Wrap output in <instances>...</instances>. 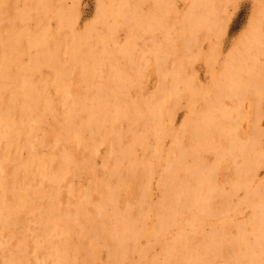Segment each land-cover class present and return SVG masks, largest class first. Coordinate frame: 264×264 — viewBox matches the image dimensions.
Returning <instances> with one entry per match:
<instances>
[{
    "label": "rangeland",
    "instance_id": "rangeland-1",
    "mask_svg": "<svg viewBox=\"0 0 264 264\" xmlns=\"http://www.w3.org/2000/svg\"><path fill=\"white\" fill-rule=\"evenodd\" d=\"M49 0H37V2H36V0H16V2H15V0H0V4L1 3H4V5H2V6H4L3 8H5V10H3V9H0V15H1V13H3V11L5 12L6 11V14L5 15H1L3 18H0V21L1 20H5V21H2V23L0 24V74L1 73H4L5 74V72L6 71H8V72H6V73H8V74H6L7 75V77L9 78H5V76L6 75H4V74H2V76H3V78L6 80L5 82H4V79H2L1 77L2 76H0V85H1V83H3V84H5V85H3L2 84V86H0V88H3V89H0V98L3 100L4 98V100H5V102H3V103H1L0 102V123L1 122H3L2 124H5V125H2V124H0V127L2 126L3 128H0V157H2V160H0V164H1V168L2 169H0V170H2L3 171V173H2V175H1V171H0V181H2V178H5L6 176V181H4L3 180V183L4 184H6L5 186L4 185H2L3 183L1 182V184H0V191H2L4 188H6V186L8 185L9 186V184H7V182L8 183H10L11 184V186L12 185H14V186H21L18 182H20V180L22 181V179L23 180H25V181H23V182H26V185H27V181H29V180H32L31 178H32V175H35L34 176V180H32V181H29L28 182V185L27 186H30L29 184H31L32 186L34 185L35 187H36V185L38 184V183H40V181H38V180H40V179H38L37 180V176L39 175L38 174V172H37V174L35 173V171L36 170H38V168L40 167V170H42V168L47 164V163H44L45 165H42L43 167L41 168V166H39L40 164H42L43 162H46L47 161V159H48V169H50V167H51V169L50 170H52L53 169V171H51L52 173H50V171H48V170H46V171H40V170H38L39 171V173H40V175H39V177L38 178H42V177H44L45 175H46V177L45 178H47V177H49V178H47V179H45V178H43L42 180H41V182L43 183V185H42V183L41 184H38L39 186H37V187H43L42 189H43V191H42V189L40 188V189H38V191H36V193L34 192V190H33V187H32V190H33V192L36 194V196L38 195L39 196V194H41V192H42V198H44V199H42V198H38V197H36L35 196V194H34V196L36 197V198H38V200L35 198V197H33V194H31L32 193V191H30L31 190V188H30V190H29V187H28V190H27V186H25V184L23 183V186H24V188L26 189V190H22V192L23 191H26V192H23L24 194L25 193H27L25 196L21 193L20 194V192H21V187L19 188H14V191H13V189H12V187H8L7 189H5V190H3L4 192L6 191V193H4L3 191H2V193H4L5 194V196H3V194H2V196L0 195V230H1V232H0V235H1V238H0V264H20L21 262L23 263V264H103L104 262H105V260H106V258H107V248L108 247H105V246H107V245H100V247H98V245L99 244H101V243H103V239H105V241H104V243L103 244H105V242H106V244H108V246H109V248H111L112 247V250L111 251H113V246H112V244L110 243V242H112V241H116V243H117V241H118V243L117 244H119V245H116V243L115 244H113V245H116V246H114V247H116V249H115V251H117V247L119 246H121L122 248H126V250L128 249H130L131 248V251L132 252H130V250L129 251H125V249H124V252L122 251H119V252H121V254L120 255H122L121 257H122V259H123V262H122V260L120 259V261L123 263V264H139L138 263V261L140 262V264H142L143 262H144V264H150V262L149 261H151V258L152 259H154V258H157L158 257V259L157 260H155L156 262H154V263H152V264H155V263H157V264H167V262L166 261H164L165 260V258H162L163 257V255L165 254V251H167V248L169 249V246H170V251H169V253L168 254H170V255H173V254H175L176 253V250L174 251L173 250V252H172V248L171 247H173L174 249H175V245L181 240L182 241V244H180L181 242H179L178 244H177V246L179 245V249H178V253L180 252H184V255L182 254L181 256H182V258L180 257V253H179V258L180 259H178L177 257H176V259H178V261H179V263H178V261H176L175 260V257L174 256H176L177 254H175V255H173V257L174 258H171V260H170V257L168 258L167 257V255L165 254L164 256H166V260H170L171 262L173 261L172 259H174V261H175V263H171V264H176V262H177V264H183V263H188V261L190 262V261H192V263L191 264H218V263H220V264H223V263H221V262H224L225 264H239L240 262H241V264H264V51H262L261 53H260V51H256L255 52V50H253V49H250V47H253V45H254V47H262L263 45L261 44V46L260 45H258V43L257 42H259V41H264V2H262V0H258V3H257V0H218V3H214V5H212L211 3H208V5L206 6L205 5V3H201V1L200 0H126V2L124 1V0H50V2H48ZM115 1V2H114ZM119 1V2H118ZM121 1V2H120ZM125 2L126 3V7L127 6H132V8H129V7H127L129 10L127 11V8L125 7V5H124V3H123V5L121 4L122 2ZM147 1H148V3H147ZM151 1H152V3H151ZM197 2L198 3V6H197V4L196 3H194L195 5L194 6H196V7H198V8H194L193 9V4H191V3H193V2ZM211 2L213 1V0H210ZM217 1V0H216ZM216 1H214V2H216ZM254 1V2H253ZM260 1V2H259ZM25 2H26V4L29 6H27V5H25ZM32 2V3H31ZM55 2V3H54ZM29 3V4H28ZM34 3V4H33ZM35 3H37V4H35ZM43 3V4H42ZM46 3H51L50 5H48V6H51V7H47L46 5V10L45 11H43L42 9H41V7H44L43 5L44 4H46ZM100 3H102L101 5H100ZM106 3V6L104 5ZM107 3H111L110 5L111 6H114L115 5V7H110L109 6V4H107ZM112 3L114 4V5H112ZM117 3H118V5L121 7L122 6V8H120L119 7V9H121V13H120V11H119V15H118V9H117ZM133 3H136L135 4V6L133 5ZM201 3V4H200ZM6 4H9V5H6ZM39 4H40V6H39ZM42 4V5H41ZM56 4H58V5H56ZM121 4V5H120ZM129 4H131V5H129ZM188 4H191L189 7L188 6H186V5H188ZM207 4V3H206ZM209 4H211L212 6H213V8H214V11H213V13H212V11L211 10H213V8H211V13L213 14V16H212V14L210 13V12H206L205 13V16H207L206 17V19L208 18V16H210L209 17V22L211 21V24H210V26L208 25L209 23H205L206 22V20H205V22H203L204 20H200L202 23L201 24H199V26H201L199 29L197 28V26H194V27H196L195 29H193L192 28V26H191V22H190V18L189 17H191L190 15H191V13L189 14V12L191 11H197V9H200V10H198L197 12H199V11H201L202 9H203V6H205L206 8L207 7H209L210 5ZM215 4H217V9L214 7L215 6ZM1 5H0V8H2L1 7ZM6 5V6H5ZM30 5H33L34 6V8L35 7H37V5H38V8H40V10H36L37 12H39V11H42V12H39L40 14L38 15V16H36V17H34L35 15H34V13H37V12H33L32 10L34 9L33 8V6H30ZM36 5V6H35ZM100 5V6H99ZM104 6L105 7H107L108 6V8L110 7L113 11H114V13H116V15L113 13V11L112 10H110L109 9V11L107 10L108 8H104ZM123 6L125 7V10L126 11H123ZM168 9V11H164L166 8ZM201 8H200V7ZM14 7V8H13ZM23 7V8H22ZM30 7H32V8H30ZM53 7V8H52ZM158 7H160V8H158ZM162 7H163V11L164 12H162ZM187 7V8H186ZM204 7V8H205ZM15 8H17V9H15ZM45 8H43V9H45ZM47 8H48V10H51V11H48L47 10ZM104 8V12L102 11V9ZM113 8H115V9H113ZM156 10H155V9ZM35 9H37V8H35ZM52 9H53V12L55 11V13H52ZM55 9V10H54ZM57 9H60V10H62V11H60V10H57ZM159 9V10H158ZM186 9H187V12H186ZM196 9V10H195ZM13 10H14V12H13ZM106 10H107V12H106ZM116 10H117V12H116ZM151 10V12H152V10H154L155 11V14H154V16H152V13H154V11L151 13V12H149ZM161 10V11H160ZM184 10V11H183ZM27 11V13H25ZM35 11V10H34ZM46 11H48L49 12V14H45L46 13ZM58 11V12H57ZM100 11V12H99ZM182 11V12H181ZM25 14V15H27V14H30L31 16H29V17H27V16H25L23 13ZM33 12V13H32ZM47 12V13H48ZM51 12V13H50ZM62 12V13H61ZM106 12V13H105ZM177 12H179V13H177ZM181 12V13H180ZM42 13H44V14H42ZM60 13H61V15L62 16H60ZM98 13H101L102 14V16H103V18L102 17H100V15L98 14ZM148 14V16L149 17H147V14ZM185 13V14H184ZM187 13L189 14V15H187ZM208 13V14H207ZM13 14H14V16H16V18L15 17H13ZM21 14L23 15V16H21ZM38 14V13H37ZM51 14H53V15H51ZM56 14H59L58 16H60L59 18L63 21L64 20V23H63V25H62V21L59 19V18H57V17H55L56 16ZM106 14V15H105ZM123 14V15H122ZM158 14V15H157ZM207 14V15H206ZM8 15L10 16L9 18L12 20V19H14L13 21L14 22H12V21H10V19L8 18ZM20 15V16H19ZM41 15H42V17H41ZM45 16V19L43 18L44 16ZM55 15V16H54ZM109 15H112V16H115V17H117L118 18V20H116V18L114 19V18H112V16H109V18L110 19H108L107 17ZM125 15L126 16H128V17H125ZM155 15H156V17H155ZM180 15H182L184 18L185 17H188L187 18V21H189V22H186V23H184L185 22V20H183V18H182V16L181 17H179ZM185 15V16H184ZM13 18H12V17ZM50 16V17H49ZM107 16V17H106ZM120 16V17H119ZM133 16H134V19H133ZM140 16V17H139ZM154 17V20H155V22L156 23H159L158 25H157V27H155L156 25L155 24H153V21H151V19L149 20V22H150V24H152V27L154 28L155 27V29H153L151 26H150V24H148V26L150 27L149 29H151V30H148V26H147V22H148V19L149 18H151V17ZM198 16H201V14L199 13V15ZM49 17V19H47ZM65 17V19H63ZM122 17H123V19H125L123 22H124V26H123V22H122V24H120V22L122 21ZM125 17V18H124ZM131 17V18H130ZM136 17V18H135ZM174 17H176V18H174ZM98 18H102V19H100L101 21H99V19ZM121 19V21H120V19ZM130 18V20H128V21H126L127 19H129ZM144 20H143V19ZM148 18V19H147ZM23 19H27L26 21L24 20L23 21ZM43 19V20H42ZM60 20V22H58L59 20ZM103 19H106V20H104V23H103ZM137 19V20H136ZM139 19V20H138ZM157 19V20H156ZM166 19V23L163 21L162 22V20H165ZM180 19L183 21V23H181V22H179L180 21ZM211 19V20H210ZM44 20H47L46 22H48V23H46V22H44ZM49 20V21H48ZM97 20H98V22H97ZM116 22H115V21ZM146 20V22H144V23H142V21H145ZM43 21V22H42ZM111 21H113L112 22V24H111ZM117 21H120V22H117ZM159 21V22H158ZM174 21H176V23H177V26H175V22ZM192 21V20H191ZM58 22V23H57ZM99 22H101V23H99ZM107 22V23H106ZM125 22L128 24V26L127 25H125ZM135 22V23H134ZM141 22V23H140ZM148 22V23H149ZM154 22V23H155ZM161 22V23H160ZM174 22V25L172 24ZM208 22V21H207ZM11 23H12V25H11ZM59 23H60V25H59ZM116 23V24H115ZM134 23V24H133ZM137 23V24H136ZM178 23H180L179 25H178ZM14 24V25H13ZM111 24V25H110ZM132 24H133V27H132ZM170 24H172L171 26H174V27H170L169 25ZM181 24H183V26L185 25L186 26V28H184L183 27V29L181 30V29H178L179 31H180V33L182 34L183 32V34H182V37L180 38L179 37V35L181 36V34L179 33V31H177V28H178V26H179V28L181 27L182 28V26H181ZM253 24H254V26L255 27H253ZM116 25H118V26H116ZM119 25H121V26H123V28L121 27V26H119ZM147 26V30L148 31H152V29L153 30H155V33H153L154 31H152V33L151 34H148V32H146L144 29L146 28V26H145V28L143 27V26ZM155 25V26H154ZM165 25V26H164ZM203 25V26H202ZM206 25V26H205ZM92 26H93V28H92ZM102 26V27H101ZM114 28V30H115V32H114V30H113V28ZM138 26H139V28H138ZM165 28H163V27ZM187 26H188V28L190 29L189 31H188V29H187ZM190 26V27H189ZM251 26H252V30L250 29L251 28ZM60 29H59V28ZM91 29H90V28ZM111 27V28H110ZM116 27V28H115ZM117 27H118V29H117ZM124 27H126V29L124 28ZM127 27H128V29H127ZM135 27V28H134ZM160 27V28H159ZM166 27H167V30H166ZM14 28H15V30H14ZM40 28V29H39ZM122 29V30H120V29ZM144 28V29H143ZM161 28H163V29H161ZM258 28V29H257ZM94 33H91L90 34V30ZM93 29H94V31H93ZM135 29V30H134ZM161 29V30H160ZM176 29V30H175ZM191 29L193 30V32H191ZM260 29V30H259ZM11 30H13V31H11ZM46 30H47V32H46ZM49 30V31H48ZM87 30V31H86ZM88 30L90 31V32H88ZM110 30V31H109ZM127 30V31H126ZM132 30V31H131ZM145 32H144V31ZM158 30V31H157ZM162 30H164V31H162ZM195 30V31H194ZM196 30H197V32H196ZM249 30H251V31H249ZM262 30V31H261ZM7 33H6V32ZM14 31H15V33H14ZM39 31H41V32H39ZM117 31V32H116ZM160 31V32H159ZM167 31V32H166ZM57 32V35L55 34ZM72 32V33H71ZM80 32V33H79ZM85 32V33H84ZM88 32V33H87ZM121 32V33H120ZM128 32V33H127ZM144 32V33H143ZM161 32H164L165 34H166V36H165V34L163 33L162 35L160 34ZM175 32V33H174ZM189 32L191 33V34H189ZM256 32V33H255ZM259 32V33H258ZM9 33V34H8ZM14 33V34H13ZM19 33H20V35H19ZM21 33H22V35H23V37H21L22 35H21ZM26 33V34H25ZM34 33H36L37 35L35 36V34ZM51 33V34H50ZM79 33V34H78ZM96 33V34H95ZM143 33V34H142ZM172 33H174V34H172ZM177 33V34H176ZM186 33H187V35H186ZM17 34L20 36V39L22 38V42L20 41V39L19 38H17L18 36H17ZM54 34V35H53ZM63 34V35H62ZM72 34V35H71ZM74 34V35H73ZM80 34H82V35H85V37H83L82 35V39H80ZM175 34H176V36H175ZM250 36L249 38H248V35ZM260 34V36H258ZM8 35V36H7ZM10 35H13V38H14V40H15V38H16V42H17V40L20 42L19 43V46H18V44H14V42H10L11 43V48H10V46H9V41H7L10 37H12V36H10ZM17 37H16V36ZM25 35H27V36H25ZM33 35H34V37H33ZM47 37H49V38H47ZM69 35V36H68ZM71 35V36H70ZM86 35H92V36H89L90 38H94L95 39V35H96V39L95 40H93V39H91V40H89V38H88V36H86ZM94 35V36H93ZM141 35V36H140ZM143 35V36H142ZM148 35V36H147ZM178 35V36H177ZM189 35H192V36H189ZM257 35V36H256ZM10 36V37H9ZM79 37V38H77V37ZM126 36V37H125ZM130 36V37H129ZM134 36H135V38H137V39H135L134 38ZM140 36V37H139ZM153 36H155V38H153ZM165 36V37H164ZM172 36L175 38V37H177L176 39H177V41H175V39L174 40H172L173 38H172ZM247 36V37H246ZM5 37V38H4ZM9 37V38H8ZM27 38V37H30V39L29 38H27V40H28V42H29V46H27V43L28 42H25V41H27L26 39H23V38ZM35 37H39V38H37V39H39V40H36V39H33V38H35ZM54 37V38H53ZM56 37H58V39L56 38ZM150 37V38H149ZM157 37V38H156ZM162 37H164V39L162 38ZM186 38V39H182V38ZM252 37H253V39H252ZM256 37H258V40L256 41ZM6 38H8V39H6ZM13 38H10V41L11 40H13ZM35 40V42L33 43V40ZM41 38H43L44 40H46V41H44V42H42V40H41ZM73 38V39H72ZM75 38H77V39H75ZM83 38L84 39H86V40H89V41H91V43H90V45H87V43H88V41H87V43L86 42H84V43H86V45L85 44H82L83 42L81 41V40H83ZM88 38V39H87ZM166 38V39H165ZM169 38V39H168ZM192 38V39H191ZM247 38V39H246ZM5 39H6V41H5ZM55 39H57V40H55ZM160 39H162L161 40V43H160ZM180 39H182V40H180ZM190 39V40H189ZM254 40V41H252V40ZM13 40V41H14ZM32 40V41H31ZM47 40H49L50 42H48L49 43V45H48V43H45V42H47ZM73 40L74 41H76L77 42V44L75 43V42H73ZM78 40L79 41H81V44H79L78 43ZM165 40V41H164ZM170 40V41H169ZM178 40H179V43H178ZM184 40H186V41H184ZM36 41H38V42H36ZM41 41V46L39 45V44H35V43H39ZM65 41V42H64ZM69 43H68V42ZM71 41V42H70ZM132 41H134L133 42V44H135V45H133V49H132V46H130V44H132ZM156 41V42H155ZM180 41H182L183 42V44H181L180 43ZM245 41V42H244ZM4 42H8V45L6 44V43H4ZM30 42H31V45H33V46H31L30 45ZM97 42H99V43H97ZM163 42H165V43H167V44H164L166 47H164V48H162L163 46H162V44H163ZM176 42V46H175V50L177 49L178 50V52H175V50H173L174 49V43ZM18 43V42H17ZM58 43V44H57ZM75 43V44H74ZM88 43V44H89ZM154 43H156V44H154ZM158 43H160V45L158 44ZM245 43H247L246 44V47H245ZM255 43V44H254ZM12 44H14V46H12ZM66 44V45H65ZM68 44V45H67ZM71 44V45H70ZM182 45V46H180V45ZM257 44V45H256ZM2 45H5V46H2ZM42 45H44L43 47H42ZM77 45H79L78 47H77ZM83 45H85V47L83 46ZM121 45H123V46H121ZM154 45V46H153ZM156 45V46H155ZM173 45V46H172ZM250 45V46H249ZM2 46V47H1ZM30 46L32 47V48H30ZM46 46L48 47L47 49H46V51H45V48H46ZM57 46V47H56ZM73 46V47H72ZM79 49V52H78V49L76 48V47ZM82 46H83V48H82ZM88 46H92L91 48H90V50L89 51H87L88 49H87V47ZM131 47V49H129L130 47ZM135 46V47H134ZM160 46V48H158V47ZM162 46V47H161ZM181 47V49H179V47ZM12 47H14V48H12ZM27 47H29V49L27 48ZM44 48V51H43V49L42 48ZM53 47V48H52ZM67 47V48H66ZM121 47H123V49H125L124 51H125V53H126V51L127 52H129V54L128 53H126L127 55H125V53H124V55L122 54L124 51H123V49L120 51V52H122V53H119V52H117V51H119L120 50V48ZM127 47V48H126ZM156 47V48H155ZM258 47V48H259ZM7 48L8 49H11V50H13V49H15V50H17V49H19V50H17L18 51V53H16V52H8V50H7ZM35 48V49H34ZM72 48H74V49H72ZM82 48V49H81ZM94 48V49H93ZM114 48H116V51H114ZM153 48H155V49H157V51H159V52H157L155 49H153ZM165 48H167V49H165ZM248 48V49H247ZM255 48V49H256ZM22 49V50H21ZM33 49V50H32ZM81 49V50H80ZM127 49V50H126ZM247 49V50H246ZM250 49V50H249ZM23 51V53L21 52V51ZM30 52H29V51ZM49 50V51H48ZM72 50H75V52L74 51H72ZM86 50V52H84ZM92 50V51H91ZM94 50V51H93ZM113 50V51H112ZM149 50H152V51H149ZM163 50V51H162ZM176 50V51H177ZM3 51H5V52H3ZM7 51V52H6ZM19 51L23 54H19ZM35 51V52H34ZM71 51H72V53H71ZM80 51H83L84 53H82V55L84 54L85 55V53L86 54H88V52H90L89 54H88V56H89V58H87L88 60L89 59H94V60H89V61H84L85 59H86V57L85 56H82L81 55V52ZM105 51V52H104ZM109 51L110 52H112L113 54H111V53H109ZM154 51H155V53H154ZM249 51V52H248ZM254 51V52H253ZM27 52H29V53H27ZM46 52L48 53L49 52V54L50 55H48V58H45V57H43V55L44 56H46ZM74 52V53H73ZM174 52V53H173ZM234 52H235V54H234ZM9 53H12L11 55H12V57H11V55H9ZM15 55H21L20 57H15V59L13 58V55L14 54ZM108 53V54H107ZM164 53V54H163ZM166 53V54H165ZM251 53V55L249 56V54ZM254 53V54H253ZM8 54V55H7ZM38 54V55H37ZM70 54H71V56H70ZM120 54V55H119ZM243 54H245V57H243ZM256 54H258V56H256ZM17 55V56H18ZM52 55V56H51ZM77 55H81L80 57L81 58H85L84 60H82V59H80L79 57H77ZM108 55V56H107ZM263 57H262V56ZM4 56V57H3ZM50 56V57H49ZM70 56V57H69ZM74 56H75V58H74ZM91 56H94L93 58L91 57ZM113 56H115L114 58H111V57H113ZM123 56V57H122ZM247 56V57H246ZM6 57H9L8 59L6 58ZM32 57V58H31ZM41 57H43V59L41 58ZM77 57V58H76ZM110 58L109 60H111V61H107V58ZM164 57V58H163ZM256 59H255V58ZM11 58V59H10ZM13 58V59H12ZM39 58H40V61H42V63H40V61H39ZM52 58V59H51ZM57 58H58V60H57ZM69 58H70V60H69ZM100 58V59H99ZM245 58V59H244ZM249 60H247V59ZM251 58V59H250ZM2 59H6V61H7V63H6V61H4V60H2ZM35 59L37 60V61H39V62H37V61H35ZM76 59H80L79 60V62H78V60H76ZM95 59L97 60V61H99L100 60V64L101 65H103V63H102V61L104 62L105 61V65H103V67H101V65H99V63H98V68L99 67H101L100 69H99V71L98 70H96L97 68L94 66V68L92 67L93 65H94V63H95ZM101 59H102V61H101ZM117 59H119V60H117ZM159 59V60H158ZM243 59V60H242ZM12 60H16L15 62L13 61V63H16V64H13L12 63ZM48 62H47V61ZM75 61V63L73 62V61ZM116 60V61H115ZM123 60H124V62H123ZM257 60V61H256ZM10 63H12V65H10L9 64V62ZM94 61V63H90V62H93ZM108 63H107V62ZM159 61H160V63H159ZM240 61V62H239ZM241 61H242V66L240 65V63H241ZM247 61V62H246ZM261 61V62H260ZM17 62L19 63V64H21V66L23 65V67H25V68H28L29 69V71L27 70V69H24V68H21V66L20 67H18V65H17ZM49 62H51V63H53V64H49ZM120 62V63H119ZM257 62H258V64H257ZM30 63H33V64H30ZM71 63V64H70ZM75 65H74V64ZM81 63H83V64H89L88 66L86 65V67L87 68H82V66H81V68H80V64ZM127 65V69L125 68V65ZM128 63V64H127ZM166 65H165V64ZM246 63H250L249 65L248 64H246ZM25 64H26V66H25ZM109 66H108V65ZM121 64H123L124 65V67H122L123 65H121ZM153 64H154V66H153ZM157 64V65H156ZM159 64V65H158ZM174 64H175V66H174ZM260 64V65H259ZM14 65H16V67L14 66ZM90 65H92V66H90ZM119 66V68H118V66ZM128 65H130L131 66V70H129V67H128ZM157 67H156V66ZM235 65V66H234ZM244 65V66H243ZM4 66H6V67H4ZM14 66V67H13ZM33 66V67H32ZM47 66H48V68H50V69H48L47 68ZM76 66V67H75ZM83 66H85V65H83ZM92 67V68H90V67ZM116 66V67H115ZM238 66V67H237ZM250 66V67H249ZM252 66V67H251ZM258 67V68H254V67ZM52 67V68H51ZM61 67V68H60ZM70 67V68H69ZM90 69H89V68ZM105 67V68H104ZM108 67H110V69L108 68ZM114 67V70L112 69ZM121 67V68H120ZM159 67V68H158ZM171 67V68H170ZM175 67V69L178 71H180V73H183V71H184V73H185V75H186V77H185V75L184 74H182V75H179L180 73L179 72H177L175 69H173ZM181 67H183V68H181ZM237 67V68H236ZM244 69H243V68ZM2 68L4 69V71L2 70ZM31 68V69H30ZM46 68V69H45ZM55 68L57 69V71L55 70ZM69 69V70H67V69ZM75 68V69H74ZM165 68V69H164ZM221 68V69H220ZM223 68V69H222ZM233 68H235V69H233ZM8 69V70H7ZM35 69V70H34ZM38 69H40L39 71H38ZM66 69V70H65ZM71 69V70H70ZM85 69H87L86 71L88 72H86V74H89V70H91V71H95V72H91L92 73V75H91V73L87 76V75H85L84 73V71H85ZM89 69V70H88ZM94 69V70H93ZM104 69L106 70V71H108V69H109V72H111V73H113V74H111V76H109L110 75V73L109 74H107L108 75V77H107V75H106V73H108V72H104ZM112 69V70H111ZM116 69V70H115ZM164 69V70H163ZM183 69V70H182ZM225 69V70H224ZM238 69V70H237ZM240 69V70H239ZM242 69H243V71H242ZM254 69V70H253ZM24 70H27V71H25L24 72ZM34 70V71H33ZM78 70H83L82 71V73L85 75H81V73H80V75H78L79 73V71ZM133 70V71H132ZM141 70V71H140ZM252 73L251 74V76H250V78H249V80L247 81V83H241V84H245V85H242L240 88H238L239 87V84H237L238 83V80L236 79V77L238 78V77H242L243 78V76H245L244 78H246V74H249V71ZM255 70H256V72H255ZM2 71V72H1ZM11 71V72H10ZM22 71V72H21ZM53 71V72H52ZM54 71H56V73H57V76H59L60 75V73H61V77H57V76H55L53 79L55 80V81H53L54 83L56 82V80H57V82H59L58 81V79L57 78H59V80L60 79H62L63 78V80L61 81L60 80V85L59 84H54V83H51V81L53 80V79H51L53 76H54V74H55V72ZM59 71V72H58ZM73 71V72H72ZM80 71V72H81ZM125 72V73H122V72ZM169 71V72H168ZM233 71V72H232ZM254 71V72H253ZM10 72V73H9ZM14 74H13V73ZM20 72L22 73V74H24V75H19L20 74ZM24 72V73H23ZM50 72V73H49ZM96 72L98 73V74H96ZM101 72V73H100ZM116 72V73H115ZM119 72V73H118ZM171 72L173 73V74H171ZM175 72H177L178 74H176V76L177 77H175V75H174V73ZM216 72V73H215ZM226 72H229L228 74L226 73ZM30 73H32L31 75H29ZM34 73V74H33ZM54 73V74H53ZM63 73V74H62ZM64 73H66L65 75H64ZM118 73V74H117ZM126 73H129V74H126ZM165 73V74H164ZM214 73V74H213ZM225 73V74H224ZM12 74V75H11ZM26 74V75H25ZM50 75V77L48 76V75ZM59 74V75H58ZM71 74H73L72 76H71ZM100 74V75H99ZM115 74H117V75H115ZM138 76H137V75ZM210 74H211V77H213V78H215V77H217V78H215V79H212V78H210ZM232 74V75H231ZM234 74H236V75H234ZM239 74V75H238ZM242 74V75H241ZM14 75H16V78L14 77ZM27 75H28V77H27ZM32 75H33V77H32ZM47 75V78L48 79H46V82H47V86L43 83V80H44V78H46L45 76ZM56 75V74H55ZM95 75V76H94ZM157 75V76H156ZM165 75H167L166 77H165ZM172 75H174V76H172ZM181 77V76H184V78L185 79H188V81H189V79L191 80L193 77L195 78V80H194V78H193V81L195 82H193L192 80H191V83L189 82H184V84H189V87L191 86V90L193 91V93H195V95L190 91V89H189V87H187V89H185V87L186 86H188L187 84L185 85V87L183 88V87H181V85H184V84H181L183 81H181V80H184V78L183 77H181V80L180 79H178V77L179 76ZM215 75V76H214ZM257 75V76H256ZM11 78H10V77ZM20 76V77H19ZM23 76V77H22ZM43 79H41L40 77ZM82 76H84L83 78H81ZM116 76V77H115ZM171 76V77H170ZM221 76V77H220ZM222 76H224V77H222ZM230 77V79H229V77ZM24 77H27V78H29L30 77V80L29 79H27V82L23 79ZM71 77L73 78V82L71 81ZM86 77H91V78H93L92 80L91 79H89V78H87V79H89L90 80V82H91V84L93 83V85L96 83V85L98 84L99 85V88L100 87H102L103 85H104V83H105V85H104V87L105 88H103V89H106L107 88V91L106 90H104V92H102L101 90H103L102 88H100V91H98L99 90V88L96 86V85H94L95 86V88L97 87V91L95 92L94 91V87H92L90 84H89V80L88 81H86L87 79H86ZM110 77H115V78H113L117 83H118V85H116V82L114 83V84H111V85H113V86H122V87H118L119 89L118 90H116L115 91V93L112 95V94H110V96L108 95L109 94V92L111 91H113V90H115V89H117V88H114L113 89V86H112V90L110 89V91H108V89L111 87V85H110V83L112 82V81H114L112 78H110ZM123 77V78H122ZM161 77V78H160ZM173 77V78H172ZM174 77L176 78V79H174ZM179 77V78H180ZM219 77H220V79H222V80H220L219 79ZM234 77H235V79H234ZM33 78V79H32ZM40 78V79H39ZM77 78V79H76ZM95 78H97L96 80H95ZM99 78V79H98ZM183 78V79H182ZM228 78V79H227ZM234 79V80H232V79ZM254 80H253V79ZM37 79L39 80V81H37ZM66 79V80H65ZM102 79V80H101ZM171 79V80H170ZM217 79V80H216ZM248 79V78H247ZM246 79V80H247ZM19 81V82H17V81ZM30 81V83H28L29 81ZM36 80V81H35ZM51 80V81H50ZM74 80L76 81L75 82V84H74ZM80 80V81H79ZM83 80H85V82H88V84H87V86L89 85V86H91L90 88L88 87V88H85L86 87V85H85V83H84V81ZM110 81L109 83L107 82V81ZM175 81V85H173L174 83V81ZM180 80V81H179ZM228 82H227V81ZM231 80V81H230ZM235 80L237 81V82H235ZM245 80V81H246ZM252 80V81H251ZM40 81H42V84H41V82ZM118 81H120V82H118ZM123 81V82H122ZM171 81H173V82H171ZM187 81V80H186ZM215 81V82H214ZM234 81V82H233ZM16 82V83H15ZM36 82H40V84L41 85H39L38 83H36ZM45 82V83H46ZM50 82V83H49ZM64 82V83H63ZM77 82H79V83H77ZM81 82V83H80ZM101 82V83H100ZM160 82V83H159ZM169 82V84H167ZM178 82V83H177ZM181 82V83H180ZM209 82V83H208ZM211 82L213 83V84H211ZM239 82H240V80H239ZM250 82V83H249ZM17 83H21V85H19V84H17ZM35 83L37 84V86H38V89L36 88V85H35ZM67 83V84H66ZM170 83H172V85L173 86H171V84ZM181 84V85H177V84ZM45 85L44 87L42 86V85ZM63 86H66L63 90L64 91H68L69 93H71V94H68V93H66L65 94V92L64 91H62V85ZM79 84H81V86L83 87V89L85 88V89H87V90H83L82 89V87L79 85ZM85 85V87H84V85ZM110 86H109V85ZM121 84V85H120ZM159 84V85H158ZM193 84V85H192ZM223 84H224V86H223ZM228 84V85H227ZM237 84V85H236ZM249 84H251V85H249ZM253 84V85H252ZM16 85V86H15ZM19 85V86H18ZM30 85H35V87H31ZM48 85H50V86H48ZM53 85H56L57 87H53ZM68 85H70V88L68 87ZM72 85V86H71ZM109 86V88H108V86ZM126 85V87L124 88V86ZM158 85V86H157ZM233 85H235L236 87L234 88V87H232ZM6 86V87H5ZM8 86V87H7ZM20 86L22 87V88H20ZM24 86H25V88H24ZM30 86V87H29ZM75 86H77V89H76V87ZM128 86V87H127ZM174 86H177V88L176 87H174ZM17 87H19V88H17ZM29 89H28V88ZM39 87H41L40 89L41 90H46V91H43L44 93L45 92H47V94H45V96H46V98L47 99H45L44 97V94H42L41 92L42 91H39L40 89H39ZM50 87V88H49ZM52 87V88H51ZM73 87V89H71ZM81 87V88H80ZM135 87V88H134ZM159 89H158V88ZM163 87V88H162ZM221 87V88H220ZM15 88H17L16 90H15ZM43 88V89H42ZM50 89V91H49V89ZM54 88H57L56 90H54ZM67 88L69 89V90H67ZM76 90H75V89ZM208 88V89H207ZM210 88V89H209ZM220 88V89H219ZM234 88V89H233ZM254 88V93H252L253 91L251 90V89H253ZM11 89H12V91H11ZM19 89H21L20 91L21 92H19ZM24 89L26 90V92H24ZM35 89V90H34ZM59 89V90H58ZM61 89V90H60ZM71 89V90H70ZM89 89H91V92H90V90ZM165 89V90H164ZM178 89V90H177ZM207 89V90H206ZM240 89V90H239ZM247 89V90H246ZM18 90V91H17ZM34 90V91H33ZM77 90L78 91H80V92H77ZM81 90L82 91H84V94L82 95L81 93H83V92H81ZM204 90V91H203ZM223 90V91H222ZM235 90V91H234ZM2 91V92H1ZM5 91H6V93H5ZM37 91L39 92V93H37ZM71 91H73V92H75V93H73V92H71ZM118 91H119V93H118ZM123 91V92H122ZM202 93H201V92ZM206 91H207V94H208V96H207V94H205L206 93ZM223 92L222 94H219V92ZM230 91H233V92H230ZM240 91V92H239ZM8 92H12L11 93V98H10V93L8 94ZM17 92H19V93H17ZM49 92H51V94L49 93ZM94 92V93H93ZM97 92H98V94H97ZM108 92V93H107ZM191 92V96H193L192 98H190V96H189V93ZM209 92V93H208ZM211 92H213V94L211 93ZM226 92V93H225ZM239 92V93H238ZM3 93H4V95L6 96H4L3 95ZM22 93H24L25 95H26V98H28V100L30 99L31 100V98L29 97V96H31V97H40L38 100H40V103H41V105H39L38 104V102H37V107H35L36 105V98H34L33 97V99L32 100H35V106H32V104H31V106L34 108V109H36L35 111H33L34 113H35V116L37 115V114H40V110H42L43 111V109H46L47 107V105H49V103H48V101H53L54 102V105H53V103H51L50 102V105L53 107V108H57V112H58V114H59V112L61 113V115H62V110H63V117L65 118L64 120H67L66 121V123H67V125L66 126H63L62 124H64L61 120H63V119H61V115H60V117H59V115H57V112L55 113V115L53 116V114H54V110H52V112H53V114L52 113H49V112H51V109H52V107L49 105V107H48V109L50 110V111H46V110H48V109H46V110H44L43 111V115L45 114L44 112H46V114H47V116H43L42 114H40L39 116L40 117H38V115H37V120H35L34 119V117H33V112L31 113V115L30 116H32V121H33V123L32 122H30V121H26V120H30V116L28 115V111L27 112H25V113H27V114H25V113H23V115L25 114V116L24 117H26V116H28L27 118H29V119H23L22 117H21V115L19 116V114H22V113H19V112H24L25 111V109H23L22 111H21V109L20 108H18V107H15L14 105H12L11 106V104L10 103H14L13 101H18V102H20V100L21 99H23V97L25 98V95L23 94V95H21ZM49 93V94H48ZM58 93H62L60 96L59 95H57V97H56V94H58ZM78 93H80L79 95H77ZM88 93L90 94H93L92 96H91V94L89 95L91 98H87L88 99V101H87V99H85L86 98V96L88 95ZM101 95H100V94ZM128 93V94H127ZM159 93V94H158ZM179 94V97H178V94ZM200 93V94H199ZM214 93H215V95H214ZM217 93H218V95H217ZM228 94V95H223V94ZM2 94V95H1ZM28 94V95H27ZM39 94V95H38ZM64 94V95H63ZM96 94V95H95ZM104 94H107V96L105 95L104 96ZM116 94H118V95H116ZM167 94H168V96H167ZM203 94H205L207 97H205L204 96V98L202 97V95ZM9 95V96H8ZM55 95V96H54ZM115 95V97H116V100L117 99H122L121 100V102L122 101H124V103L122 104L119 100H118V103H120V105L118 106V103H116V102H113V100L112 99H114V98H111L110 99V101H112L111 103H110V101H108V98H110V97H113ZM158 95V96H157ZM165 95V96H164ZM217 95V96H216ZM231 95H233V96H231ZM7 96H8V98H7ZM42 96V97H41ZM79 96H84L83 98L85 99V101L81 98V97H79ZM89 96H87V97H89ZM95 96V97H94ZM105 97V98H103V97ZM152 96H155V97H152ZM210 96V97H209ZM237 96V97H236ZM15 97H16V99H15ZM54 97V98H53ZM117 97H119V98H117ZM171 97V98H170ZM173 97H175V98H173ZM21 98V99H20ZM24 99V100H27V99ZM42 98H44L43 100L45 101V102H47L46 103V105H45V102L44 101H42ZM51 98V99H50ZM56 98V99H55ZM76 98H78V100H83L84 101V103L83 104H85V105H83L80 101H79V103H78V100L76 101V100H74V99H76ZM93 98H94V100H93ZM96 98V99H95ZM103 98V99H102ZM107 98V99H106ZM153 98H154V100L155 101H153ZM156 98H158V99H156ZM166 100H165V99ZM0 99V101H2ZM8 99V100H7ZM20 99V100H19ZM63 99V100H62ZM101 99V100H100ZM105 99H106V101H105ZM127 99V100H126ZM129 99V100H128ZM152 99V100H151ZM171 99H173V100H171ZM11 100H13V101H11ZM115 100V101H116ZM126 100V101H125ZM176 100V101H175ZM191 100V101H190ZM21 101H23V100H21ZM44 102V103H42V102ZM65 101V102H64ZM74 101V102H73ZM76 101V102H75ZM88 103V102H90V103H88L89 105H87L86 103ZM96 102V103H95ZM104 102V103H103ZM147 102V103H146ZM82 104V106H81V104ZM177 103V104H176ZM4 104V105H3ZM8 104V105H7ZM63 104V105H62ZM66 104H67V106L68 107H66ZM73 104H76V106L74 107L73 106V108H76V109H74V110H76L75 111V113L73 112V108H71L72 107V105ZM99 104V105H98ZM116 104V105H115ZM122 104V105H121ZM2 105V106H1ZM42 105H45V106H42ZM153 105V106H152ZM8 106V107H7ZM30 106V107H31ZM64 106V109L62 108L61 109V107H63ZM80 106V107H79ZM92 106H93V108H92ZM101 106V107H100ZM120 106H124L125 107V109L123 108L122 109V107H121V109H120ZM126 106H127V108H126ZM140 106V107H139ZM10 107V108H9ZM12 107H14V108H12ZM43 109H42V108ZM51 107V108H50ZM116 107H119V108H116ZM153 108L154 107V109H151V108ZM38 108V109H37ZM95 108V109H94ZM101 108V109H100ZM114 108V109H113ZM159 108V109H158ZM233 108V109H232ZM17 109H20V110H17ZM30 109H32V108H30ZM66 109V110H65ZM110 110V112L112 113H110L109 112V110ZM127 109V110H126ZM11 110L12 111H15V112H18V113H13V112H11ZM33 110V109H32ZM61 110V111H60ZM68 110H69V112H68ZM160 110V111H159ZM191 110V111H190ZM30 112H31V110H29ZM38 111V112H37ZM66 111H67V113H66ZM84 111V112H83ZM86 111V112H85ZM91 111V112H90ZM106 111H108V112H106ZM5 114V116L2 114ZM4 112H7V113H4ZM71 112V113H70ZM97 113L96 115H95V113ZM158 113V118L155 116L154 117V115L156 114L157 115V113ZM160 112V113H159ZM70 113V114H69ZM73 113V114H72ZM91 113V114H90ZM100 113H102V115L100 114ZM9 114V119H10V122H9V120L7 119L8 117H7V115ZM18 114V116H19V118H17L18 116H15V117H12L11 118V116H14V115H17ZM30 114V113H29ZM48 114H51V118L49 117V115ZM90 114V115H89ZM93 114V115H92ZM99 114V115H98ZM108 114V115H107ZM137 114V115H136ZM22 115V116H23ZM57 115V117L58 118H55V122L56 123H54V121H52L53 119H54V117ZM153 115V116H152ZM171 115V120L169 119V117L168 116H170ZM192 115V116H191ZM73 117V118H71V117ZM87 116V117H86ZM96 116V117H95ZM152 116V117H151ZM160 116H163V117H161L160 118ZM189 116V117H188ZM207 116V118L209 119H207V118H205ZM224 116V117H223ZM21 117V118H20ZM62 117V118H63ZM109 117V118H108ZM116 117V118H115ZM192 117H194L193 118V120H192ZM201 117V118H200ZM3 118H5V119H3ZM43 118H45V119H43ZM53 118V119H52ZM68 118V119H67ZM125 118V119H124ZM164 118V119H163ZM186 118H188V119H190V121H189V123H191L190 124V126L191 125H193V127L191 128V127H186V125H188V123H187V120H186V122L185 121H183V120H185ZM199 118V120H197V119ZM203 118H205V119H207L206 120V122H202V123H206L205 124V127H204V125H203V127H204V129L202 128V125H200V124H202L201 123V121H202V119ZM229 118V119H228ZM3 119V120H2ZM14 119H17L16 120V122L19 120V122H17V127H16V122H15V120ZM20 119H22L21 121H20ZM34 119V120H33ZM42 119V121L44 122H46V123H43L42 121V124H41V122H40V125H42V127L39 125V126H37L38 124H39V121ZM57 119H59V121L57 120ZM79 119H83L82 120V123L81 124H77V123H79V122H81V120H79ZM91 119H93V120H91ZM105 119H106V121H105ZM109 119V120H108ZM155 119V120H154ZM157 119H159V120H157ZM205 119H203V120H205ZM6 120V121H5ZM11 120H13L12 122L14 123V125L15 126H13V124L11 123ZM47 120V121H46ZM63 120V121H64ZM71 120L73 121V123L76 125V127H75V125L74 124H71V126H73L74 128H76L78 131H76V132H74V128L73 127H71V126H69L70 125V122H71ZM162 120V121H161ZM167 122H166V121ZM170 120V121H169ZM212 120V121H211ZM4 121H5V123H4ZM35 121H38V123L37 122H35ZM79 121V122H78ZM99 121V122H98ZM156 121V122H155ZM169 121V122H168ZM192 121V122H191ZM230 121V122H229ZM9 122V123H8ZM30 123L33 127H36L37 129H39V128H41L42 130H40V131H37L36 130V128H34L35 130H36V132L37 133H40L41 135H42V137H41V135L40 134H38V136H40V137H38V136H34L35 134L37 135V133H34V131L32 130L33 129V127H32V129L30 128V130H32L33 131V135H32V131H31V134H29L28 135V133H30L29 131L30 130H27V129H29V125H24V123ZM57 122L58 123H60L61 124V122H62V124L59 126V124H57ZM165 122H166V124H165ZM171 122V123H170ZM194 122H196V123H194ZM19 123V124H18ZM22 123V124H21ZM27 123V124H28ZM49 123V125H47ZM65 123V124H66ZM72 123V122H71ZM89 123V124H88ZM109 123H110V125H109ZM185 124V123H187L186 125H185V127H182L183 126V124ZM221 123V124H220ZM10 124H12V125H10ZM21 124V125H20ZM44 124V125H43ZM46 124V125H45ZM69 124V125H68ZM97 124H98V126H97ZM106 124V125H105ZM208 124V125H207ZM210 124H211V126H210ZM8 125V126H7ZM52 125L53 126H55V128L54 127H52ZM57 125H58V127H57ZM90 125V126H89ZM101 125H102V127H103V129L106 131V133H105V131L102 129V127H101ZM167 125H169V126H167ZM4 126H6V127H4ZM11 126H12V130L11 129H9L8 127H10L11 128ZM19 126H21L20 127V130L21 131H19ZM25 127V129L24 130H22V127ZM48 126V127H47ZM61 126H63L64 128H67V126H68V128H71V132L69 133V131H70V129L69 130H67V129H62V130H59L60 129V127ZM159 126V127H158ZM163 127V128H161V127ZM171 126V128H172V130H174L173 132H172V130L169 128ZM196 126H199L198 127V129H197V127ZM23 127V128H24ZM43 127H44V129H43ZM51 127V128H50ZM57 127V128H56ZM92 127V128H91ZM94 127V128H93ZM98 127H99V129H98ZM109 127V128H108ZM154 127V128H153ZM156 127H158V128H156ZM225 127V128H224ZM9 130H8V129ZM45 128H46V130H45ZM52 128H53V130H52ZM59 128V129H58ZM111 128V129H110ZM117 128V129H116ZM188 128H189V131H188ZM190 128H191V130H190ZM201 128V129H200ZM205 128H206V130H205ZM3 129V130H2ZM6 129V130H5ZM15 129H17V130H15ZM56 129V130H55ZM73 129V130H72ZM80 129V130H79ZM84 129V130H83ZM96 129H97V132H96ZM101 129V130H100ZM107 129H108V131H109V133L107 132ZM130 129V130H129ZM161 129H164L163 131L164 132H161ZM215 129H216V131H215ZM8 130V131H7ZM15 130V131H14ZM26 130H27V132H26ZM49 130H52L51 132L49 131ZM54 130H55V132L56 131H60V132H54ZM91 130V131H90ZM94 130V131H93ZM154 130L156 131H158V132H154ZM166 130V131H165ZM170 130V132H172L171 134H174V135H171L170 136V132H168L169 133V135H168V133H167V131H169ZM186 130V131H185ZM201 130H203L204 132L205 131H207L208 130V132H207V136H205L206 135V133H204L203 131H201ZM10 131V132H9ZM13 133H12V132ZM22 131H23V133H25L24 135H22L23 133H22ZM65 131V132H64ZM80 131V133L82 134V132L84 131V137H82V138H84L85 140H86V142H84V144H81L80 142L83 140L82 138H80V135L81 134H79V135H77V136H74V134L76 135V133L77 132H79ZM90 131V132H89ZM104 131V132H103ZM112 131V132H111ZM114 131V132H113ZM191 131V133H189ZM200 131V132H199ZM215 133H214V132ZM223 131V132H222ZM4 132V134H2ZM17 132H20V134L19 133H17ZM42 132V133H41ZM43 132L45 133V135L43 134ZM64 132V133H63ZM87 132L89 133V134H87ZM97 134H96V133ZM102 133L103 132V134L101 135L100 133ZM131 132H133L134 134H132ZM175 132V133H174ZM199 134H197V133ZM211 132V133H210ZM9 133H11L10 135H12L11 137H10V135L8 136V134ZM17 133V134H16ZM22 133V134H21ZM51 133V134H50ZM58 133H60L61 134V136H64L65 134V137H61L60 136V134L58 135ZM69 133V134H68ZM104 133L106 134L105 136H104ZM107 133H108V136H107ZM122 135V136H120V134ZM158 133V134H157ZM159 133L161 134L162 133V135H163V133H164V135H166V133H167V136H165L164 137V139L162 138L163 136L161 135V137L159 136ZM227 133V134H226ZM231 133V134H230ZM19 134V137L17 136ZM68 134V135H67ZM93 134V135H92ZM96 134V135H95ZM209 134H211V135H209ZM218 134V135H217ZM28 135V136H27ZM31 135H32V137H31ZM51 135H53V137H52V140H55L56 138L59 140V138L61 139V138H63V140H65V141H62V139L61 140H59L58 142H56V141H52L51 139H50V136ZM55 135H57L56 136V138L54 139V137H55ZM69 135H72V136H70L69 137ZM98 135V136H97ZM109 135H111V136H109ZM113 135V136H112ZM135 135H137V136H135ZM139 135V136H138ZM157 135V136H156ZM196 135H198V136H205L207 139H205V137H204V139H202V137H201V139H200V137H196ZM213 135H216V136H214L216 139H214L213 138ZM6 136V137H5ZM20 136H21V138H20ZM24 136H27L28 138H25V139H27V140H25L24 139ZM34 136V137H33ZM78 136H79V138L81 139V141H80V139H78ZM82 136V135H81ZM86 136H88L89 137V139H91V141H92V143L94 144V146L97 144V146L94 148L93 146H91V145H93L92 143H91V141L88 139V137H86ZM91 136V137H90ZM100 136V137H99ZM174 136V137H173ZM210 136H212V137H210ZM235 136V137H234ZM2 137H3V139L5 140H3L2 139ZM15 137H16V139H15ZM18 137V138H17ZM22 137H23V139H22ZM30 137H31V139H30ZM36 137H38V138H36ZM44 137H46V138H44ZM66 137H69V138H67L66 139ZM75 139H74V138ZM77 137V138H76ZM103 137H104V140H102L103 139ZM115 137V138H114ZM144 137V138H143ZM159 137V138H158ZM169 137V138H168ZM187 137H189V138H187ZM220 137V138H219ZM225 137V138H224ZM8 138V139H7ZM19 138H20V140H21V142L20 141H17V140H19ZM34 138H36V139H38V140H36V139H34ZM39 138L41 139L40 141H42L43 143H45V140L46 141H48L46 144H44V146H46V148L45 147H43V145L42 144H37V146H38V148H39V146L41 145L42 147H40V149H37V146H35L36 145V142H38L39 141ZM102 138V139H101ZM105 138H107V141H106V139ZM120 138H121V140H120ZM123 138V139H122ZM158 138V139H157ZM161 138V139H160ZM214 141V140H217L218 142H213L211 139ZM231 138V139H230ZM237 138V139H236ZM15 139V140H14ZM45 139V140H44ZM70 139L72 140L73 139V141H76V146H75V142H73V141H71V142H69L70 141ZM88 139V140H87ZM94 139H95V141H94ZM111 140V141H109V140ZM119 141H118V140ZM138 139V140H137ZM173 139V140H172ZM177 139V140H176ZM186 139H190V142H187V141H189V140H186ZM210 139V140H209ZM225 139H226V141H225ZM232 139H234V140H232ZM7 140H10V141H7ZM14 140V141H13ZM36 140V141H35ZM44 140V141H43ZM51 140V141H50ZM77 140H79V141H77ZM85 140H83V141H85ZM102 140V141H101ZM115 140V141H114ZM145 140V141H144ZM174 140H176V141H174ZM193 140V141H192ZM204 140V141H203ZM206 140V141H205ZM220 140L222 141V142H220ZM3 141V142H2ZM8 142V144H7V142ZM25 141H27V143H26V147H25V145H24V142ZM29 141V142H28ZM31 141H33L32 143H30ZM66 141H68V144H66L67 142ZM83 141H82V143H83ZM89 141H90V144H88L89 143ZM112 141H114V143L112 142ZM134 141V142H133ZM140 141V142H139ZM196 141V142H195ZM199 141H201V143H202V145H201V143L199 142ZM230 141H231V143H230ZM235 141H237L238 143H235V145L233 144V142H235ZM14 142V143H13ZM20 142V145H18V143ZM41 142V143H42ZM50 142V143H49ZM54 142V143H53ZM131 142V143H130ZM146 142V143H145ZM176 143V144H178V145H176V147H175V144L174 143ZM199 143V144H196V143ZM203 142H204V146H203ZM228 142L230 143V144H228ZM1 143H3L2 145H3V147H2V145H1ZM10 143V144H9ZM17 143V144H16ZM22 143V144H21ZM28 143H30V144H28ZM39 143V142H38ZM62 143V145L60 146V144ZM71 143H72V145H71ZM86 143V144H85ZM96 143V144H95ZM109 143H112V144H110L109 145ZM121 143V144H120ZM137 143H139V144H137ZM174 145H173V144ZM188 143H190V144H188ZM207 143H209V144H207ZM213 143V144H212ZM222 143V144H221ZM226 143V144H225ZM244 143V144H243ZM5 144V145H4ZM32 144H33V146H32ZM35 144V145H34ZM50 144V145H49ZM54 144H57L56 145V147H55V145ZM64 144V145H63ZM66 144V145H65ZM78 144H81V146L79 145V147H78ZM114 144V145H113ZM130 144V145H129ZM132 144H135V145H132ZM137 144V145H136ZM194 144V145H193ZM212 146H211V145ZM231 144H233V145H231ZM238 144V145H237ZM9 145V146H8ZM11 145V146H10ZM13 145H15V146H13ZM27 145L29 146V148L27 147ZM49 145V146H48ZM51 145H53V146H51ZM84 145L86 146V151H84ZM98 145H99V147H98ZM117 145H118V147H117ZM121 145H123V146H125L126 147V149H125V147H123V146H121ZM141 146V148H140V146ZM173 145V146H172ZM188 145V146H187ZM193 145V146H192ZM206 145V146H205ZM210 145V148L209 147H207V146H209ZM220 145V146H219ZM223 145H225L224 147H223ZM7 146V147H6ZM16 146H22L21 147V149L20 148H18V147H16ZM34 147L33 149L36 151V149L38 150V151H34L33 149H32V147ZM59 146V147H58ZM68 146H70V147H68ZM71 146H72V148H71ZM89 146H91V147H93L92 149L93 150H91V147H89ZM109 146H110V148H109ZM136 146V147H135ZM152 146V147H151ZM154 146V147H153ZM171 146L172 147H175V148H177V146H179L178 148H185L184 150H186V149H188V148H195L194 150H192L191 152L193 153V155L191 154L190 156H189V153H191V152H189L188 153V151L189 150H187V153L188 154H186V153H182V155L180 154V152H184L183 151V149H173V148H171ZM182 146V147H181ZM192 146V147H191ZM219 147V149L217 148V147ZM238 146V147H237ZM2 147V148H1ZM6 149H5V148ZM35 147H36V149H35ZM49 147L52 149H50L49 150ZM67 147H68V150H67ZM82 147H84L83 149H82ZM87 147H89V148H87ZM116 147V148H115ZM131 147V148H130ZM206 147H207V149H206ZM212 147H214V148H212ZM4 148V149H3ZM11 148H12V150H11ZM29 150H28V149ZM54 148H56V149H58V150H54ZM62 148V149H61ZM77 148H78V150H77ZM121 148V149H120ZM124 148V149H123ZM156 148V149H155ZM17 149H18V152H17ZM32 149V150H31ZM41 149H42V151H44V150H49V152L47 151V154L46 155H44L45 153H46V151L43 153L42 151H41ZM44 149V150H43ZM63 149H66V150H63ZM82 149V150H81ZM94 149H96L95 151L96 152H98V153H96V152H94ZM112 149V150H111ZM117 149H119V150H117ZM135 149V150H134ZM140 149H142V150H140ZM153 149H155V150H153ZM158 149V150H157ZM174 150V151H172V150ZM199 149H201V150H199ZM206 149V150H205ZM212 149H214V150H212ZM9 150V151H8ZM16 150V151H15ZM25 150H26V152H25ZM54 150V151H53ZM61 150H63V151H61ZM77 152H76V151ZM122 150V151H121ZM138 150V151H137ZM151 150V151H150ZM171 150V151H170ZM178 150V151H177ZM198 152H197V151ZM203 150V151H202ZM218 150H219V152L221 153V152H223V153H219L218 152ZM1 151H6V153H3V152H1ZM19 151H20V153L22 154H19ZM27 151H29L28 153H27ZM31 151V152H30ZM34 151V152H33ZM39 151H40V153L41 154H39ZM53 151V152H52ZM61 153V152H63L64 153V151L65 152H68V151H70V152H68V155H66V153L64 154V156L66 157V159H70V158H67V156H69V157H71V155H72V157H73V159H70V161H66L65 159L63 160L62 158L64 157L63 156V153H61L62 155H58L57 156V154H59V152ZM80 151H82V152H80ZM88 151H90V153H88ZM118 153H117V152ZM126 151H128V152H126ZM10 152H13V154L15 153V154H17V155H13L12 153H10ZM58 152V153H57ZM72 152V153H71ZM91 152H94L95 154H94V156H93V153H91ZM121 152V153H120ZM144 152V153H143ZM149 152L151 153L150 154V156H148L149 155ZM178 152V153H177ZM201 152H204V153H202V155H201ZM32 153V154H31ZM35 153V154H34ZM50 153H52L50 156L51 157H48V158H46L47 156H48V154H50ZM54 153V154H53ZM80 153H81V156H80ZM85 153V154H84ZM102 153H104V154H106V153H108L109 155H107L106 154V158H105V155H103ZM117 153V154H116ZM125 153V154H124ZM128 154V156H127V154ZM137 155H136V154ZM174 153L176 154V157L179 155V157H180V155H181V159L180 160H178L177 162L179 163V161H181L182 163H183V166L181 165H179V167H177L178 165H177V163H176V160L177 159H179V157H177V159H176V157H175V155H174ZM200 153V154H199ZM207 153V154H206ZM6 154H8L9 155V157H7V155ZM25 154H27V155H25ZM36 154H39V157L40 158H37L38 157V155H36ZM43 154V155H42ZM56 154V155H55ZM77 154H78V157H80L79 159H80V161H79V159H78V157H77ZM92 154V155H91ZM124 155L125 157H127L129 160H132L133 159V161H129L127 158H124V156H122V155ZM139 154V155H138ZM155 154H157V155H155ZM160 154H162L161 156H160ZM171 154H173V156L171 155ZM204 154V155H203ZM19 155V156H18ZM24 155L26 156V157H24ZM31 155V157H32V155L34 156V155H36V158L38 159V161H40V159H42L41 160V162H39L38 164H37V166H39V167H35V168H32V165H35L36 166V163L38 162H36V161H34V160H37L35 157H30L29 158V156ZM55 155V159H54V157L52 158V156H54ZM83 155V156H82ZM84 155H86V159L83 161V159L85 158V156ZM96 155H98V156H96ZM171 155V156H170ZM186 155V156H185ZM187 155L189 156V157H187ZM12 156V158H10ZM15 156V157H14ZM16 156H18V158L16 157ZM88 156V157H87ZM101 156V157H100ZM103 156V157H102ZM113 156H115V157H113ZM122 157V160L123 161H121L122 163H124L123 165H121L122 163L120 162V160H118V158L117 157ZM137 157V158H135V160H134V158H132V157ZM145 156H146V158H145ZM157 156V157H156ZM165 156L167 157V158H165ZM186 157V158H184V157ZM192 156H197V158H192ZM204 156V157H203ZM57 157V158H56ZM81 157H82V159H81ZM94 158V159H92L93 160V162H92V160H90L89 158ZM107 157H109V158H107ZM119 157V159H121ZM130 157V158H129ZM148 157V158H147ZM160 157V158H159ZM172 157V158H171ZM21 158V159H20ZM46 159V161H44L45 159ZM51 158L53 159V160H51ZM100 158H104L103 160H100ZM111 158V159H110ZM115 158H117V160L115 159ZM124 158V159H123ZM144 158V159H143ZM164 158V159H163ZM170 159L171 160V162L173 161L172 159L174 158V159H176V160H174L175 161V163L173 162L172 164V166H171V168L170 169H172V170H170L169 169V166H170V160H167V159ZM3 159H5L4 161L6 162V160L8 161V162H6V163H4V161H3ZM9 159H10V161H9ZM32 159L33 160V164H32V160H31V162H30V160ZM56 159H58V160H56ZM61 159H62V161L63 162H66V163H68L67 165H66V168L68 169V170H66V171H64L65 169V165L64 164H62V161H61ZM75 159H77V162L79 161V162H81V160H82V162H84L83 164L84 165H82V162H81V164L78 162H76L75 161ZM107 159H108V162H107ZM114 159V160H113ZM146 159H148V160H146ZM159 159V160H158ZM192 159H194L193 161H195V160H198L196 163L197 164H192V162L193 161H189V160H192ZM16 160V161H15ZM18 160V161H17ZM23 161L22 163L23 164H25L24 166L21 164V163H19V162H21V161ZM53 161V162H60V163H56L57 164V166L59 165V169H57V166H56V164L55 163H51V161ZM56 160V161H55ZM60 160V161H59ZM71 160H72V164H70L71 163ZM74 160V161H73ZM86 160H87V162H89V163H87L86 162ZM115 161V162H113V161ZM126 160H128L129 161V163L130 164H132V162H133V164L132 165H127L126 167H127V169H129V167H130V169L133 171L132 172V174L135 176V178H134V176L131 174V171H130V169L127 171V169L125 168V165L126 164H129V163H127L128 161H126ZM137 160V161H136ZM151 160V162H149ZM165 160V161H164ZM167 160V161H166ZM185 160V164H184V162L183 161ZM1 161H3V162H1ZM12 161H14L15 163L12 165ZM26 161V163H31L32 165H31V167H29L30 165L29 164H26V163H24ZM43 161V162H42ZM49 161H50V164H49ZM104 161H105V164H106V162L108 163V164H106V167H109L111 164H115V165H112V167L113 166H116V164H117V166L118 167H120L121 166V169H122V166H124L123 167V169L124 170H121L120 168V171H121V173L123 174H121V173H119L118 172V167L116 166V169L114 168V170H111V168L109 169H107V168H104L105 166H104V164L102 165V163H104ZM119 163H118V162ZM142 161V162H141ZM159 163H158V162ZM164 161V162H163ZM169 161V162H168ZM188 161V162H187ZM10 162H12V163H10ZM70 162V163H69ZM73 162H75V164H76V167H75V165H74V163ZM86 162V163H85ZM92 162V163H91ZM113 162V163H112ZM126 162V163H125ZM149 162V163H148ZM169 164H167V163ZM199 162V163H198ZM10 163V164H9ZM101 163V164H100ZM135 163H136V165H135ZM148 163V164H147ZM168 165V168L167 167H165V165L166 164ZM188 163H190L189 165H191L192 164V166L190 167V166H188ZM6 164L8 165V167L6 166ZM70 164V165H69ZM79 164H80V166H79ZM89 164L91 165L92 164V166H90L91 167V169H90V167H89ZM120 166H119V165ZM145 164V165H144ZM150 164V165H149ZM174 164H176V165H174ZM187 164V165H186ZM214 165L213 166V168H211L212 166H210V165ZM19 165H21L20 166V169H23L24 170V168H25V170H24V174H29L27 177L29 178V180H28V178H27V180H26V178L24 179V177H25V175L24 174H22L21 173V171L19 172V168H17ZM29 165V166H28ZM50 165V166H49ZM78 165V166H77ZM87 165V166H86ZM99 165V166H98ZM142 165H143V167H142ZM148 165V166H147ZM152 165V166H151ZM166 165V166H167ZM184 165H186L185 167H184ZM193 165H195V166H193ZM197 165V166H196ZM6 166V167H5ZM12 166H14L13 167V170L11 169V167ZM17 166V167H16ZM26 166H28L29 167V169L28 168H26ZM60 166H64V168H62L61 167V171H62V169H64L63 170V172H61L60 171ZM73 166L75 167V168H73ZM81 166H82V168H81ZM135 168H134V167ZM146 166V167H145ZM150 166V167H149ZM154 166V167H153ZM158 167V168H156V167ZM204 166H206V167H204ZM3 167H5V168H9L7 171L8 172H4V171H6L5 170V168L3 169ZM54 167H55V169H54ZM71 167V170L69 169ZM79 167V168H78ZM133 167V168H132ZM140 167V168H139ZM152 167V168H151ZM164 167H165V169H164ZM183 167V168H182ZM188 168V172L186 171L187 170V168ZM189 167H190V169H189ZM198 167H200V169H198ZM201 167H202V169H201ZM205 169H204V168ZM211 169H210V168ZM15 168H17V170H16V172L17 173H15V174H13L12 172L13 171H15L14 169ZM37 168V169H36ZM47 167H45V168H43V170L44 169H46ZM76 168L78 169V170H76ZM80 168H81V170H80ZM84 168H85V170H84ZM103 168H104V170H103ZM112 168V169H113ZM138 168V169H137ZM141 168H143V170L141 169ZM147 170H146V169ZM154 168V169H153ZM166 168L168 169V170H166ZM179 168V169H178ZM181 168H182V170L184 171V173H183V171L181 170ZM184 168H186V169H184ZM10 169H11V172H10ZM27 169V170H26ZM33 169V170H32ZM36 169V170H35ZM58 171H57V170ZM72 169H73V171H72ZM118 169V170H117ZM137 169V170H136ZM145 169V170H144ZM151 169V170H150ZM162 169V170H161ZM174 169H178V171L176 170H174ZM204 169V170H203ZM207 169V170H206ZM208 169H210V171L208 170ZM213 169V170H212ZM31 170H32V172H31ZM54 170L57 172H55V173H53L54 172ZM70 170V171H69ZM76 170V171H75ZM80 170V171H79ZM102 170H103V172L105 171L106 173H104L103 174V172H102ZM142 171V173H141V171ZM155 170V171H154ZM162 171V172H159V171ZM166 170V171H165ZM170 170V171H169ZM174 170V173H171V174H169L171 171H173ZM179 170H181V171H179ZM190 170H191V172H190ZM199 170V171H198ZM204 171V173L205 174H203V171ZM34 171V172H33ZM47 171L49 172V173H47ZM60 171V173H58ZM69 173H68V172ZM78 171H79V173L80 172H82V173H80V174H82V175H76V174H78ZM92 171V172H91ZM122 171H124V173L122 172ZM126 171H127V174H126ZM130 171V174L132 175H130L129 176V172ZM148 171V172H147ZM152 171H154V172H151ZM187 173H186V172ZM193 171H195L194 173H193ZM202 171V172H201ZM18 172H19V175H24V177L22 178V175L21 176H19V175H16V174H18ZM23 172V171H22ZM76 172V173H75ZM89 172V173H88ZM114 172H117V174L119 173V176H121V177H119V176H115V174L116 173H114ZM163 172H164V174H163ZM169 172V173H168ZM199 172H201V174H202V176H204V179L201 177V174L199 173ZM8 173H12L13 174V176H12V174L10 175V176H12L13 178L15 177V176H18L19 177V179L20 180H17V183H13L14 182V180L15 179H13L12 177V181H11V179H9L10 178V176H9V174ZM32 173V174H31ZM67 174V176H66V174ZM84 173V174H83ZM101 173H102V177H100L101 179H99V180H96V177L95 176H101ZM114 173V174H113ZM144 173V174H143ZM152 174V176H149L148 174ZM175 173H177V174H175ZM183 173V174H182ZM190 173V174H189ZM197 173L200 175H198L199 176V178L198 177H196L197 176ZM209 173H211L212 174V176H211V174H209ZM4 174L6 175V176H4ZM8 174V175H7ZM42 174V175H41ZM48 174V175H47ZM64 174V175H63ZM70 174H73V175H70ZM89 174V175H88ZM109 174H111V175H109V176H113L112 178H110V180L109 179H107L105 176H108ZM128 175V176H126V179H125V175ZM146 174H147V176H146ZM161 174H163V176H161ZM168 175V177L171 179V181L173 182H171L170 181V179H168L167 178V176L166 175ZM174 174V176L172 177V175ZM180 174H182V179H184L185 177V179L184 180H182L181 179V175ZM206 174H209L208 176H209V179H210V181H204L203 182V180H209L208 179V177H207V179L205 178V176H206ZM74 175H76V179H75V177H73ZM105 175V176H104ZM142 175H145V179H147V181L143 178V176ZM158 175H160V176H158ZM176 175V176H175ZM178 175V176H177ZM180 175V176H179ZM196 175V176H195ZM4 176V177H3ZM52 176H56V178L59 176V178H57V179H61V181L60 182H58L57 180L56 181H54L53 179L54 178H52ZM66 176V177H65ZM78 176V177H77ZM93 176V177H92ZM195 177V179H193V177ZM18 177H16V178H18ZM65 177V178H64ZM88 177V178H87ZM103 177H105V178H103ZM115 177H116V179H115ZM131 179H130V178ZM133 177V178H132ZM141 177V178H140ZM163 178V179H159V178ZM180 178V180H178V178ZM191 179H189V178ZM54 181V182H56V183H53V181L51 180V179ZM55 178V179H56ZM87 178V179H86ZM90 178V179H89ZM102 178H103V180H105V181H102ZM117 178H118V181H117ZM124 178V179H123ZM139 178V179H138ZM202 180H201V179ZM8 179H9V181H8ZM97 179H98V177H97ZM119 179H123V180H119ZM143 181V182H145L146 181V184L144 185V184H142L143 182L141 181V180ZM151 179V180H150ZM157 179H159L160 181L161 180H164L165 181V183H163V181H159V180H157ZM16 180H15V182H16ZM49 180H51V182L49 181ZM86 180H89V182L88 181H86ZM126 181V183H124L125 181ZM133 180V181H132ZM138 180V181H137ZM145 180V181H144ZM186 180H188V182L186 183ZM190 180V181H189ZM48 181H49V183H48ZM64 181V182H63ZM93 181H97V182H95L97 185H95V188L97 187V189H95V190H93L94 189V184H93ZM99 181V182H98ZM100 181H101V183L103 182V184H105L106 182V184H108V185H106V188H105V185H100L101 183H100ZM117 181V182H116ZM122 181V183H124V184H126V187L125 186H122L123 184L121 183L120 184V182ZM124 181V182H123ZM137 181V182H136ZM169 181H170V183H169ZM6 182V183H5ZM13 184H12V183ZM46 182H47V185H48V187H47V185H46ZM116 182V183H115ZM189 182H191V183H189ZM32 183H34V184H32ZM37 183V184H36ZM51 183L53 184L52 186H50V187H55V189L57 188H59L57 191V193L55 194L56 196L53 198V197H51V199L47 196V195H54L53 193H49V191H48V194H45V193H47V192H45V191H47V190H45L44 188H46V189H51V191L52 192H54L53 191V189L52 188H50L49 187V185H51ZM58 183H59V185H58ZM112 183V184H111ZM115 183V184H114ZM133 183L135 184L134 186H133ZM136 183H138V184H136ZM159 183H162L161 184V186H160V184ZM176 183H177V185H176ZM178 183H179V185H178ZM184 184V187H182V185ZM193 183V184H192ZM195 183H198V185L196 184L195 185ZM22 184V183H21ZM57 184V185H56ZM85 184V185H84ZM116 186V187H118V189H116V187L114 186V185ZM117 184H119V186L117 185ZM158 184H159V187H158ZM168 184V185H167ZM173 184H175L176 185V187L173 185ZM40 185H42V186H40ZM111 185H113V186H111ZM121 185V186H120ZM139 185V186H138ZM142 185H144L143 187H142ZM156 185H157V187H156ZM213 185V186H212ZM4 186V187H3ZM58 186V187H57ZM85 186V189H83V187ZM88 186V187H87ZM100 186H101V188H100ZM139 188H138V187ZM152 186V187H151ZM164 186H167L169 189H167V187H164ZM174 188H173V187ZM181 186V187H180ZM201 186V187H200ZM31 187V186H30ZM34 187V188H35ZM80 187H81V190H80ZM110 187V188H109ZM111 187H114L113 189H115V190H111ZM121 187H123L122 189H121ZM141 187H142V191H141ZM147 187V188H146ZM149 187V188H148ZM163 187V188H162ZM180 187V188H179ZM204 187V188H203ZM1 188H2V190H1ZM23 188V187H22ZM107 188H109L108 190H106ZM125 188V189H124ZM146 188V189H145ZM165 188V189H164ZM178 189L177 190V192H175L176 191V189ZM189 190H188V189ZM8 189H9V191L10 192H12V193H9V191H8ZM18 189V190H17ZM79 189V190H78ZM86 189H88V191H87V195H88V197H87V195H86ZM146 191H145V190ZM149 189V190H148ZM162 189V191L163 192H165V193H162V191H160ZM171 189H172V191L173 190H175V191H173V195H169V194H171L172 192H168V191H166V190H170L171 191ZM187 189V190H186ZM16 190H17V192L19 191V193H17L16 192ZM36 190H37V188H36ZM40 190H41V192H40ZM96 190H97V192H96ZM111 190V191H110ZM118 192H117V191ZM121 190V191H120ZM123 190H124V192H123ZM136 190V191H135ZM183 190V191H182ZM73 193H72V192ZM106 191H109V193H107ZM182 191V192H181ZM185 191V192H184ZM187 191V192H186ZM40 192V193H39ZM45 192V193H44ZM61 192V193H60ZM79 192H81L80 193V195H81V197L83 198V195L85 196L86 195V197H87V199H88V201H86V198H81L80 196H78L79 195ZM120 192V193H119ZM122 192V193H121ZM127 192V193H126ZM138 192H141V194H139ZM148 192V193H147ZM162 193V194H160V193ZM179 192V193H178ZM206 192V193H205ZM9 193V194H8ZM16 193V194H15ZM38 193V194H37ZM59 193V194H58ZM71 193L73 194V195H71ZM77 193H78V195H77ZM89 193L90 194H92V195H89ZM116 193V194H115ZM126 193V194H125ZM142 193H143V195H142ZM147 193V194H146ZM169 193V194H168ZM175 193H178L177 195H175ZM182 193V194H181ZM204 193V194H203ZM1 194V193H0ZM8 194V195H7ZM11 194V195H10ZM19 195V196H21V199H22V195H23V199H22V202L20 201H18V199H16V196L15 195ZM122 194V195H121ZM128 194V195H127ZM131 194V195H130ZM144 194H145V196H144ZM168 194V195H167ZM199 194H201V195H199ZM18 195H17V197H18ZM30 197H29V196ZM60 195V196H59ZM75 195H76V197H75ZM118 195V196H117ZM137 195H140L139 197H140V199H142V201H145L146 203H149V204H147L146 205V203L144 204L145 206H143V203L144 202H142L141 200V202H139V200H138V198L139 197H137ZM147 195H149L148 197H146ZM164 195V199H161V202L160 201H158V197H159V200H160V198H162V197H160V196H163ZM183 195H185V197H187V195H188V198H183L184 196ZM205 195V196H204ZM6 196H7V198H6ZM12 196V197H11ZM26 196H28V197H26ZM31 196H32V198H31ZM71 196H73V197H75V198H73V197H71ZM100 196V197H99ZM103 196V197H102ZM108 196V197H107ZM127 196V197H126ZM168 196V197H167ZM171 196V197H170ZM180 196H182L181 198H178V197H180ZM199 196V197H198ZM201 196V197H200ZM203 196V197H202ZM10 197V198H9ZM39 197H41V196H39ZM47 199H46V198ZM58 197V198H57ZM66 197H68L69 199L68 200H66L67 198ZM78 197H80V199H82L81 200V202H80V199H78ZM94 197V198H93ZM110 198V200H111V202H112V204L109 206V202L110 201H108L109 199H107V198ZM118 197V199H116ZM143 197H145V199L146 200H143L144 198ZM156 197H157V199H156ZM208 197V198H207ZM20 198V197H19ZM33 198H35V199H33ZM89 198L90 199H92V200H89ZM114 198V199H113ZM120 198H122V199H120ZM128 199V201H126L127 199ZM150 198V199H149ZM165 198H166V200H165ZM173 198H175V200L177 199V201H174L173 200ZM197 198V202L199 201V205H197V207L198 206H200V205H203V204H205V205H203L204 207L205 206H208V207H210V208H208V207H199V208H196L195 206H196V204H197V202H196V199ZM220 198V199H219ZM222 198H223V200H222ZM76 199V200H75ZM85 199V200H84ZM96 200V202L97 201H100V203H98V204H100V205H97V203L95 204V200ZM133 199L135 200V201H133ZM138 200V203H137V200ZM149 199V200H148ZM168 199H169V201H168ZM172 199V200H171ZM180 199H185V200H183V201H180ZM194 199V203L191 201V200H193ZM15 201V206L13 205V202H11V201ZM79 201L78 203V207L76 206V204H77V202H75V201ZM105 202H104V201ZM116 200V201H115ZM131 200V201H130ZM163 200V201H162ZM172 202H171V201ZM204 200H209V201H207V202H205ZM23 201H27V202H23ZM40 201H42V202H40ZM51 201H52V203H51ZM53 201H54V203L56 204V205H54V203H53ZM68 201V202H67ZM86 201V202H85ZM92 201V202H91ZM101 201H102V203H105V204H107L106 206H105V204H103L104 205V210H103V207H101L100 208V206H101ZM131 202V205H130V202ZM148 201V202H147ZM158 201V203H156ZM166 201H168V202H166ZM179 201V202H178ZM187 201H189V203H190V205L193 203V204H195V206L193 205V207L195 208H193L192 207V205L191 206H189V204H187L188 202ZM19 202V204H21L22 206L20 207V205L19 204H17ZM48 202V204L50 203L51 205H53V207L51 206V208H50V206L47 204V207H46V205H45V203H47ZM70 202H72V203H74V205H72V204H70ZM89 204H88V203ZM113 202L114 203H118V205L119 206H114L115 204H113ZM125 202L127 203L125 206H124V204H125ZM134 202V203H133ZM163 202H164V204H163ZM166 202V203H165ZM170 202V203H169ZM178 202V203H177ZM186 204H185V203ZM192 202V203H191ZM203 204H202V203ZM12 203V204H11ZM28 203V204H27ZM43 203V204H42ZM84 203L85 204H87L88 205V207H82L83 209H82V216H81V214H79V213H77L79 216H77L76 215V213L75 212H78V210H79V212H81V208H80V206L79 205H81V206H83L84 205ZM136 203H137V205H136ZM141 203V204H140ZM184 204V205H182V204ZM207 203H208V205H207ZM36 204V205H35ZM93 204H95V206L93 205ZM123 204V205H122ZM134 204V205H133ZM156 204H158V207L160 208H158V207H156L157 205ZM160 204V205H159ZM164 206H170V208H172V207H174V208H172L171 209V211H170V208H163V205ZM168 204V205H167ZM178 204V205H177ZM223 204V205H222ZM11 205H13L11 208H13V209H15L18 213H16V212H14L15 210H13L12 212L11 211H9V209L8 208H10V206ZM31 205H35L34 207L33 206H31ZM98 207H97V206ZM102 205V206H103ZM113 205V206H112ZM117 205V204H116ZM138 205H140L141 207H139V208H141L140 210H142L143 212H138V214L140 215V217H138V215L137 214H134V213H137V211H140L139 209H137V206ZM162 205V208L163 209H161V206ZM185 205H187V207H192V209H191V211H188V210H190V209H188L187 207V210L185 209ZM221 205V206H220ZM25 206H28V207H26V209L28 210L27 212H26V209H24V208H22V207H25ZM36 206H38V207H36ZM58 206V207H57ZM74 206L76 207V208H74ZM108 206V207H107ZM132 206H134V207H132ZM146 206H147V208H148V210L146 211ZM151 206V207H150ZM172 206V207H171ZM178 206H179V208H178ZM55 207V209L56 208H58L57 210H64V211H69L68 213H66V212H64V214H63V212H59V214L57 215V210H56V212H55V209H53ZM67 208V210H65L66 208ZM110 207H111V210H110ZM115 207V208H114ZM122 207H125V208H127L124 212L127 214H124L123 213V211L122 212H119L121 209H122ZM131 207V208H130ZM144 207V208H143ZM154 207V208H153ZM180 207H183V208H180ZM35 208V209H34ZM80 208V209H79ZM96 208V209H95ZM115 209V211H117V212H119V213H122V217H123V219H126V218H124V217H127V219L129 218V216H131V213L133 214L132 216H135V217H131V219H129V220H131V222H129V220H128V224H126L125 222H122V221H124L123 219H121V218H119V219H117V220H120L121 219V221H118V222H120V223H118V222H115V220L113 219L114 217H115V219H116V217H118V215L121 217V215L118 213V215H117V213L114 211V209ZM121 208V209H120ZM131 210H133V211H130L129 209ZM152 208V209H151ZM156 208H157V210H158V212H157V210H156ZM8 209V210H7ZM33 209V210H32ZM77 209V210H76ZM84 209H86L85 211H84ZM108 209V210H107ZM118 209V210H117ZM165 209V210H164ZM167 209V210H166ZM176 209V212H174V210ZM179 209H180V211H179ZM71 210V211H70ZM73 210H74V212H73ZM76 210V211H75ZM87 210H88V213H87ZM91 210V211H90ZM94 210H96V212L94 211ZM101 210L102 212H100V213H98L99 211ZM106 210V211H105ZM113 210V211H112ZM154 210V211H153ZM161 210H163V211H161ZM192 210H194L193 212H192ZM30 211V212H29ZM39 211V212H38ZM53 211V212H52ZM92 211H94L92 214H91V212ZM98 211V212H97ZM107 211H109L108 213V216H107ZM111 211V212H110ZM130 211V212H129ZM145 211V212H144ZM149 211V216L147 217V214L148 213H146V212H148ZM165 211H170V212H168V213H171V214H168L167 212V216L166 217H164L165 215H166V213H165ZM184 211V212H183ZM195 211H196V213H197V215L199 214V219H198V217H197V215L196 214H194L195 213ZM206 211V212H205ZM210 211V212H209ZM13 212H14V214L16 213L17 215H14L13 214ZM20 212V213H19ZM89 212H90V215L86 218L87 219V223L85 224V221H86V219H85V214L87 213V214H89ZM113 212V214L111 215V213ZM152 212V213H151ZM155 212V213H154ZM162 212V213H161ZM174 212V213H173ZM179 212V213H178ZM185 213V214H183V216H182V214H180V213ZM222 212V213H221ZM12 213V214H11ZM23 214V216L25 217H23L22 216V214ZM25 213H27V214H25ZM40 213L42 214V217H41V215H40ZM60 213H62V215H63V217L60 215ZM85 213V214H84ZM116 215H115V214ZM128 213H129V216H128ZM145 213V214H144ZM156 213H160V214H163L164 215V213H165V215L163 216V215H161L160 217H158V215L156 214ZM176 213V214H175ZM191 214V215H189V214ZM200 213L202 214V213H204V214H202L203 216L204 215H207V218L208 219H206V217H202V215H200ZM210 213V214H209ZM211 213H212V215H211ZM39 214V215H38ZM45 214V216L44 217H47V220H48V223H49V219L51 220V223H52V225H51V223L50 224H48L47 222H46V220L43 222V219H45V218H43V215ZM56 214V215H55ZM94 214L95 215H97L98 216V218H99V221L97 220L98 218H97V216L94 218V219H96V221L98 222V223H96V225L97 224H99V222L101 223V224H99L98 226H99V229L100 228H102V227H100V225L101 226H103V231L101 232L99 229H98V227L93 223V217L91 216V215H93L94 216ZM172 214H173V216H172ZM193 214L194 215H196V217L195 216H193ZM47 215V216H46ZM54 215L55 216H57L56 218L57 219H55L54 218ZM71 215V216H70ZM124 215V216H123ZM126 215V216H125ZM141 215H143L142 217H141ZM146 215V217H144ZM172 217H171V216ZM174 215H175V217H177V219L176 218H174ZM187 215H189V216H187ZM210 215V216H209ZM220 215V216H219ZM3 216V217H2ZM23 218H22V217ZM72 216H74L75 218H77V221H76V219L73 217L72 218ZM99 216H103V218L101 217V219H100V217ZM110 216H111V219H109L110 218ZM114 216V217H113ZM209 216V217H208ZM2 217V218H1ZM10 217L11 219H8V218ZM66 219H65V218ZM68 217H70L71 218V221L73 220V219H75L74 221H76L77 223H79L78 221H80V223L79 224H83V225H85V228H87V229H85V230H82V229H84V226H80V228H79V226H78V224H76L74 221V223L78 226H75V227H73V222H70V218H68ZM89 217H90V219H92V220H90L89 221ZM92 217V218H91ZM108 217V218H107ZM186 219H185V218ZM14 220H13V219ZM43 218V219H42ZM79 218L82 220H79ZM105 218H107V219H109L108 221H107V224L111 221V224L110 225H112V228L115 230L116 229V236L115 235H113V234H110L111 232H113V233H115V231L112 229V228H108V227H110V225L108 224V226L106 225V226H104L105 225V223H106V220L107 219H105ZM138 218V219H137ZM139 218H141V222L139 221ZM142 218H146V219H142ZM156 218V219H155ZM159 218V219H158ZM171 218L173 219V220H171ZM27 219V220H26ZM55 219V220H54ZM62 219V220H61ZM68 219H69V221H68ZM112 219L114 220V223H116V224H114L113 223V221H112ZM135 219H137V221H135L136 223H134V220ZM148 219V220H147ZM163 219V220H162ZM167 219V220H166ZM169 219V220H168ZM203 219V220H202ZM61 220V221H60ZM105 220V221H104ZM143 220H147L146 221V223L144 222V225H146V227L143 225ZM153 220H155V221H153ZM157 220H158V222H157ZM162 220V221H161ZM170 220H171V222H172V224L171 223H168V221L170 222ZM175 220H177V221H175ZM185 220H187V221H185ZM210 220V221H209ZM3 221V222H2ZM105 222V223H102V222ZM138 221L140 222V224L138 223ZM163 222V223H161V222ZM167 221V222H166ZM189 221V222H188ZM190 221H192V222H190ZM226 221V222H225ZM231 221V222H230ZM6 222V223H5ZM42 222H43V225H44V223H46V224H48V226L49 227H51L50 229L48 228V226H47V228L46 229H44L43 227L44 226H46V224L43 226L42 225ZM58 222V224H56ZM63 222V223H62ZM89 222L90 223H92V224H89ZM154 222V223H153ZM157 222V223H156ZM165 222V223H164ZM182 222V223H181ZM27 223V224H26ZM60 223H62V224H60ZM121 226H124L125 227V229L124 230H128L127 232L128 233H130V231L129 230H131V229H133V230H135V229H137L136 230V232L137 233H135L133 230L131 231L132 233H130L129 234V236H128V233H126V231H125V233H124V230L123 229H121L120 228V226L118 227L117 225L118 224ZM137 223H138V226L140 225V227L142 228L143 226V229H141L140 227H138L137 228ZM149 223V224H148ZM151 223H153V225L151 224ZM159 223V224H158ZM188 223V224H187ZM191 223V224H190ZM222 223V224H221ZM6 224H7V228H5L6 227ZM60 224V225H59ZM74 224V225H75ZM94 224V225H93ZM142 224V225H141ZM151 224V225H150ZM162 224V225H161ZM170 224V225H169ZM175 224L177 225L176 226V228H175ZM180 224V225H179ZM186 224V225H185ZM190 224V225H189ZM233 224H235V225H233ZM4 225H5V227H4ZM9 225V226H8ZM21 225H23L22 227H24L23 229L24 230H22V228L20 229V227H21ZM59 226V228H57L58 226ZM88 225H89V227H88ZM91 225H92V227L94 226V228H96L97 227V229H95V232L96 233H98L97 231L99 230L100 232V235H102V236H100V235H96L94 232H93V230H94V228H93V230L91 231ZM127 225H129L128 227H127ZM131 225V226H130ZM136 227H134V226ZM150 225V226H149ZM181 225H183V227H179V226H181ZM228 225V226H227ZM19 226V227H18ZM52 226H54L53 228L55 229V230H53V228H52ZM65 226V227H64ZM121 226V227H122ZM152 226V227H151ZM153 226H155V227H153ZM64 227V228H63ZM69 227V228H68ZM130 227V228H129ZM166 227V228H165ZM225 227V228H224ZM238 228L239 229V227H240V230L239 231H237V229H235V228ZM28 228V229H27ZM70 228H72V231L73 232H70L71 231V229ZM120 229V231H118V232H120V233H122V231H123V234L122 235H125L126 237H124V238H128V240H129V237H130V235L131 234H133L134 235V233H135V236L133 237L134 238V241H131V242H129L128 240V243L130 244H127V245H129L128 246V248L126 247L127 245L126 244H124V243H126L127 241L124 239V238H120L119 237V233H117V230L118 229ZM135 228V229H134ZM139 228H140V230H139ZM147 228V229H146ZM152 230H151V229ZM181 230V228H183L182 229V231H180L179 229ZM218 228H219V230H218ZM52 229V230H51ZM57 229V230H56ZM66 229V230H65ZM82 230L83 232H86V233H83L82 234V231L80 232V237H78L79 236V232H78V230ZM145 229H146V231H145ZM177 229L179 230V231H177ZM184 229H185V231H184ZM188 229V230H187ZM60 230H61V232H65V231H67V232H65L66 234H65V237H64V235H62V233L61 234H59V232H60ZM88 230V231H87ZM107 230H109V232L107 231ZM122 230V231H121ZM149 230V231H148ZM168 230V231H167ZM170 230V231H169ZM175 230V231H174ZM186 230H187V232H186ZM214 230V231H213ZM251 230V231H250ZM55 231H56V233H55ZM90 231H91V234H90ZM106 231H107V234H106ZM140 232V234H139V232ZM153 231V232H152ZM164 231H167V232H165L164 233ZM174 231V232H173ZM235 231V232H234ZM236 231H237V233H236ZM250 231V232H249ZM88 232H89V234H88ZM93 232V233H92ZM142 232H146L145 234H143V236L141 235V233ZM176 232V233H175ZM218 232V233H217ZM57 233L59 234V235H62V236H59V235H57ZM166 233H168L167 235H166ZM171 233V234H170ZM174 233V234H173ZM187 233V234H186ZM231 233H236V234H234V235H236V236H234V237H238V238H234V237H230V235H233V234H231ZM53 234V235H52ZM82 234V235H81ZM95 234V235H94ZM108 234H110L109 235V239H108ZM139 236H138V235ZM148 234H150L149 235V237H147L148 236ZM163 236H162V235ZM195 234V235H194ZM207 234V235H206ZM218 234V235H217ZM237 234H238V236H237ZM69 235V236H68ZM75 235L77 236V237H75ZM85 235V236H84ZM106 235V236H105ZM112 235V237H113V240H112V237H110ZM141 235V236H140ZM147 237V238H149V239H147L145 236ZM156 235V236H155ZM162 236V238H161V236ZM172 235H173V238L175 237L176 238V240L178 241V242H176V243H174L175 242V238H174V240H173V243L174 244H172V239L173 238H171V239H169L170 237H172ZM206 235V236H205ZM208 235H209V238L211 237V241L207 238L208 237ZM239 235H240V237H239ZM242 235V236H241ZM3 236H5V237H3ZM8 236V238H6ZM71 236V237H70ZM73 236V237H72ZM81 236H82V238H84V241H82L83 239L81 238ZM84 236V237H83ZM87 236H89V238L87 237ZM92 236H94V238H95V240H96V242H94V241H90V240H94V238L92 237ZM104 236V237H103ZM121 236V235H120ZM160 236V237H159ZM164 236H167V237H164ZM169 236V237H168ZM180 239H177V237ZM9 237H10V239L12 240H9ZM59 237H60V239H59ZM64 237V239H66V240H68L69 242L70 241H75V243L76 244H74V242L72 243H66V240H65V242L62 240V238ZM69 237L70 238H72V239H69ZM85 237L86 238H88L87 240L89 241V243L87 242V241H85L86 239H85ZM90 237H92V239H90ZM97 237V238H96ZM98 237H100L101 239H100V241H98L99 239H98ZM114 237L116 238V240L114 239ZM131 237V238H132ZM135 237H136V240H135ZM138 237V238H137ZM141 237V238H140ZM144 237H145V239H147V240H145L144 239ZM163 237H164V239H163ZM190 239L189 241H191V244H190V242H185L188 246L190 245L191 247L193 246L194 248H195V244H193L192 242H196V243H198L199 244V246L200 247H198V244H196L197 245V249L195 250L196 252L194 253L193 252V254H191L192 252L191 251H194L193 250V247H192V249H191V247H188V246H184L183 248H186L187 247V250H186V252H185V250L183 249V248H180V246L182 247L184 244H183V239ZM2 238H4V242L6 241V240H8L6 243H5V245H4V242L2 243V241H3V239ZM45 238V239H44ZM47 238H49V239H47ZM76 238H80L79 240L77 239L76 240ZM111 238V239H110ZM119 238H120V240H121V242H120V240H119ZM130 238V239H131ZM133 238H132V240H133ZM150 238H151V242L153 243H151L150 242ZM205 238V239H204ZM214 238V239H213ZM233 238H234V240H233ZM242 238V239H241ZM6 239V240H5ZM15 239L18 241V242H16L15 241ZM43 239L45 240V241H47V242H43ZM107 239V240H106ZM160 239V240H159ZM166 239V240H165ZM169 239V240H168ZM198 239V240H197ZM218 239V241H219V243L218 242H216V240ZM237 239V240H236ZM42 240V241H41ZM124 240L126 241V242H124ZM161 240H162V242H161ZM236 240V242H234ZM246 240H247V242H246ZM13 242V244H11L10 242ZM41 242H43L42 243V245L41 246H45V245H47V246H45V249H43L44 247H40V243ZM49 241H52V242H49ZM138 241V242H137ZM157 241L159 242V243H157ZM165 241L167 242L168 241V244L167 243H165ZM186 241H188V240H186ZM209 241H210V243H209ZM222 241V242H221ZM232 241V242H231ZM16 242V243H15ZM36 242V243H35ZM85 242H87V243H85ZM97 243L96 245L94 244V243ZM100 242V243H99ZM136 242L138 243V244H136ZM150 242V243H149ZM164 242V243H163ZM171 244H170V243ZM205 242H208V243H205ZM215 242H216V244H215ZM231 242V243H230ZM239 242H241V243H239ZM14 243H15V246L16 247H14L13 248V245H14ZM93 243V246H95V247H98L99 249L97 250H95V248L92 246V247H90L91 246V244ZM113 243V242H112ZM136 244V246H135V244ZM142 244V247H141V245L140 244ZM158 245H157V244ZM206 244V247L205 246H203V244ZM245 243H248V244H245ZM11 244V245H10ZM64 246H63V245ZM69 244H70V247H69ZM73 244V245H72ZM163 244H166V245H162ZM207 244H208V246H207ZM220 244V245H219ZM223 244V245H222ZM226 244H228V245H226ZM242 244V246H240ZM252 244V245H251ZM10 245V246H9ZM25 247H24V246ZM39 245V246H38ZM63 247H62V246ZM76 245H78V247H75ZM110 245H111V247H110ZM123 245V246H122ZM135 247H134V246ZM141 247V250H138V248H140L139 246ZM160 245H161V249H160ZM172 245V246H171ZM246 245V246H245ZM247 245H251V246H247ZM21 246V247H20ZM23 246V247H22ZM49 246V247H48ZM60 246V247H59ZM104 246V247H103ZM146 246V247H145ZM148 246V247H147ZM154 246V247H153ZM202 246H203V248H202ZM216 246H217V248H216ZM223 246V247H222ZM244 246V247H243ZM12 247V248H11ZM37 247H40L39 249L37 248ZM48 247V248H47ZM65 247V251L62 249V248H64ZM118 247V248H119ZM121 247L119 248V249H121ZM134 249H133V248ZM152 247V248H151ZM230 247V248H229ZM238 248V250H236V249H234V248ZM248 247V248H247ZM43 250H42V249ZM48 250H47V249ZM54 248V249H53ZM61 248V249H60ZM78 248L80 249V250H78ZM94 248V250L92 251V249ZM135 248H137V252H136V249ZM143 248V249H142ZM145 248V249H144ZM149 248V249H148ZM163 248V249H162ZM188 248H190L191 249V251L188 249ZM205 248H209L208 250H206ZM221 248V249H220ZM251 248V249H250ZM21 249L23 250V254H20L21 253ZM61 250V251H64L65 252V254H62V256L61 255H59L60 253L59 252H61V251H59L58 252V250ZM85 249V250H84ZM118 249V250H119ZM133 249V250H132ZM147 249V250H146ZM177 249V248H176ZM183 249V250H182ZM204 250L205 249V254H204V251H202V250ZM223 249V250H222ZM236 250V251H234V250ZM19 250H20V253H19ZM77 250V251H76ZM103 250V251H102ZM142 250H144V251H142ZM145 250L147 251V253L145 252ZM154 250V251H153ZM199 250H201L202 251V253L199 251ZM57 253H56V252ZM68 251V252H67ZM97 251V252H96ZM100 251H101V253H100ZM109 251H110V249H109ZM111 251H110V254L108 253V255H110V256H108V258L110 257V259H108L107 258V260H106V264H109V261L111 260V259H113L114 260V258H112V256L114 255V257H115V255L118 257V259H119V252L117 253V254H115V251H114V254L113 253H111ZM133 251H135V253L133 252ZM140 251H142L141 253V256L143 257V255H144V258L143 259H148L149 258V256L151 257L150 259H149V261L148 260H145V261H148V263H146L143 259L140 261V260H138L139 259V256H140V253L139 252ZM149 251V252H148ZM187 251L188 252H190V254L188 255H186L185 253H187ZM239 251H241V253L239 252ZM243 251H245V252H243ZM27 252V253H26ZM90 254H89V253ZM91 252H92V254H91ZM95 252V253H94ZM127 253V255H126V253ZM198 252H200L201 254H203V257L204 258H202V255L200 254L199 255V253ZM208 252H210V254H208ZM223 252H224V254H223ZM26 253V254H25ZM29 253V254H28ZM67 253V254H66ZM93 253H94V256H93ZM97 253H99V254H97ZM139 253V254H138ZM146 253V254H145ZM158 253L160 254V256L158 255ZM173 253V254H172ZM199 255V257H201L202 259H203V261H202V259L201 258H199L198 257V255ZM237 253H239V254H237ZM28 254V255H27ZM54 254L57 256V255H59L58 257H60V258H55L56 256H54ZM96 254V255H95ZM113 254V255H112ZM126 255V256H124L123 257V255ZM131 254V255H130ZM134 254V255H133ZM138 254V255H137ZM241 254V255H240ZM242 254H244L243 256H242ZM247 254H252V255H247ZM23 255H26V258H29L28 259V262L25 260L24 261V257H23ZM65 257H69V259H68V257L67 258H65ZM85 255V256H84ZM136 255H137V257H136ZM147 255V256H146ZM151 255H153V257L151 256ZM205 255V256H204ZM237 255V256H236ZM240 255V256H239ZM246 255L248 256V258L246 257ZM27 256H29V257H27ZM36 256H38V257H36ZM39 256H40V258H39ZM47 256V257H46ZM98 258H97V257ZM128 256H129V259L130 260H128V259H126V258H128ZM155 256V257H154ZM183 256H184V259H183ZM187 256V257H186ZM196 256L199 258V259H201V260H199L198 258V260L196 259ZM209 256V257H208ZM246 258H245V257ZM101 257V258H100ZM117 257H116V263L118 264V261L119 260H117ZM148 257V258H147ZM208 257V258H207ZM212 257V258H211ZM254 257V258H253ZM263 257V258H262ZM15 258V259H14ZM94 258V259H93ZM133 258V259H132ZM138 258V259H137ZM239 258H240V261H236V260H239ZM243 258V259H242ZM58 259V260H57ZM68 260L67 262L66 261H63V260ZM132 259V260H131ZM136 259H137V262L135 263V261H136ZM183 259V260H182ZM188 259V260H187ZM192 259H194V260H192ZM219 259H221V260H219ZM234 259V260H233ZM251 259V260H250ZM254 259V260H253ZM34 260H37V263H35L36 261H34ZM73 260V261H72ZM134 260V261H133ZM158 260H160L159 262H158ZM168 260V261H169ZM182 260V261H181ZM209 260V261H208ZM253 260V261H252ZM3 261V262H2ZM18 261V262H17ZM57 261H59V263H57ZM119 261V262H120ZM129 261H131V263L129 262ZM152 261H154V260H152ZM151 261V262H152ZM186 261V262H185ZM205 261H207V262H205ZM218 261V262H217ZM244 261V262H243ZM110 262H112V261H110ZM133 262V263H132ZM142 262V263H141ZM160 262H162V263H160ZM205 262V263H204ZM214 262H216V263H214ZM21 263V264H22ZM104 263V264H105ZM113 264H116V263H114V261L112 262ZM111 263V264H112ZM168 263H170V262H168ZM119 264H121V263H119ZM189 264V263H188Z\"/></svg>",
    "mask_w": 264,
    "mask_h": 264
},
{
    "label": "bare ground",
    "instance_id": "bare-ground-1",
    "mask_svg": "<svg viewBox=\"0 0 264 264\" xmlns=\"http://www.w3.org/2000/svg\"><path fill=\"white\" fill-rule=\"evenodd\" d=\"M124 1L126 2V0H124ZM124 1H123L121 4L123 5V3H124V5H125V7H126V3H125ZM140 1H141V0H140ZM157 1H158V0H157ZM159 1H160V0H159ZM190 1H191V0H190ZM193 1H194V0H193ZM193 1H192V2H193ZM196 1H197V0H196ZM196 1L193 2V3H191V4H193V6H194V5H195L194 3H196L197 6H198V3H197ZM200 1H201L202 4L205 3L206 6L208 5V3H211V4L213 3L212 5H214V3H218V0H217V1H216V0H213L212 2H211L210 0H200ZM214 1H216V2H214ZM15 2H16V0H15ZM36 2H37V0H36ZM48 2H50V0H49ZM114 2H115V1H114ZM118 2H119V1H118ZM120 2H121V1H120ZM141 2H142V1H141ZM160 2H161V1H160ZM253 2H254V1H253ZM259 2H260V1H259ZM262 2H264V0H262ZM31 3H32V2H31ZM54 3H55V2H54ZM147 3H148V1H147ZM151 3H152V1H151ZM201 3H200V4H201ZM206 3H207V4H206ZM257 3H258V0H257ZM1 4L4 5V3H1ZM1 4H0V5H1ZM28 4H29V3H28ZM33 4H34V3H33ZM35 4H37V3H35ZM42 4H43V3H42ZM42 4H41V5H42ZM47 4L50 5L51 3H50V4H49V3L44 4V5H43L44 7H41V9H42L43 11L46 10V8H45L46 6H47V7H51V6H48ZM101 4H102V3H100V5H101ZM107 4H109V6H110L111 8H112V7H115V5H114L115 3H114V4L112 3V5H114V6H111V5H110L111 3H107ZM121 4H120V5H121ZM135 4H136V3H133L134 6H135ZM191 4H188V5H186V6L189 7ZM211 4H209L210 6L207 7V8H206L205 6H203V9H202L201 11H199V12H197V11L200 10V9H197L196 12H195L194 10H193L192 12H191V11L189 12V14L191 13V15H190L191 17H189V16H188V17L192 20V21L190 20V22H191V26H192L193 29L196 28V27H194V26H197V28L199 29V28L201 27V26H199V24L202 23L200 20H204V19L206 20V22H205V20H204L203 22H205L206 24L209 23L208 25L210 26V24H211V21L209 22V17H210V16H208V18L206 19L207 16H205V13H206V12H210V13H211V11H212V13H213L214 8H213V6H212ZM2 5H1L2 8H0V9L5 10V8H3L4 6H2ZM6 5H9V4H6ZM6 5H5V6H6ZM25 5H27L26 2H25ZM45 5H46V6H45ZM56 5H58V4H56ZM100 5H99V6H100ZM104 5L106 6V3H105ZM129 5H131V4H129ZM27 6H28V5H27ZM30 6H33V5H30ZM35 6H36V5H35ZM39 6H40V4H39ZM105 6H104V8H108V6H107V7H105ZM216 6H217V4H215V6H214V7L217 9ZM28 7H29V6H28ZM110 7L107 9L108 11H109V9L112 10ZM119 7H120V6H119L118 3H117V9H118V12H117V10H116V12L118 13V15L122 12L121 9H119ZM125 7L123 6V11H126V10H125ZM127 7H129V6H127ZM127 7H126V8H127ZM164 7H165V6H164ZM190 7H191V6H190ZM199 7H200V6H199ZM204 7H205V8H204ZM13 8H14V7H13ZM22 8H23V7H22ZM30 8H32V7H30ZM33 8H34V6H33ZM35 8H37V9H35ZM35 8L32 10L33 12H37L38 10H40V8H38V5H37V7H35ZM43 8H45V9H43ZM52 8H53V7H52ZM104 8L102 9V11L104 10ZM120 8H122V6H121ZM129 8H132V6H130ZM158 8H160V7H158ZM165 8H166V7H165ZM186 8H187V7H186ZM194 8H198V7L194 6L193 9H194ZM200 8H201V7H200ZM211 8H213V10H211ZM15 9H17V8H15ZM113 9H115V8H113ZM154 9H155V8H154ZM34 10H35V11H34ZM36 10H37V11H36ZM47 10H48V8H47ZM54 10H55V9H54ZM57 10H60V9H57ZM62 10H63V9H62ZM62 10H60V11H62ZM107 10H106V12H107ZM128 10H129V9L127 8V11H128ZM155 10H156V9H155ZM158 10H159V9H158ZM161 10H162V12H164V11H165V12L168 11L167 8L163 11V7H162ZM161 10H160V11H161ZM195 10H196V9H195ZM210 10H211V11H210ZM48 11H51V10H48ZM48 11H46L45 14H49ZM104 11H105V10H104ZM104 11H103V12H104ZM112 11H113V10H112ZM114 11H115V10H114ZM114 11H113V13H114ZM119 11H120V13H119ZM129 11H130V10H129ZM153 11H154V10H152V12H153ZM183 11H184V10H183ZM13 12H14V10H13ZM33 12H32V13H33ZM39 12H42V11H39ZM39 12H37L38 14H37V13H34V15H35L34 17L38 16V15L40 14ZM47 12H48V13H47ZM57 12H58V11H57ZM99 12H100V11H99ZM106 12H105V13H106ZM109 12H110V11H109ZM149 12H151V10H150ZM152 12H151V13H152ZM181 12H182V11H181ZM181 12H180V13H181ZM186 12H187V9H186ZM214 12H215V11H214ZM3 13H4V14H3ZM3 13H1V15H2V14L5 15V14H6V11H5V12L3 11ZM22 13H23V12H22ZM25 13H27V11H26ZM50 13H51V12H50ZM52 13H55V11L53 12V9H52ZM61 13H62V12H61ZM61 13H60V16H62ZM177 13H179V12H177ZM199 13L201 14V16H198ZM212 13H211V14H212ZM23 14H24V13H23ZM30 14H31V13H30ZM30 14H27V15L24 14V15L27 16V17H29V16H31ZM42 14H44V13H42ZM98 14L100 15V17L103 18V16H102L101 13H98ZM114 14L116 15V13H114ZM146 14H147V13H146ZM154 14H155V11H154V13H152V16H154ZM184 14H185V13H184ZM189 14L187 13V15H189ZM207 14H208V13H207ZM207 14H206V15H207ZM1 15H0V18H3ZM28 15H29V16H28ZM51 15H53V14H51ZM58 15H59V14H56V16H55V15H54V16L57 17V18H59L60 16H58ZM105 15H106V14H105ZM122 15H123V14H122ZM157 15H158V14H157ZM19 16H20V15H19ZM21 16H23V15L21 14ZM43 16H44V15H43ZM45 16H46V15H45ZM45 16L43 17L44 19H45ZM107 16H108V15H107ZM107 16H106V17H107ZM109 16H112V15H109ZM109 16L107 17L108 19H110ZM181 16H182V15H180L179 17H181ZM184 16H185V15H184ZM212 16H213V14H212ZM9 17H10V16L8 15V18H9ZM11 17H12V16H11ZM13 17L16 18V16H14V14H13ZM13 17H12V18H13ZM41 17H42V15H41ZM49 17H50V16H49ZM49 17H48L47 19H49ZM114 17H115V16H112V18H114ZM119 17H120V16H119ZM125 17H128V16L125 15ZM125 17H124V18H125ZM139 17H140V16H139ZM147 17H149L148 14H147ZM150 17H151V16H150ZM155 17H156V15H155ZM188 17H185V18H184V17L182 16L183 20L186 19L184 23L189 22V21H187V18H188ZM102 18H98L99 21H101L100 19H102ZM115 18H116V20H118L117 17H115ZM115 18H114V19H115ZM130 18H131V17H130ZM130 18L127 19L126 21L130 20ZM135 18H136V17H135ZM174 18H176V17H174ZM210 18H211V17H210ZM3 19H4V18H3ZM9 19H10V18H9ZM59 19H60V18H59ZM59 19H58V20H59ZM63 19H65V17H64ZM119 19H120V18H119ZM133 19H134V16H133ZM142 19H143V18H142ZM144 19H145V18H144ZM144 19H143V20H144ZM147 19H148V18H147ZM150 19H151V21H153V20H154V17L149 18V19H148V22H149ZM152 19H153V20H152ZM13 20H14V19H12V20L10 19V21L14 22ZM24 20L26 21L27 19H23V21H24ZM42 20H43V19H42ZM60 20H61V19H60ZM60 20H59L58 22H60ZM104 20H106V19H103V23H104ZM124 20H125V19H123V17H122V21H121V19H120L121 22H120V21H117V22H120V24H122V22H123ZM134 20H135V19H134ZM136 20H137V19H136ZM138 20H139V19H138ZM156 20H157V19H156ZM210 20H211V19H210ZM2 21H5V20H1V21H0V24L2 23ZM46 21H47V20H44V22H46ZM48 21H49V20H48ZM61 21H62V20H61ZM106 21H107V20H106ZM114 21H115V20H114ZM151 21H150V22H151ZM163 21L165 22L166 19H165V20H162V22H163ZM181 21H182V20L180 19L179 22H181ZM207 21H208V22H207ZM42 22H43V21H42ZM58 22H57V23H58ZM97 22H98V20H97ZM112 22H113V21H111V24H112ZM115 22H116V21H115ZM144 22H146V20H145V21H142V23H144ZM148 22H147V26H148V24H150V22H149V23H148ZM154 22H155V20L153 21V24H155L156 26H155V25H154V26L157 27V25H158L159 23H156L157 21H156L155 23H154ZM158 22H159V21H158ZM166 22H167V21H166ZM166 22H165V23H166ZM174 22L176 23V21H174ZM174 22L172 23L173 25H174ZM46 23H48V22H46ZM61 23H62V25H63L64 20H63ZM99 23H101V22H99ZM106 23H107V22H106ZM134 23H135V22H134ZM134 23H133V24H134ZM140 23H141V22H140ZM151 23H152V22H151ZM160 23H161V22H160ZM181 23H183V21H182ZM184 23H183V24H184ZM111 24H110V25H111ZM115 24H116V23H115ZM133 24H132V27H133ZM136 24H137V23H136ZM172 24H170V25L168 24V25H169L170 27H174V26H171ZM179 24H180V23H178V25H179ZM183 24H181L182 28H181V27L179 28V26H178L177 31H179L178 29H181V30L183 29V27L185 26V25L183 26ZM11 25H12V23H11ZM13 25H14V24H13ZM59 25H60V23H59ZM125 25L128 26V24H127L126 22H125ZM256 25H257V24H256ZM256 25H255V26H256ZM116 26H118V25H116ZM119 26H121V25H119ZM123 26H124V22H123ZM123 26H121V27L123 28ZM142 26H143V25H142ZM145 26H146V25H145ZM145 26H143V27L145 28ZM147 26H146L145 29H144V28H143V29H144L146 32H148V34H151L152 31H154L153 33H155V30H153V29H155V27L153 28V27H152V24H150V26L153 28L151 32L148 31V30H151V29H149V28H150L149 26H148V30H147ZM164 26H165V25H164ZM175 26H177V23L175 24ZM202 26H203V25H202ZM205 26H206V25H205ZM255 26H254V24H253V27H255ZM101 27H102V26H101ZM111 27H112V26H111ZM111 27H110V28H111ZM113 27H114V26H113ZM113 27H112V28H113ZM162 27H163V26H162ZM189 27H190V26H189ZM58 28H59V27H58ZM89 28H90V27H89ZM92 28H93V26H92ZM115 28H116V27H115ZM124 28L126 29V27H124ZM134 28H135V27H134ZM138 28H139V26H138ZM159 28H160V27H159ZM163 28H164V27H163ZM163 28H161V29H163ZM174 28H175V27H174ZM184 28H186V26H185ZM197 28H196V29H197ZM39 29H40V28H39ZM59 29H60V28H59ZM90 29H91V28H90ZM90 29H89V30H90ZM117 29H118V27H117ZM119 29H120V28H119ZM127 29H128V27H127ZM161 29H160V30H161ZM164 29H165V28H164ZM187 29H188V31L190 30V29L188 28V26H187ZM250 29L252 30V26H251ZM257 29H258V28H257ZM14 30H15V28H14ZM89 30H88V32L91 31V30H90V31H89ZM113 30H114V28H113ZM120 30H122V29H120ZM134 30H135V29H134ZM144 30H143V31H144ZM166 30H167V27H166ZM175 30H176V29H175ZM251 30H249V31H251ZM259 30H260V29H259ZM11 31H13V30H11ZM48 31H49V30H48ZM86 31H87V30H86ZM93 31H94V29H93ZM109 31H110V30H109ZM126 31H127V30H126ZM131 31H132V30H131ZM145 31H144V32H145ZM157 31H158V30H157ZM162 31H164V30H162ZM194 31H195V30H194ZM261 31H262V30H261ZM5 32H6V31H5ZM39 32H41V31H39ZM46 32H47V30H46ZM88 32H87V33H88ZM114 32H115V30H114ZM116 32H117V31H116ZM144 32H143V33H144ZM159 32H160V31H159ZM166 32H167V31H166ZM191 32H193L192 29H191ZM196 32H197V30H196ZM251 32H252V31H251ZM6 33H7V32H6ZM14 33H15V31H14ZM14 33H13V34H14ZM71 33H72V32H71ZM79 33H80V32H79ZM79 33H78V34H79ZM84 33H85V32H84ZM91 33H93V32L91 31L90 34H91ZM120 33H121V32H120ZM127 33H128V32H127ZM143 33H142V34H143ZM153 33H152V34H153ZM163 33H164V32H161L160 34L162 35ZM174 33H175V32H174ZM174 33H172V34H174ZM179 33H180V31H179ZM183 33H184V32H183ZM183 33H182V34H183ZM193 33H194V32H193ZM255 33H256V32H255ZM258 33H259V32H258ZM263 33H264V32H263ZM8 34H9V33H8ZM15 34H16V33H15ZM25 34H26V33H25ZM34 34H35V36L37 35L36 33H34ZM50 34H51V33H50ZM55 34L57 35V32H56ZM93 34H94V33H93ZM95 34H96V33H95ZM164 34H165V33H164ZM176 34H177V33H176ZM176 34H175V36H176ZM180 34H181V33H180ZM182 34H181V36L179 35L180 38L182 37ZM189 34H191V33L189 32ZM19 35H20V33H19ZM19 35L17 34L18 37H17L16 35H15V36H16L17 38L20 39V36H19ZM21 35H22V33H21ZM53 35H54V34H53ZM62 35H63V34H62ZM71 35H72V34H71ZM71 35H70V36H71ZM73 35H74V34H73ZM81 35H82V34L79 35V36H80V39H82V38H81L82 36L85 37V35H82V36H81ZM183 35H184V34H183ZM186 35H187V33H186ZM247 35H248V34H247ZM7 36H8V35H7ZM10 36H12V37H10ZM10 36H9L10 38H13V35H10ZM25 36H27V35H25ZM37 36H38V35H37ZM45 36H46V35H45ZM47 36H48V35H47ZM47 36H46V37H47ZM68 36H69V35H68ZM86 36H88V35H86ZM89 36H92V35H89ZM89 36H88L89 40H91V39L95 40V39L97 38L96 35H95V36L93 35V36L95 37V39H94L93 37L90 38ZM140 36H141V35H140ZM140 36H139V37H140ZM142 36H143V35H142ZM147 36H148V35H147ZM165 36H166V34H165ZM165 36H164V37H165ZM177 36H178V35H177ZM189 36H192V35H189ZM256 36H257V35H256ZM258 36H260V34H259ZM9 37H8V38H9ZM21 37H23V35H22ZM33 37H34V35H33ZM76 37H77V36H76ZM125 37H126V36H125ZM129 37H130V36H129ZM164 37H162V38L164 39ZM246 37H247V36H246ZM249 37H250V36L248 35V38H249ZM4 38H5V37H4ZM8 38H6V39H8ZM10 38L7 40V41H9V43H10V42H14V44L16 43V44H18V46H19V43H20V42L18 41L19 39L17 40V42H18V43H17V42L15 41L16 38H15V40H14V38H13L14 41H13V40L10 41ZM27 38L30 39V37H27ZM27 38L25 37V38H23V39H26V40H27ZM37 38H39V37H35V38H33V39L39 40V39H37ZM47 38H49V37H47ZM53 38H54V37H53ZM56 38L58 39V37H56ZM77 38H79V37H77ZM77 38H75V39H77ZM88 38H87V39H88ZM134 38H135V36H134ZM149 38H150V37H149ZM153 38H155V36H153ZM156 38H157V37H156ZM172 38H173L172 40L175 39V41H177V39H176L177 37L174 38V37L172 36ZM6 39H5V41H6ZM29 39H28V40H29ZM31 39H32V38H31ZM33 39H32V40H33ZM57 39H55V40H57ZM72 39H73V38H72ZM135 39H137V38H135ZM165 39H166V38H165ZM168 39H169V38H168ZM182 39H186V38L184 37V38H182ZM182 39H180V40H182ZM191 39H192V38H191ZM246 39H247V38H246ZM252 39H253V37H252ZM252 39H251V40H252ZM28 40L25 41V42H28ZM32 40H31V41H32ZM41 40H42V42L46 41V40H44L43 38H41ZM43 40H44V41H43ZM84 40H85V41H84ZM89 40H86V39L83 38V40H81V41H82V42L84 41V42H86V43H87V41H88V43H89V42L91 43V41H89ZM161 40H162V39H160V43H161ZM189 40H190V39H189ZM257 40H258V37H256V41H257ZM20 41L22 42V38L20 39ZM81 41L78 40V43L81 44ZM164 41H165V40H164ZM169 41H170V40H169ZM184 41H186V40H184ZM252 41H254V40H252ZM258 41H259V40H258ZM34 42H35V40H33V43H34ZM36 42H38V41H36ZM48 42H50V41L47 40V42H45V43H48ZM64 42H65V41H64ZM67 42H68V41H67ZM70 42H71V41H70ZM73 42H75V43L77 44L76 41L73 40ZM84 42H83L82 44H85V45H86V43H84ZM133 42H134V41H132V44H130V46H132V49H133V45H135V44H133ZM155 42H156V41H155ZM244 42H245V41H244ZM4 43H6V44L8 45V42H4ZM40 43H41V41H40L39 43H35V44H39V45L41 46ZM50 43H51V42H50ZM68 43H69V42H68ZM75 43H74V44H75ZM88 43H87V45H90V43H89V44H88ZM97 43H99V42H97ZM160 43H158V44L160 45ZM173 43H174V42H173ZM178 43H179V40H178ZM180 43L183 44L182 41H180ZM257 43H258V45L261 46V44H262L263 46H262V47H259V46H258L259 48H258V47L256 48V47H254V45H253V47H250V49L255 50V52H256V51H257V52L260 51V53H261L262 51H264V41H262V42L259 41V42H257ZM14 44H12V46H14ZM16 44H15V45H16ZM28 44H29V42L27 43V46H29ZM57 44H58V43H57ZM154 44H156V43H154ZM164 44H167V43L163 42L162 46H163ZM246 44H247V43H245V47H246ZM254 44H255V43H254ZM30 45H31V42H30ZM48 45H49V43H48ZM65 45H66V44H65ZM67 45H68V44H67ZM70 45H71V44H70ZM85 45H83V46L85 47ZM156 45H157V44H156ZM156 45H155V46H156ZM173 45H174V49H173V50H175V46L177 45L176 42H175ZM173 45H172V46H173ZM179 45H180V44H179ZM247 45H248V44H247ZM256 45H257V44H256ZM2 46H5V45H2ZM2 46H1V47H2ZM9 46H10V48H11V43L9 44ZM31 46H33V45H31ZM31 46H30V48H32ZM43 46H44V45H42V47H43ZM78 46H79V45H77V47H78ZM83 46H82V48H83ZM121 46H123V45H121ZM130 46H129V47H130ZM153 46H154V45H153ZM162 46H161V47H162ZM180 46H182V45H180ZM249 46H250V45H249ZM5 47H6V46H5ZM42 47H41V48H42ZM44 47H45V46H44ZM48 47H49V46H48ZM48 47L46 46L45 51H46V49H47ZM56 47H57V46H56ZM72 47H73V46H72ZM75 47H76V46H75ZM77 47H76V48H77ZM91 47H92V46H91ZM91 47L88 46L87 49H88V48H89V49H88L87 51H89ZM123 47H124V46H123ZM123 47H121V48L123 49ZM134 47H135V46H134ZM157 47H158V46H157ZM164 47H166V46L164 45L162 48H164ZM176 47H177V46H176ZM178 47H179V46H178ZM12 48H14V47H12ZM27 48L29 49V47H27ZM49 48H50V47H49ZM52 48H53V47H52ZM66 48H67V47H66ZM82 48H81V49H82ZM85 48H86V47H85ZM119 48H120V47H119ZM121 48H120V50L117 51V52L122 53V52H120V51L122 50ZM126 48H127V47H126ZM155 48H156V47H155ZM155 48H153V49H155ZM158 48H160V46H159ZM158 48H157V49H158ZM255 48H256V49H255ZM34 49H35V48H34ZM42 49H43V51H44V48H42ZM72 49H74V48H72ZM77 49H78V48H77ZM81 49H80V50H81ZM93 49H94V48H93ZM129 49H131V47H130ZM132 49H131V50H132ZM157 49H155V50L157 51ZM165 49H167V48H165ZM177 49H178V48H177ZM177 49H176V50H177ZM179 49H181V47H179ZM247 49H248V48H247ZM247 49H246V50H247ZM250 49H249V50H250ZM7 50H8V52H12V51H13V52L18 53L17 50H19V49H17V50H15V49L11 50V49H8V48H7ZM21 50H22V49H21ZM21 50H20V51H21ZM32 50H33V49H32ZM124 50H125V49H123V51H124ZM126 50H127V49H126ZM176 50H175V52H178V50H177V51H176ZM20 51H19V54H22L23 51H21L22 53H21ZM28 51H29V50H28ZM30 51H31V50H30ZM30 51H29V52H30ZM48 51H49V50H48ZM72 51L75 52V50H72ZM72 51H71V53H72ZM91 51H92V50H91ZM93 51H94V50H93ZM112 51H113V50H112ZM114 51H116V48H114ZM149 51H152V50H149ZM162 51H163V50H162ZM3 52H5V51H3ZM6 52H7V51H6ZM29 52H27V53H29ZM34 52H35V51H34ZM74 52H73V53H74ZM78 52H79V49H78ZM80 52H81V55H82V53L86 52V50H85L84 52H83V51H80ZM104 52H105V51H104ZM157 52H159V51H157ZM248 52H249V51H248ZM253 52H254V51H253ZM257 52H256V53H257ZM16 53H15V54H16ZM89 53H90V52H88V54H89ZM109 53L113 54V53L110 52V51H109ZM124 53H125V51H124L122 54L124 55ZM126 53L129 54V52H127V51H126ZM126 53H125V55H127ZM154 53H155V51H154ZM173 53H174V52H173ZM11 54H12V53H9V55H11ZM13 54H14V53H13ZM15 54L13 55V58H14V59H15V57H20V56H21V55L19 56L18 54H17V55H18V56H17V55H15ZM47 54L50 55L49 52H48V53L46 52V56H44V55H45V54H44L43 57L48 58V55H47ZM88 54L85 53V55H84V54L82 55V56H85L86 59H85V58H81V57H82L81 55H80L81 57H80L79 55H77V57H79V58L82 59V60L85 59L84 61H86V60H87V61H89V60H90V61H91V60H94V59H89V60H88L87 58H89V56H90V55L88 56ZM107 54H108V53H107ZM163 54H164V53H163ZM165 54H166V53H165ZM234 54H235V52H234ZM253 54H254V53H253ZM7 55H8V54H7ZM22 55H23V54H22ZM37 55H38V54H37ZM119 55H120V54H119ZM250 55H251V53L249 54V56H250ZM14 56H15V57H14ZM51 56H52V55H51ZM70 56H71V54H70ZM70 56H69V57H70ZM107 56H108V55H107ZM256 56H258V54H256ZM261 56H262V55H261ZM3 57H4V56H3ZM11 57H12V55H11ZM43 57H41V58L43 59ZM49 57H50V56H49ZM71 57H72V56H71ZM77 57H76V58H77ZM91 57L93 58L94 56H91ZM114 57H115V56H113V57H111V58H114ZM122 57H123V56H122ZM243 57H245V54H243ZM246 57H247V56H246ZM262 57H263V56H262ZM6 58L8 59L9 57H6ZM13 58H12V59H13ZM31 58H32V57H31ZM74 58H75V56H74ZM163 58H164V57H163ZM254 58H255V57H254ZM10 59H11V58H10ZM51 59H52V58H51ZM80 59H79V60H80ZM99 59H100V58H99ZM109 59H110V58L108 57V58H107V61H108ZM244 59H245V58H244ZM246 59H247V58H246ZM250 59H251V58H250ZM255 59H256V58H255ZM2 60H4V59H2ZM37 60H38V59H37ZM37 60L35 59V61H37ZM57 60H58V58H57ZM69 60H70V58H69ZM76 60H78V59H76ZM79 60H78V62H79ZM117 60H119V59H117ZM158 60H159V59H158ZM242 60H243V59H242ZM247 60H248V59H247ZM4 61H6V59H5ZM13 61L15 62L16 60H12V63H13ZM39 61H40V58H39ZM39 61H37V62H39ZM46 61H47V60H46ZM72 61H73V60H72ZM101 61H102V59H101ZM107 61H106V62H107ZM109 61H111V60H109ZM115 61H116V60H115ZM119 61H120V60H119ZM248 61H249V60H248ZM256 61H257V60H256ZM8 62H9V61H8ZM47 62H48V61H47ZM73 62L75 63V61H73ZM99 62H100V60L97 61V60L95 59V63H94V61H93V62H90L91 64L94 63V65H93V66L90 65V66H92V67L94 68V66L97 64L95 67L97 68L96 70L99 71V69H100L101 67H103V65H105V64H104L105 61H104V62L102 61L103 65H101ZM123 62H124V60H123ZM239 62H240V61H239ZM246 62H247V61H246ZM260 62H261V61H260ZM6 63H7V61H6ZM12 63L9 62L10 65H12ZM40 63H42V61H40ZM74 63H73V64H74ZM76 63H77V62H76ZM76 63H75V64H76ZM90 63H89V64H90ZM98 63H99V65H101V67H99V68L97 67V66H98ZM107 63H108V62H107ZM119 63H120V62H119ZM159 63H160V61H159ZM13 64H16V63H13ZM18 64H19V63L17 62V65H18ZM30 64H33V63H30ZM49 64H53V63L49 62ZM70 64H71V63H70ZM75 64H74V65H75ZM89 64H88V63H87V64H83V63H81V64H80V68H81V66H82L83 69H84V68H87L86 65L88 66ZM123 64H124V63H123ZM123 64H121V65H123ZM127 64H128V63H127ZM164 64H165V63H164ZM241 64H242V61H241L240 65H241ZM246 64H248V63H246ZM249 64H250V63H249ZM249 64H248V65H249ZM257 64H258V62H257ZM19 65L21 66V64H19ZM19 65H18V67H20ZM83 65H85V66H83ZM107 65H108V64H107ZM124 65H125V64H124ZM124 65H123L122 67H124ZM156 65H157V64H156ZM156 65H155V66H156ZM158 65H159V64H158ZM165 65H166V64H165ZM259 65H260V64H259ZM14 66L16 67V65H14ZM14 66H13V67H14ZM25 66H26V64H25ZM90 66H89V67H90ZM108 66H109V65H108ZM117 66H118V65H117ZM153 66H154V64H153ZM174 66H175V64H174ZM234 66H235V65H234ZM241 66H242V65H241ZM243 66H244V65H243ZM4 67H6V66H4ZM32 67H33V66H32ZM75 67H76V66H75ZM89 67H88V68H89ZM92 67H90V68H92ZM115 67H116V66H115ZM126 67H127V65H125V68H126ZM128 67H129V70H131V69H130L131 66L128 65ZM156 67H157V66H156ZM175 67H176V66H175ZM175 67H174L173 69H175ZM237 67H238V66H237ZM237 67H236V68H237ZM249 67H250V66H249ZM251 67H252V66H251ZM258 67H259V66H258ZM258 67L256 66V67H254V68L256 69V68H258ZM0 68H1V67H0ZM6 68H7V67H6ZM21 68L27 69V70L29 71V69L23 67V65L21 66ZM47 68H48V66H47ZM51 68H52V67H51ZM60 68H61V67H60ZM69 68H70V67H69ZM82 68H81V69H82ZM90 68H89V69H90ZM104 68H105V67H104ZM108 68L110 69V67H108ZM118 68H119V66H118ZM120 68H121V67H120ZM158 68H159V67H158ZM170 68H171V67H170ZM181 68H183V67H181ZM242 68H243V67H242ZM30 69H31V68H30ZM45 69H46V68H45ZM48 69H50V68H48ZM66 69H67V68H66ZM66 69H65V70H66ZM74 69H75V68H74ZM89 69H88V70H89ZM94 69H95V68H94ZM94 69H93V70H94ZM109 69H108V71H106V70L104 69V72H108V73H106V75L110 73L109 76H111V74H113L114 72H113V73H111L112 71L109 72ZM112 69L114 70V67H113ZM112 69H111V70H112ZM126 69H127V68H126ZM164 69H165V68H164ZM164 69H163V70H164ZM220 69H221V68H220ZM222 69H223V68H222ZM233 69H235V68H233ZM243 69H244V68H243ZM243 69H242V71H243ZM2 70L4 71L3 68H2ZM7 70H8V69H7ZM27 70H24V72L27 71ZM34 70H35V69H34ZM34 70H33V71H34ZM39 70H40V69H38V71H39ZM55 70L57 71L56 68H55ZM67 70H69V69H67ZM70 70H71V69H70ZM86 70H87V69H85V71H84L85 73H84V74L87 75V76H88L91 72H95V71H91V70H92V69H91V70H89V71H90L89 74H86V72H87ZM115 70H116V69H115ZM127 70H128V69H127ZM175 70H176V69H175ZM182 70H183V69H182ZM224 70H225V69H224ZM237 70H238V69H237ZM239 70H240V69H239ZM253 70H254V69H253ZM5 71H6V70H5ZM5 71H4V72H5ZM56 71H54L56 75L53 73L54 76H53L51 79H53L55 76H57ZM78 71H79V72H78V73H79L78 75H80V73H81V75L83 74V73H82L83 70H82V71H81V70H78ZM80 71H81V72H80ZM132 71H133V70H132ZM140 71H141V70H140ZM176 71H177V70H176ZM180 71H181V70H180ZM180 71L178 70L177 72L180 73ZM248 71H249V70H248ZM1 72H2V71H1ZM6 72H8V71H6ZM6 72H5V74H4V73H1L0 76H2V74H4V75L8 74V73H6ZM10 72H11V71H10ZM10 72H9V73H10ZM21 72H22V71H21ZM21 72H20L19 75L22 74ZM24 72H23V73H24ZM52 72H53V71H52ZM58 72H59V71H58ZM72 72H73V71H72ZM121 72H122V71H121ZM168 72H169V71H168ZM177 72L174 73L175 77H177V76H176V74H178ZM232 72H233V71H232ZM253 72H254V71H253ZM255 72H256V70H255ZM12 73H13V72H12ZM25 73H26V72H25ZM49 73H50V72H49ZM87 73H88V72H87ZM100 73H101V72H100ZM115 73H116V72H115ZM118 73H119V72H118ZM118 73H117V74H118ZM122 73H125V72H122ZM215 73H216V72H215ZM226 73L228 74L229 72H226ZM13 74H14V73H13ZM26 74H27V73H26ZM26 74H25V75H26ZM31 74H32V73H30L29 75H31ZM33 74H34V73H33ZM62 74H63V73H62ZM65 74H66V73H64V75H65ZM84 74H83V75H84ZM96 74H98V73L96 72ZM117 74H115V75H117ZM126 74H129V73H126ZM164 74H165V73H164ZM171 74H173V73L171 72ZM182 74L185 75L184 71H183V73H180L179 75H182ZM213 74H214V73H213ZM224 74H225V73H224ZM251 74H252V73L249 71V74H246V78H244L245 76H243V78H242V77H238V78L236 77V79L238 80V83H237V84H239V87H238V88H240L242 85H245V84H241V83H247V81L249 80ZM8 75H9V74H8ZM11 75H12V74H11ZM22 75H24V74H22ZM47 75H48V74H47ZM47 75H46V76L44 75V76L46 77V78H44V80L39 76V77L43 80V83H44L45 85L47 84L46 79H48V78L50 77V75H48L49 77L47 78ZM58 75H59V74H58ZM72 75H73V74H71V76H72ZM85 75H84V76H85ZM91 75H92V73H91ZM99 75H100V74H99ZM136 75H137V74H136ZM174 75H172V76H174ZM179 75H178V76H179ZM231 75H232V74H231ZM234 75H236V74H234ZM238 75H239V74H238ZM241 75H242V74H241ZM84 76H82L81 78H83ZM89 76H90V75H89ZM94 76H95V75H94ZM137 76H138V75H137ZM156 76H157V75H156ZM166 76H167V75H165V77H166ZM214 76H215V75H214ZM256 76H257V75H256ZM6 77H7V75L5 76V78H6ZM9 77H10V76H9ZM14 77L16 78V75H14ZM19 77H20V76H19ZM22 77H23V76H22ZM27 77H28V75H27ZM27 77H24V78H23L26 82H27V79L30 80V77H29V78H27ZM32 77H33V75H32ZM57 77H61V73H60V75L57 76ZM72 77H73V76H72ZM72 77H71V81L73 80ZM107 77H108V75H107ZM115 77H116V76H115ZM115 77H110V78L113 79V78H115ZM170 77H171V76H170ZM175 77H174V79H176ZM179 77H180V76H179ZM179 77H178V79H180V80H181V77L184 78V76H181L180 78H179ZM185 77H186V75H185ZM220 77H221V76H220ZM220 77H219V79H220ZM222 77H224V76H222ZM228 77H229V76H228ZM1 78L4 79L3 76H2ZM7 78H8V77H7ZM10 78H11V77H10ZM40 78H39V79H40ZM87 78H89V79L92 80L94 77H93V78H91V77H86V79H87ZM122 78H123V77H122ZM160 78H161V77H160ZM172 78H173V77H172ZM183 78H182V79H183ZM193 78H194V77H193ZM193 78L191 79L192 81H193ZM210 78L215 79V78H217V77L213 78V77H211V74H210ZM247 78H248V79H247ZM8 79H9V78H8ZM32 79H33V78H32ZM57 79H58L59 82H57V80H56V82H55L56 84H59V83H60V80H61V81L63 80V78L60 79V80H59V78H57ZM76 79H77V78H76ZM89 79H87L86 81H88ZM96 79H97V78H95V80H96ZM98 79H99V78H98ZM227 79H228V78H227ZM229 79H230V77H229ZM231 79H232V78H231ZM234 79H235V77H234ZM234 79H232V80H234ZM246 79H247V80H246ZM252 79H253V78H252ZM6 80H7V79H6ZM6 80L4 79V82H5ZM29 80H28V81H29ZM65 80H66V79H65ZM101 80H102V79H101ZM113 80H114V79H113ZM170 80H171V79H170ZM180 80H179V81H180ZM186 80H187V81H186ZM191 80L189 79V81H188V79H185V78H184V80H181V81H183V82H182V83L180 82V83H181V84H184V82H188V83L190 82V83H191ZM194 80H195V78H194ZM216 80H217V79H216ZM220 80H222V79H220ZM239 80H240V82H239ZM245 80H246V81H245ZM253 80H254V79H253ZM16 81H17V80H16ZM19 81H20V80H19ZM19 81H17V82H19ZM30 81H31V80H30ZM30 81H29L28 83H30ZM35 81H36V80H35ZM37 81H39V80L37 79ZM50 81H51V80H50ZM53 81H55V80L53 79V80L51 81V83H54ZM79 81H80V80H79ZM83 81H84V83H85V85H86V87H85V85L83 84L85 88H88V87L90 88V87L92 86V87H94V91H95V92L98 90V89H97V87L99 88V85H98V84H97V85H96V83L94 84V85L97 86V87L95 88V86L93 85V83L91 84L90 80H89V84H90L91 86H89V85L87 86L88 82H85V80H83ZM106 81H107V80H106ZM116 81H117V80H116ZM116 81H115V80L112 81V82L110 83V85H111V84H114ZM173 81H174V80H173ZM173 81H171V82H173ZM175 81H176V80H175ZM175 81L173 82V83H174L173 85H175ZM226 81H227V80H226ZM230 81H231V80H230ZM251 81H252V80H251ZM40 82H41V84H42V81H40ZM40 82H39V83L36 82V83H38L39 85H41ZM45 82H46V83H45ZM72 82H73V81H72ZM75 82H76V81L74 80V84H75ZM107 82L109 83L110 81H107ZM118 82H120V81H118ZM122 82H123V81H122ZM193 82H194V81H193ZM214 82H215V81H214ZM214 82H213V83H214ZM227 82H228V81H227ZM233 82H234V81H233ZM235 82H237V81L235 80ZM15 83H16V82H15ZM36 83H35V85H36V88L38 89V86H39V85L37 86ZM49 83H50V82H49ZM55 83H54V84H55ZM63 83H64V82H63ZM77 83H79V82H77ZM80 83H81V82H80ZM86 83H87V84H86ZM100 83H101V82H100ZM159 83H160V82H159ZM177 83H178V82H177ZM180 83L177 84V85H181ZM194 83H195V82H194ZM208 83H209V82H208ZM213 83L211 82V84H213ZM249 83H250V82H249ZM2 84H3V83H1L0 86H2ZM17 84H19V83H17ZM44 84L42 85L43 87L45 86ZM66 84H67V83H66ZM167 84H169V82H168ZM170 84H171V86H173L172 83H170ZM186 84H187V83H186ZM186 84L181 85V87L184 88ZM237 84H236V85H237ZM3 85H5V84H3ZM19 85H21V83H20ZM19 85H18V86H19ZM35 85H30V86H31V87H32V86L35 87ZM59 85H60V84H59ZM61 85H62V84H61ZM63 85H64V84H63ZM63 85H62V87H63V88H62V91H64V90H65L64 88L67 86V85H66V86H63ZM79 85L81 86V84H79ZM104 85H105V83H104ZM104 85L102 86L103 88L106 87V86L104 87ZM108 85H109V84H108ZM108 85H107V86H108ZM110 85H109V86H110ZM114 85H115V84H114ZM116 85H118L117 82H116ZM120 85H121V84H120ZM158 85H159V84H158ZM158 85H157V86H158ZM187 85H188V86H186L185 89H187V87H189V84H187ZM192 85H193V84H192ZM227 85H228V84H227ZM249 85H251V84H249ZM252 85H253V84H252ZM15 86H16V85H15ZM30 86H29V87H30ZM46 86H47V85H46ZM46 86H45V87H46ZM48 86H50V85H48ZM71 86H72V85H71ZM109 86H108V88H109ZM112 86H113V85H111V87L108 89V91H110V89L112 88ZM122 86H123V85H122ZM122 86H120V87H122ZM223 86H224V84H223ZM5 87H6V86H5ZM7 87H8V86H7ZM22 87H23V86H22ZM22 87L20 86V88H22ZM53 87H57V86H56V85H53ZM68 87L70 88V85H68ZM75 87H76V89H77V86H75ZM81 87H82V86H81ZM81 87H80V88H81ZM102 87H100V88H102ZM118 87H119V86H113V89H114V88H117V89L113 90L112 92L110 91L108 95H109V96H110V94L113 95V94L115 93V91L118 90V89L120 88V87H119V88H118ZM125 87H126V85L124 86V88H125ZM127 87H128V86H127ZM174 87L177 88V86H174ZM232 87L235 88L236 86L233 85ZM17 88H19V87H17ZM17 88H15V90H16ZM24 88H25V86H24ZM27 88H28V87H27ZM40 88H41V87H39V89H40ZM46 88H47V87H46ZM49 88H50V87H49ZM49 88H48V89H49ZM51 88H52V87H51ZM85 88H84V89H85ZM100 88H99L98 91H100ZM103 88H102V89H103ZM122 88H123V87H122ZM134 88H135V87H134ZM157 88H158V87H157ZM162 88H163V87H162ZM220 88H221V87H220ZM220 88H219V89H220ZM234 88H233V89H234ZM0 89H3V88H0ZM28 89H29V88H28ZM42 89H43V88H42ZM56 89H57V88H54V90H56ZM63 89H64V90H63ZM71 89H73V87H72ZM71 89H70V90H71ZM74 89H75V88H74ZM76 89H75V90H76ZM82 89H83V87H82ZM84 89H83V90H84ZM96 89H97V90H96ZM120 89H121V88H120ZM158 89H159V88H158ZM189 89H190V91L193 93V91L191 90V86L189 87ZM207 89H208V88H207ZM207 89H206V90H207ZM209 89H210V88H209ZM20 90H21V89H19V92H21ZM26 90H27V89H26ZM26 90L24 89V92H26ZM34 90H35V89H34ZM34 90H33V91H34ZM58 90H59V89H58ZM60 90H61V89H60ZM67 90H69V89L67 88ZM85 90H87V89H85ZM89 90H90V92H91V89H89ZM104 90L107 91V88H106V89H103V90H101V91L104 92ZM111 90H112V89H111ZM164 90H165V89H164ZM177 90H178V89H177ZM239 90H240V89H239ZM246 90H247V89H246ZM251 90L253 91L254 88L251 89ZM11 91H12V89H11ZM17 91H18V90H17ZM39 91H42L41 93L44 94V96H45V94H47V92H45V93L43 92V91H46V90H41V89H40ZM49 91H50V89H49ZM87 91H88V90H87ZM101 91H100V92H101ZM203 91H204V90H203ZM222 91H223V90H222ZM234 91H235V90H234ZM1 92H2V91H1ZM19 92H17V93H19ZM64 92H65V94H66V93L71 94V93H69L68 91H67V92L64 91ZM71 92H73V91H71ZM77 92H80V91L77 90ZM81 92H83V93H81V94L83 95V94H84V91L81 90ZM88 92H89V91H88ZM122 92H123V91H122ZM191 92L189 93L190 98H192V97L195 95V93H193L194 95L191 96V95H190ZM200 92H201V91H200ZM230 92H233V91H230ZM239 92H240V91H239ZM239 92H238V93H239ZM5 93H6V91H5ZM9 93H10V92H8V94H9ZM11 93H12V92H11ZM11 93H10V98L12 97V96H11ZM37 93H39V92L37 91ZM49 93L51 94V92H49ZM49 93H48V94H49ZM73 93H75V92H73ZM93 93H94V92H93ZM107 93H108V92H107ZM118 93H119V91H118ZM201 93H202V92H201ZM208 93H209V92H208ZM211 93L213 94V92H211ZM222 93H223V92H221V91L219 92V94H222ZM225 93H226V92H225ZM225 93H224L223 95H228V94H225ZM233 93H234V92H233ZM252 93H254V91H253ZM20 94H21V93H20ZM23 94H24V93H22L21 95H23ZM59 94H60V93L56 94V97H57V95H59ZM61 94H62V93H61ZM61 94H60V95H61ZM79 94H80V93H78L77 95H79ZM81 94H80V95H81ZM90 94H91V93H90ZM90 94L88 93L87 96H89ZM97 94H98V92H97ZM99 94H100V93H99ZM127 94H128V93H127ZM158 94H159V93H158ZM177 94H178V93H177ZM199 94H200V93H199ZM205 94H207V91H206ZM205 94L202 95L203 98H204V96H205V97L208 96V94H207V96H206ZM1 95H2V94H1ZM3 95H4V93H3ZM24 95H25V94H24ZM27 95H28V94H27ZM38 95H39V94H38ZM60 95H59V96H60ZM63 95H64V94H63ZM92 95H93V94H91V96H92ZM95 95H96V94H95ZM100 95H101V94H100ZM105 95L107 96V94H104V96H105ZM116 95H118V94H116ZM214 95H215V93H214ZM217 95H218V93H217ZM217 95H216V96H217ZM4 96H5V95H4ZM8 96H9V95H8ZM8 96H7V98H8ZM54 96H55V95H54ZM87 96H86V98H85L84 96H83V97H84L85 99H87V98H88V99L91 98L90 96H89V97H87ZM157 96H158V95H157ZM164 96H165V95H164ZM167 96H168V94H167ZM231 96H233V95H231ZM5 97H6V96H5ZM29 97L31 98V100H30V99L28 100V98H26V95H25V98H26L27 100H24L25 98L23 97V99L20 98V99L23 100V101H21L20 99H19L20 102L11 100V101H13L14 103H13V104L10 103V104H11V106L14 105L15 107L20 108L21 111H22L23 109H25V111L23 110L24 112H19V113H22V114H19V116L21 115V117H22L24 120H25V119H29V118L31 117L30 120H26V121H30V122L33 123V121H32V116H30V115H31V113H32L33 111H35L36 109H34L32 106H35V105H36L35 107L38 106V105H37V102L39 101L38 104L40 103V100H38L40 97H37V98H36V97L33 96L34 98H36V104H35V100H32L33 97H31V96H29ZM41 97H42V96H41ZM48 97H49V96H48ZM48 97H47V98H48ZM79 97H81V98L85 101V99H84L82 96H79ZM94 97H95V96H94ZM102 97H103V96H102ZM107 97H108V96H107ZM152 97H155V96H152ZM178 97H179V94H178ZM209 97H210V96H209ZM236 97H237V96H236ZM44 98L47 99L46 96H45ZM44 98H42V101L45 100ZM53 98H54V97H53ZM103 98H105V97H103ZM103 98H102V99H103ZM111 98H114V99H112V100H113V102H116V103H118V100H119L120 102H121V100H122V99H120L119 97H117V98H119V99L116 100V97H115V95H114L113 97L108 98V101H110ZM170 98H171V97H170ZM173 98H175V97H173ZM0 99H1V98H0ZM4 99H5V98H4ZM4 99H3V100L1 99L2 101H0V102H1V103L5 102ZM15 99H16V97H15ZM40 99H41V98H40ZM43 99H44V100H43ZM50 99H51V98H50ZM55 99H56V98H55ZM88 99H87V101H88ZM95 99H96V98H95ZM106 99H107V98H106ZM106 99H105V101H106ZM156 99H158V98H156ZM164 99H165V98H164ZM7 100H8V99H7ZM16 100H17V99H16ZM62 100H63V99H62ZM74 100L77 101L78 98H76V99H74ZM83 100H82V101H81V100H78V103H79V101H80L81 103H82V102L84 103ZM93 100H94V98H93ZM100 100H101V99H100ZM115 100H116V101H115ZM126 100H127V99H126ZM126 100H125V101H126ZM128 100H129V99H128ZM151 100H152V99H151ZM158 100H159V99H158ZM165 100H166V99H165ZM171 100H173V99H171ZM42 101H41V102H42ZM45 101H46V100H45ZM45 101H44V102H45ZM76 101H75V102H76ZM153 101H155L154 98H153ZM175 101H176V100H175ZM190 101H191V100H190ZM44 102H42V103H44ZM50 102L53 103V105H54V102H53L52 100H51V101H48L49 105H50ZM64 102H65V101H64ZM73 102H74V101H73ZM111 102H112V101H110V103H111ZM113 102H112V103H113ZM46 103H47V102H45V105H46ZM81 103H80V104H81ZM83 103H82V104H83ZM85 103H86V102H85ZM88 103H90V102H88ZM88 103H86V104L89 105ZM95 103H96V102H95ZM103 103H104V102H103ZM112 103H111V104H112ZM121 103L123 104L124 101H122ZM146 103H147V102H146ZM31 104H32V106H31ZM34 104H35V105H34ZM82 104H81V106H82ZM113 104H114V103H113ZM122 104H121V105H122ZM176 104H177V103H176ZM3 105H4V104H3ZM7 105H8V104H7ZM39 105H41V103H40ZM45 105H42V106H45ZM49 105L46 106V107H47L46 109H48ZM51 105H52V104H51ZM51 105H50V106H51ZM53 105H52V106H53ZM62 105H63V104H62ZM83 105H85V104H83ZM98 105H99V104H98ZM115 105H116V104H115ZM119 105H120V103H118V106H119ZM1 106H2V105H1ZM30 106H31V107H30ZM52 106H51V107H52ZM54 106H55V105H54ZM73 106L75 107L76 104H73L71 108H73ZM77 106H78V105H77ZM77 106H76V107H77ZM152 106H153V105H152ZM7 107H8V106H7ZM51 107H50V108H51ZM66 107H68L67 104H66ZM79 107H80V106H79ZM100 107H101V106H100ZM121 107H122V106H120V109H121ZM139 107H140V106H139ZM9 108H10V107H9ZM12 108H14V107H12ZM30 108H32L33 110L30 109ZM41 108H42V107H41ZM62 108L64 109V106L61 107V109H62ZM92 108H93V106H92ZM116 108H119V107H116ZM123 108L125 109L124 106L122 107V109H123ZM126 108H127V106H126ZM128 108H129V107H128ZM128 108H127V109H128ZM150 108H151V107H150ZM20 109H17V110H20ZM37 109H38V108H37ZM42 109H43V108H42ZM46 109H43V111L46 110ZM74 109H76V108H73V112L75 113V111H76L77 109H76V110H74ZM94 109H95V108H94ZM100 109H101V108H100ZM113 109H114V108H113ZM127 109H126V110H127ZM151 109H154V107L151 108ZM158 109H159V108H158ZM232 109H233V108H232ZM29 110H31V112H30ZM52 110H54V114H53ZM65 110H66V109H65ZM108 110H109V109H108ZM110 110H111V109H110ZM110 110H109V112H110ZM0 111H1V110H0ZM27 111H28V112H27ZM43 111L40 110V111H39L40 114H42ZM46 111H50V110L48 109V110H46ZM60 111H61V110H60ZM159 111H160V110H159ZM190 111H191V110H190ZM11 112L14 113L15 111H12V110H11ZM25 112L28 113V115L30 116L29 118H27L28 116L24 117L25 114H27V113H25ZM37 112H38V111H37ZM41 112H42V113H41ZM56 112H57V108H53V107H52L51 112H49V113H52L53 116H54ZM68 112H69V110H68ZM83 112H84V111H83ZM85 112H86V111H85ZM90 112H91V111H90ZM106 112H108V111H106ZM1 113H2V112H1ZM4 113H7V112H4ZM15 113H18V112H15ZM23 113H25V114L23 115ZM29 113H30V114H29ZM44 113L46 114V112H44ZM66 113H67V111H66ZM70 113H71V112H70ZM70 113H69V114H70ZM94 113H95V112H94ZM110 113H111V112H110ZM156 113H157V112H156ZM159 113H160V112H159ZM2 114H3V113H2ZM33 114H34V115H33V117H34V116H35V113L33 112ZM40 114H37L38 117L41 116ZM45 114H44V115H45ZM59 114L61 115L60 112H59ZM59 114H58V112H57V115H59ZM72 114H73V113H72ZM90 114H91V113H90ZM90 114H89V115H90ZM96 114H97V113H95V115H96ZM100 114L102 115V113H100ZM111 114H112V113H111ZM3 115L5 116V114H3ZM22 115H23V116H22ZM37 115L34 117L35 120H37V118H36ZM39 115H40V116H39ZM42 115H43V114H42ZM44 115H43V116H44ZM48 115H49V117L51 116V114H48ZM57 115L54 117V119L52 118V119H53L52 121H54V123H56V122H55V121H56L55 118H58ZM60 115H59V117H60ZM92 115H93V114H92ZM98 115H99V114H98ZM107 115H108V114H107ZM136 115H137V114H136ZM15 116H18V114H17V115H14V116H11V118H12V117H15ZM19 116H18L17 118H19ZM45 116H47V114H46ZM45 116H44V117H45ZM61 116L63 117V110H62V115H61ZM152 116H153V115H152ZM152 116H151V117H152ZM155 116L157 117V116H158V113H157V115L155 114L154 117H155ZM191 116H192V115H191ZM7 117H8L7 119H8L9 122H10V119H9L10 116H9V114L7 115ZM21 117H20V118H21ZM41 117H42V116H41ZM51 117H52V116H51ZM51 117H50V118H51ZM62 117H61V119L64 120L65 118H64V117L62 118ZM70 117H71V116H70ZM86 117H87V116H86ZM95 117H96V116H95ZM161 117H163V116H160V118H161ZM168 117H169V119H170V118H171V115L168 116ZM188 117H189V116H188ZM223 117H224V116H223ZM71 118H73V117H71ZM108 118H109V117H108ZM115 118H116V117H115ZM157 118H158V117H157ZM193 118H194V117H192V120H193ZM200 118H201V117H200ZM205 118H207V116H206ZM205 118H203V119H205ZM3 119H5V118H3ZM3 119H2V120H3ZM12 119H13V118H12ZM34 119H33V120H34ZM43 119H45V118H43ZM67 119H68V118H67ZM124 119H125V118H124ZM163 119H164V118H163ZM187 119H188V118H186V119L183 120V121L186 122ZM194 119H195V118H194ZM196 119H197V118H196ZM203 119H202L201 123H202V122H206V120H207L208 118L205 119V120H203ZM228 119H229V118H228ZM14 120H15V122H16L17 119H14ZM21 120H22V119H20V121H21ZM57 120L59 121V119H57ZM63 120H61V121L64 123V124H62V122H61V124H62L63 126H66L67 123L70 121V120H69V121L66 123L67 120H64V121H63ZM79 120H81V122L78 121L79 123H77V124H81L83 119H79ZM91 120H93V119H91ZM108 120H109V119H108ZM154 120H155V119H154ZM157 120H159V119H157ZM170 120H171V119H170ZM170 120H169V121H170ZM188 120L190 121V119H188ZM188 120H187L188 125H186L187 123H185V124L182 123V124H183L182 127H185V125H186V127H187V126H188V127H191V128L193 127L194 124L190 126L191 123H189ZM197 120H199V118H198ZM200 120H201V119H200ZM200 120H199V121H200ZM208 120H209V119H208ZM208 120H207V121H208ZM0 121H1V120H0ZM5 121H6V120H5ZM5 121H4V123H5ZM12 121H13V120H11V123L13 124V126H15L14 123H13ZM22 121H23V120H22ZM41 121H42V119L39 121V124H38L37 126L40 125V122H41ZM46 121H47V120H46ZM105 121H106V119H105ZM159 121H160V120H159ZM161 121H162V120H161ZM165 121H166V120H165ZM169 121H168V122H169ZM211 121H212V120H211ZM9 122H8V123H9ZM17 122H19V120H18ZM17 122H16V127H17ZM35 122L38 123V121H35ZM42 122H43V121H42ZM42 122H41V124H42ZM71 122H72V123H71ZM71 122H70V125L68 124L69 126H71V124H74L72 120H71ZM98 122H99V121H98ZM155 122H156V121H155ZM166 122H167V121H166ZM166 122H165V124H166ZM191 122H192V121H191ZM229 122H230V121H229ZM2 123H3V122H1L0 124H2ZM23 123H24V122H23ZM27 123H28V122H27ZM27 123H24V125H29V124H30V123H28V124H27ZM43 123H46V122L44 121ZM65 123H66V124H65ZM170 123H171V122H170ZM194 123H196V122H194ZM12 124H10V125H12ZM18 124H19V123H18ZM21 124H22V123H21ZM21 124H20V125H21ZM57 124H59V126L61 125V124L58 123V122H57ZM88 124H89V123H88ZM205 124H206V123H205ZM205 124H204V123L200 124V125H202V128H203V129H204V127H205ZM220 124H221V123H220ZM2 125H5V124H2ZM43 125H44V124H43ZM45 125H46V124H45ZM47 125H49V123H48ZM74 125H75V124H74ZM74 125H73V126H74ZM105 125H106V124H105ZM109 125H110V123H109ZM203 125H204V127H203ZM207 125H208V124H207ZM7 126H8V125H7ZM37 126H36V127H37ZM40 126L42 127V125H40ZM63 126H61L60 129H59V128H58V129H59V130H62V129H67V130H69V129H70L69 133L71 132V128H68V126H67V128H64ZM73 126H71V127H73ZM89 126H90V125H89ZM97 126H98V124H97ZM167 126H169V125H167ZM210 126H211V124H210ZM4 127H6V126H4ZM20 127H21V126H19V128H18L19 131H21V130H20ZM23 127H24V126H23ZM23 127H22V130L25 129V127H24V128H23ZM32 127H33V126L30 124V125H29V129H27V130H30V128L32 129ZM36 127H33V129H32V130L34 131V133H37L36 130H37V131L42 130L41 128L37 129L38 127H37V128H36ZM47 127H48V126H47ZM52 127L55 128V126H53V125H52ZM57 127H58V125H57ZM57 127H56V128H57ZM75 127H76V125H75ZM101 127H102V125H101ZM158 127H159V126H158ZM158 127H156V128H158ZM160 127H161V126H160ZM196 127H197V129H198L199 126H196ZM0 128H3V127L1 126ZM8 128L12 130V126H11V128H10V127H8ZM8 128H7V129H8ZM34 128H36V130H35ZM50 128H51V127H50ZM73 128H74V127H73ZM91 128H92V127H91ZM93 128H94V127H93ZM108 128H109V127H108ZM153 128H154V127H153ZM161 128H163V127H161ZM169 128L172 130L171 126H170ZM191 128H190V130H191ZM224 128H225V127H224ZM9 129H8V130H9ZM43 129H44V127H43ZM74 129H75L74 132L78 131L76 128H74ZM98 129H99V127H98ZM102 129H103V127H102ZM104 129H105V128H104ZM104 129H103V130H104ZM110 129H111V128H110ZM116 129H117V128H116ZM200 129H201V128H200ZM2 130H3V129H2ZM5 130H6V129H5ZM8 130H7V131H8ZM15 130H17V129H15ZM15 130H14V131H15ZM27 130H26V132H27ZM32 130L29 131L30 133H28V135L31 134V131H32ZM45 130H46V128H45ZM52 130H53V128H52ZM52 130H49V131L51 132ZM55 130H56V129H55ZM55 130H54V132H55ZM72 130H73V129H72ZM79 130H80V129H79ZM83 130H84V129H83ZM100 130H101V129H100ZM129 130H130V129H129ZM163 130H164V129H161V132H164ZM205 130H206V128H205ZM0 131H1V130H0ZM33 131H32V135L34 134ZM62 131H63V130H62ZM90 131H91V130H90ZM90 131H89V132H90ZM93 131H94V130H93ZM104 131H105V130H104ZM104 131H103V132H104ZM158 131H159V130H158ZM158 131H157V130H156V131L154 130V132H158ZM165 131H166V130H165ZM173 131H174V130H172V132H173ZM185 131H186V130H185ZM188 131H189V128H188ZM201 131H203V130H201ZM215 131H216V129H215ZM9 132H10V131H9ZM11 132H12V131H11ZM26 132H25V133H26ZM56 132H60V131H56ZM56 132H55V133H56ZM64 132H65V131H64ZM64 132H63V133H64ZM96 132H97V129H96ZM96 132H95V133H96ZM103 132H102V133L99 132V133L102 135ZM107 132L109 133L108 129H107ZM111 132H112V131H111ZM113 132H114V131H113ZM159 132H160V131H159ZM168 132H170V130L167 131V133H168ZM172 132H170V136H171V135H174V134H171ZM199 132H200V131H199ZM203 132H204V131H203ZM207 132H208V130L204 132V133H206L205 136H207ZM213 132H214V131H213ZM222 132H223V131H222ZM12 133H13V132H12ZM17 133L20 134V132H17ZM17 133H16V134H17ZM22 133H23V131H22ZM22 133H21V134H22ZM25 133H23L22 135H24ZM41 133H42V132H41ZM69 133H68V134H69ZM83 133H84V131L82 132V134H81L80 131H79V132L76 133V135L74 134V136H77V135L81 134L82 136L80 135V138H82V137H84L83 135L85 134V133H84V134H83ZM105 133H106V131H105ZM105 133H104V136L106 135ZM108 133H107V136H108ZM131 133L134 134L133 132H131ZM167 133H166V135H164V133H163V135H162V133H161V134L159 133V136L161 137V135H162V136H163L162 138L164 139V137L167 136ZM174 133H175V132H174ZM189 133H191V131H190ZM196 133H197V132H196ZM210 133H211V132H210ZM214 133H215V132H214ZM2 134H4V132H3ZM10 134H11V133H9L8 136H9ZM19 134L17 135L18 137H19ZM38 134H40V133H37V135L35 134L34 136H38ZM43 134L45 135L44 132H43ZM50 134H51V133H50ZM56 134H57V133H56ZM59 134H60V133H58V135H59ZM68 134H67V135H68ZM87 134H89V133L87 132ZM96 134H97V133H96ZM96 134H95V135H96ZM119 134H120V133H119ZM157 134H158V133H157ZM197 134H198V133H197ZM226 134H227V133H226ZM230 134H231V133H230ZM0 135H1V134H0ZM28 135H27V136H28ZM32 135H31V137H32ZM40 135H41V134H40ZM65 135H66V134H65ZM65 135H64V136H61V134H60L61 137H65ZM92 135H93V134H92ZM168 135H169V133H168ZM198 135H199V134H198ZM198 135H196V137H197ZM209 135H211V134H209ZM217 135H218V134H217ZM11 136H12V135H10V137H11ZM27 136H24V139H25V138H28ZM34 136H33V137H34ZM56 136H57V135H55L54 139L56 138ZM70 136H72V135H69V137H70ZM97 136H98V135H97ZM109 136H111V135H109ZM112 136H113V135H112ZM120 136H122V135L120 134ZM135 136H137V135H135ZM138 136H139V135H138ZM156 136H157V135H156ZM205 136H203V137H202V136H198V137H200V139H201V137H202V139H204ZM214 136H216V135H213V138L216 139ZM5 137H6V136H5ZM18 137H17V138H18ZM31 137H30V139H31ZM38 137H40V136H38ZM38 137H36V138H38ZM41 137H42V135H41ZM52 137H53V135L50 136V139H51V140H52ZM57 137H58V136H57ZM69 137H66V139L69 138ZM86 137H88V136H86ZM90 137H91V136H90ZM99 137H100V136H99ZM173 137H174V136H173ZM198 137H197V138H198ZM210 137H212V136H210ZM234 137H235V136H234ZM20 138H21V136H20ZM20 138H19V140H17V141H20V142H21V140L23 139V137H22L21 140H20ZM36 138H34V139H36ZM44 138H46V137H44ZM73 138H74V137H73ZM76 138H77V137H76ZM80 138H79V136H78V139H80ZM84 138H85V137H84ZM84 138H82V139L85 140ZM114 138H115V137H114ZM143 138H144V137H143ZM158 138H159V137H158ZM158 138H157V139H158ZM168 138H169V137H168ZM187 138H189V137H187ZM219 138H220V137H219ZM224 138H225V137H224ZM2 139H3V137H2ZM7 139H8V138H7ZM15 139H16V137H15ZM15 139H14V140H15ZM41 139H42V138H41ZM41 139L39 138V141H38L39 143L36 142V145H35V144H34V145L37 146V144H42L43 147L46 148V146H44V144H46L48 141H46V140L44 139V140H45V143H43L42 141H40ZM61 139H62V141H65V140H63V138H61ZM61 139L59 138V140H61ZM74 139H75V138H74ZM88 139H89V137H88ZM88 139H87V140H88ZM91 139H92V138H91ZM91 139H89V140L91 141ZM101 139H102V138H101ZM105 139H106V141H107V138H105ZM122 139H123V138H122ZM160 139H161V138H160ZM198 139H199V138H198ZM205 139H207V138L205 137ZM210 139H211V138H210ZM210 139H209V140H210ZM230 139H231V138H230ZM236 139H237V138H236ZM3 140H4V139H3ZM14 140H13V141H14ZM25 140H27V139H25ZM36 140H38V139H36ZM36 140H35V141H36ZM44 140H43V141H44ZM51 140H50V141H51ZM56 140H57V141H56ZM59 140L56 138L55 140H52V141H56V142H58ZM83 140H82V141H83ZM102 140H104V137H103ZM102 140H101V141H102ZM108 140H109V139H108ZM117 140H118V139H117ZM120 140H121V138H120ZM137 140H138V139H137ZM172 140H173V139H172ZM176 140H177V139H176ZM176 140H174V141H176ZM186 140H189V141H187V142H190V139H186ZM211 140H212V139H211ZM232 140H234V139H232ZM4 141H5V140H4ZM7 141H10V140H7ZM7 141H6V142H7ZM71 141H73V139H72V140L70 139L69 142H71ZM77 141H79V140H77ZM80 141H81V139H80ZM82 141L80 142L81 144H84V142H86V140L83 141V143H82ZM90 141H89L88 144H90ZM94 141H95V139H94ZM109 141H111V140H109ZM114 141H115V140H114ZM114 141H112V142L114 143ZM118 141H119V140H118ZM144 141H145V140H144ZM192 141H193V140H192ZM203 141H204V140H203ZM205 141H206V140H205ZM212 141H213V140H212ZM215 141L218 142L217 140H214L213 142H215ZM225 141H226V139H225ZM2 142H3V141H2ZM20 142L18 143V145H20ZM28 142H29V141H28ZM32 142H33V141H31L30 143H32ZM41 142H42V143H41ZM66 142H67L66 144H68V141H66ZM73 142H75V146H76V141H73ZM133 142H134V141H133ZM139 142H140V141H139ZM195 142H196V141H195ZM199 142L201 143V141H199ZM220 142H222V141L220 140ZM13 143H14V142H13ZM26 143H27V141L24 142L25 147H26ZM30 143H28V144H30ZM33 143H34V142H33ZM49 143H50V142H49ZM53 143H54V142H53ZM91 143H92V141H91ZM130 143H131V142H130ZM145 143H146V142H145ZM173 143H174V142H173ZM173 143H172V144H173ZM230 143H231V141H230ZM230 143L228 142V144H230ZM235 143H238V142H237V141L233 142L234 145H235ZM2 144H3V143H1V145H2ZM7 144H8V142H7ZM9 144H10V143H9ZM16 144H17V143H16ZM21 144H22V143H21ZM59 144H60V143H59ZM66 144H65V145H66ZM81 144H78V147H79V145L81 146ZM85 144H86V143H85ZM92 144H93V143H92ZM95 144H96V143H95ZM110 144H112V143H109V145H110ZM120 144H121V143H120ZM137 144H139V143H137ZM137 144H136V145H137ZM174 144H175V147H176V145H178V144H176V143H174ZM174 144H173V145H174ZM188 144H190V143H188ZM196 144H199V143L197 142ZM207 144H209V143H207ZM212 144H213V143H212ZM221 144H222V143H221ZM225 144H226V143H225ZM233 144H231V145H233ZM243 144H244V143H243ZM4 145H5V144H4ZM49 145H50V144H49ZM49 145H48V146H49ZM54 145H55V147H56L57 144H54ZM61 145H62V143L60 144V146H61ZM63 145H64V144H63ZM68 145H69V144H68ZM71 145H72V143H71ZM90 145H91V144H90ZM113 145H114V144H113ZM129 145H130V144H129ZM132 145H135V144H132ZM173 145H172V146H173ZM190 145H191V144H190ZM193 145H194V144H193ZM193 145H192V146H193ZM201 145H202V143H201ZM210 145H211V144H210ZM210 145L207 146V147L210 148ZM237 145H238V144H237ZM8 146H9V145H8ZM10 146H11V145H10ZM13 146H15V145H13ZM32 146H33V144H32ZM32 146H31V147H32ZM51 146H53V145H51ZM91 146H93V147L95 148V147L97 146V144H96L95 146H94V144L91 145ZM91 146H89V147H91ZM121 146H123V145H121ZM139 146H140V145H139ZM172 146H171V148L174 149L175 147H172ZM187 146H188V145H187ZM192 146H191V147H192ZM203 146H204V142H203ZM205 146H206V145H205ZM211 146H212V145H211ZM219 146H220V145H219ZM224 146H225V145H223V147H224ZM2 147H3V145H2ZM2 147H1V148H2ZM6 147H7V146H6ZM16 147H18V148L21 149L22 146H20V147H19V146H16ZM27 147L29 148L28 145H27ZM40 147H42V146L40 145L39 148H38V146H37V149H40ZM43 147H42V148H43ZM53 147H54V146H53ZM58 147H59V146H58ZM68 147H70V146H68ZM68 147H67V150H68ZM84 147H85V148H84ZM84 147H82V149L84 148V151H86V150H85V149H86V146L84 145ZM89 147H87V148H89ZM93 147H91V150H93V149H92ZM98 147H99V145H98ZM117 147H118V145H117ZM123 147H125V146H123ZM135 147H136V146H135ZM151 147H152V146H151ZM153 147H154V146H153ZM178 147H179V146H177V148H178ZM181 147H182V146H181ZM207 147H206V149H207ZM216 147H217V146H216ZM237 147H238V146H237ZM4 148H5V147H4ZM4 148H3V149H4ZM28 148H27V149H28ZM33 148H34V147H32V149H33ZM71 148H72V146H71ZM79 148H80V147H79ZM109 148H110V146H109ZM115 148H116V147H115ZM130 148H131V147H130ZM140 148H141V146H140ZM177 148H175V149H177ZM185 148H186V147H185ZM185 148H184V147H183V148H178V149H180V150L183 149V151H184V152H180L181 155H182V153H186V154H188L189 152H191L192 150L195 149V148H194V149H193V148H191V149L188 148V149L184 150ZM209 148H208V149H209ZM212 148H214V147H212ZM217 148L219 149V147H217ZM5 149H6V148H5ZM32 149H31V150H32ZM35 149H36V147H35ZM37 149H36V151H38ZM50 149H51V148L49 147V150H50ZM55 149H56V148H54V150H55ZM61 149H62V148H61ZM82 149H81V150H82ZM120 149H121V148H120ZM123 149H124V148H123ZM125 149H126V147H125ZM155 149H156V148H155ZM155 149H153V150H155ZM206 149H205V150H206ZM208 149H207V150H208ZM11 150H12V148H11ZM28 150H29V149H28ZM33 150H34V149H33ZM43 150H44V149H43ZM49 150H47V151L49 152ZM51 150H52V149H51ZM51 150H50V151H51ZM54 150H53V151H54ZM56 150H58V149H56ZM63 150H66V149H63ZM63 150H61V151H63ZM77 150H78V148H77ZM95 150H96V149H94V152H96ZM111 150H112V149H111ZM117 150H119V149H117ZM134 150H135V149H134ZM140 150H142V149H140ZM157 150H158V149H157ZM171 150H172V149H171ZM171 150H170V151H171ZM187 150H189L188 153H187ZM199 150H201V149H199ZM212 150H214V149H212ZM8 151H9V150H8ZM15 151H16V150H15ZM34 151H35V150H34ZM34 151H33V152H34ZM36 151H35V152H36ZM41 151H42V149H41ZM45 151H46V150H44V151H42V152L44 153ZM47 151H46V153H45L44 155L47 154ZM53 151H52V152H53ZM75 151H76V150H75ZM119 151H120V150H119ZM121 151H122V150H121ZM137 151H138V150H137ZM150 151H151V150H150ZM172 151H174V150H172ZM177 151H178V150H177ZM196 151H197V150H196ZM202 151H203V150H202ZM1 152L6 153V151H1ZM17 152H18V149H17ZM25 152H26V150H25ZM28 152H29V151H27V153H28ZM30 152H31V151H30ZM58 152H59V151H58ZM58 152H57V153H58ZM68 152H70V151H68ZM68 152H65V151H64V153H63V152H61V153H63V156H64L65 153H66V155H68ZM76 152H77V151H76ZM80 152H82V151H80ZM94 152H91V153H93V156H94V154H95ZM116 152H117V151H116ZM126 152H128V151H126ZM174 152H175V151H174ZM197 152H198V151H197ZM218 152H219V150H218ZM10 153L13 154V152H10ZM15 153H16V152H15ZM15 153H14V154H15ZM61 153L59 152V154H57V156H58V155H62ZM71 153H72V152H71ZM82 153H83V152H82ZM88 153H90V151H88ZM96 153H98V152H96ZM117 153H118V152H117ZM117 153H116V154H117ZM120 153H121V152H120ZM143 153H144V152H143ZM177 153H178V152H177ZM202 153H204V152H201V155H202ZM219 153H220V152H219ZM221 153H223V152H221ZM221 153H220V154H221ZM14 154H13V155H14ZM19 154H21L20 151H19ZM31 154H32V153H31ZM34 154H35V153H34ZM39 154H41L40 151H39ZM39 154H36V155H38L37 158H40V157H39ZM51 154H52V153L48 154V156H47L46 158L51 157V156H50ZM53 154H54V153H53ZM84 154H85V153H84ZM102 154L105 155V158H106V154L109 155L108 153H106V154L102 153ZM124 154H125V153H124ZM126 154H127V153H126ZM135 154H136V153H135ZM150 154H151V153L149 152V155H148V156H150ZM191 154L193 155V153L191 152V153H189V156H190ZM199 154H200V153H199ZM206 154H207V153H206ZM6 155H7V157H9L8 154H6ZM15 155H17V154H15ZM21 155H22V154H21ZM25 155H27V154H25ZM25 155H24V157H26ZM36 155H34V156L32 155V157H35V158H36ZM42 155H43V154H42ZM55 155H56V154H55ZM55 155L52 156V158L54 157V159H55ZM91 155H92V154H91ZM121 155H122V154H121ZM136 155H137V154H136ZM138 155H139V154H138ZM155 155H157V154H155ZM161 155H162V154H160V156H161ZM171 155L173 156V154H171ZM171 155H170V156H171ZM174 155H175V157H176V154H175V153H174ZM181 155H180V157H181ZM203 155H204V154H203ZM18 156H19V155H18ZM18 156H16V157L18 158ZM80 156H81V153H80ZM82 156H83V155H82ZM84 156H85V158L83 159V161L86 159V155H84ZM96 156H98V155H96ZM122 156H124V155H122ZM127 156H128V154H127ZM185 156H186V155H185ZM189 156L187 155V157H189ZM14 157H15V156H14ZM30 157H31V155L29 156V158H30ZM32 157H31V158H32ZM58 157H59V156H58ZM77 157H78V154H77ZM87 157H88V156H87ZM100 157H101V156H100ZM102 157H103V156H102ZM113 157H115V156H113ZM119 157H120V156H119ZM119 157H117L118 160H120V162L123 161V160H122V157H120L121 159H119ZM137 157H138V156H137ZM137 157H136V156H135V157L133 156L132 158H134V160H135V158H137ZM150 157H151V156H150ZM156 157H157V156H156ZM177 157H179V155H178ZM177 157H176V159H177ZM180 157H179V159H177V160L173 158V159H172V160H173L172 162H171V160H170L169 158L167 159V160H170V166H169V169H170L171 166L173 165L172 163H173V162L175 163L174 160H176L177 165L180 163L179 165H180V166H181V165L183 166V163H182L181 161H179V163L177 162L178 160L181 159ZM183 157H184V156H183ZM203 157H204V156H203ZM10 158H12V156H11ZM37 158H36V159H37ZM52 158H51V160H53ZM56 158H57V157H56ZM67 158L73 159L72 155H71V157L67 156ZM79 158H80V157H78V159H79ZM107 158H109V157H107ZM117 158H115V159L117 160ZM124 158H127V157L124 156ZM124 158H123V159H124ZM129 158H130V157H129ZM145 158H146V156H145ZM147 158H148V157H147ZM159 158H160V157H159ZM165 158H167V157L165 156ZM171 158H172V157H171ZM184 158H186V157H184ZM192 158H197V156H195V157L192 156ZM20 159H21V158H20ZM32 159H33V158H32ZM32 159H31V160H32ZM44 159H45V158H44ZM62 159H63V160L65 159L66 161H67V160L70 161V159H66L65 156H64ZM62 159H61V161H62ZM81 159H82V157H81ZM89 159L92 160V159H94V158H91V157H90ZM103 159H104V158H103ZM103 159L100 158V160H103ZM110 159H111V158H110ZM127 159H128V158H127ZM143 159H144V158H143ZM163 159H164V158H163ZM197 159H198V158H197ZM0 160H2V157H0ZM4 160H5V159H3V161H4ZM29 160H30V159H29ZM31 160H30V162H31ZM33 160H34V159H33ZM33 160H32V164L34 163ZM41 160H42V159H40V161H38V159H37V160H34V161H36V162L38 161V162L36 163V166H35V165H32L31 163H30V164H29V163H26V161H25L24 163L29 164V165H30V166L28 165L29 167H31V165H32V168L39 167V166H41V168H42V167H43L42 165H45L44 163H47V164H48V162H47L48 159H47V161H46V159H45L44 161H46V162H43V161H42L43 163L40 164L39 162H41ZM51 160H50V161H51ZM56 160H58V159H56ZM56 160H55V161H56ZM113 160H114V159H113ZM113 160H112V161H113ZM128 160H129V159H128ZM128 160H126V161H128ZM146 160H148V159H146ZM158 160H159V159H158ZM167 160H166V161H167ZM193 160H194V159L189 160V161L191 162V161H193ZM3 161H1V162H3ZM9 161H10V159H9ZM15 161H16V160H15ZM17 161H18V160H17ZM20 161H21V160H20ZM50 161H49V164H50ZM59 161H60V160H59ZM68 161H67V162H68ZM73 161H74V160H73ZM75 161L77 162V159H75ZM79 161H80V159H79ZM79 161H78V162H79ZM129 161H133V159H132V160H129ZM129 161H128L127 163H129ZM136 161H137V160H136ZM164 161H165V160H164ZM164 161H163V162H164ZM182 161H183V160H182ZM195 161L197 162L198 160H195ZM195 161H193L192 164H194V163L197 164ZM6 162H8V161L6 160ZM6 162L4 161V163H6ZM12 162H13V163H12ZM12 162H10V163H12V165H13L15 162H14V161H12ZM22 162H23V161H21V162H19V163H21V164L24 166L25 164H23ZM78 162H77V163H78ZM81 162H82V160H81ZM81 162H79V163L81 164ZM86 162H87V160H86ZM86 162H85V163H86ZM92 162H93V160H92ZM92 162H91V163H92ZM107 162H108V159H107ZM107 162H106V164H108ZM113 162H115V161H113ZM113 162H112V163H113ZM117 162H118V161H117ZM141 162H142V161H141ZM149 162H151V160H150ZM149 162H148V163H149ZM157 162H158V161H157ZM168 162H169V161H168ZM183 162H184V164L186 163L185 160H184ZM187 162H188V161H187ZM10 163H9V164H10ZM38 163H39L40 165H39ZM51 163H55V162L51 161ZM56 163H60V162H56ZM56 163H55V164H56ZM64 163H65L66 165L68 164V163L62 161V164H64ZM69 163H70V162H69ZM73 163H74V165H75V167H76L75 162H73ZM83 163H84V162H82V165H84ZM87 163H89V162H87ZM115 163H116V162H115ZM118 163H119V162H118ZM121 163H122V162H121ZM125 163H126V162H125ZM148 163H147V164H148ZM158 163H159V162H158ZM166 163H167V162H166ZM166 163H165V164H166ZM198 163H199V162H198ZM9 164H8V165H9ZM37 164H38L39 166H37ZM47 164L43 167V168L47 167L46 169L43 170V168H42V170H40V167H39L38 170H40V171H42V172L48 170V171H50V173H52L51 171H53V169L50 170L51 167H50V169H48V165H47ZM65 164H64V165H65ZM70 164H72V160H71V163H70ZM70 164H69V165H70ZM80 164H79V166H80ZM100 164H101V163H100ZM103 164H104V166H105L104 168H107V169H108L110 166L112 167V165H115V164L113 163V164H111L109 167H106L105 161H104V163H102V165H103ZM123 164H124V163H122L121 165H123ZM132 164H133V162H132ZM132 164H130V163H129V164H126V165H125V168L127 169L126 166H127V165H132ZM167 164H168V163H167ZM167 164H166V165H167ZM189 164H190V163H188V166L191 167L192 164H191V165H189ZM8 165L6 164L7 167H8ZM66 165H65V168H64V166H63V167L60 166V171H61V167L65 169V170L62 169L61 172H63V170H64V171L68 170V169L66 168ZM118 165H119V164H118ZM135 165H136V163H135ZM144 165H145V164H144ZM149 165H150V164H149ZM166 165H165V167L168 168V165H169V164H168L167 166H166ZM174 165H176V164H174ZM179 165H178L177 167H179ZM186 165H187V164H186ZM186 165H184V167H185ZM209 165H210V164H209ZM0 166H1V164H0ZM6 166H5V167H6ZM20 166H21V165H19L18 167L16 166V167L19 168V172L22 170L23 172L21 171V173L24 174V170H25V168H24V170H23V169H20ZM28 166H26V168L29 169ZM49 166H50V165H49ZM56 166H57V164H56ZM67 166H68V165H67ZM77 166H78V165H77ZM86 166H87V165H86ZM90 166H92V164H91V165L89 164V167H90ZM98 166H99V165H98ZM116 166H117V164H116ZM116 166H113V167L116 169ZM119 166H120V165H119ZM147 166H148V165H147ZM151 166H152V165H151ZM193 166H195V165H193ZM196 166H197V165H196ZM210 166H212V165H210ZM213 166H214V165H213ZM213 166H212L211 168H213ZM5 167H3V169H4ZM13 167H14V166L11 167L12 170H13ZM21 167H22V166H21ZM24 167H25V166H24ZM75 167L73 166V168H75ZM111 167H110V168H111ZM113 167H112V168H113ZM117 167H118V166H117ZM123 167H124V166H122V169H121V166H120V167H118V169L120 168L121 170H124L125 168L123 169ZM133 167H134V166H133ZM133 167H132V168H133ZM135 167H136V166H135ZM135 167H134V168H135ZM142 167H143V165H142ZM145 167H146V166H145ZM149 167H150V166H149ZM153 167H154V166H153ZM155 167H156V166H155ZM165 167H164V169H165ZM190 167H189V169H190ZM204 167H206V166H204ZM204 167H203V168H204ZM17 168L14 169L15 171L12 172L13 174L17 173V172H16ZM78 168H79V167H78ZM81 168H82V166H81ZM81 168H80V170H81ZM104 168H103V170H104ZM110 168H109V169H110ZM112 168H111V170H114V168H113V169H112ZM139 168H140V167H139ZM151 168H152V167H151ZM156 168H158V167H156ZM167 168H166V170H168ZM182 168H183V167H182ZM182 168H181V170H182ZM186 168H187V167H186ZM186 168H184V169H186ZM209 168H210V167H209ZM211 168H210V169H211ZM0 169H2V168L0 167ZM8 169H9V168H5L6 171H4V172H8V171H9ZM11 169H10V172H11ZM36 169H37V168H36ZM36 169H35V170H36ZM54 169H55V167H54ZM57 169H59V165L57 166ZM57 169H56V170H57ZM69 169L71 170V167H70ZM90 169H91V167H90ZM118 169H117V170H118ZM120 169L118 170V172L120 171ZM129 169H130V167H129ZM129 169H127V171H128ZM137 169H138V168H137ZM137 169H136V170H137ZM141 169L143 170V168H141ZM145 169H146V168H145ZM145 169H144V170H145ZM147 169H148V168H147ZM147 169H146V170H147ZM153 169H154V168H153ZM178 169H179V168H178ZM178 169H174V170H175V171H176V170L178 171ZM198 169H200V167H198ZM201 169H202V167H201ZM204 169H205V168H204ZM204 169H203V170H204ZM210 169H208V170L210 171ZM7 170H8V171H7ZM26 170H27V169H26ZM29 170H30V169H29ZM32 170H33V169H32ZM32 170H31V172H32ZM38 170H36L35 173L37 174V172H38V174L40 175V173H39ZM70 170H69V171H70ZM76 170H78V169L76 168ZM76 170H75V171H76ZM80 170H79V171H80ZM84 170H85V168H84ZM103 170H102V172H103ZM148 170H149V169H148ZM150 170H151V169H150ZM161 170H162V169H161ZM161 170H160L159 172H162ZM166 170H165V171H166ZM170 170H172V169H170ZM170 170H169V171H170ZM174 170L171 171L170 173H169V172H168V173H169V174L174 173ZM181 170H179V171H181ZM203 170H202V171H203ZM206 170H207V169H206ZM212 170H213V169H212ZM0 171H1V175H2L3 171H2V170H0ZM48 171H47V173H49ZM57 171H58V170H57ZM60 171H59L58 173H60ZM72 171H73V169H72ZM79 171H78V174H76V175H79L80 173H82V172L79 173ZM114 171H115V170H114ZM127 171H126V174H127ZM130 171H131V174H132L133 171H132L131 169H130ZM130 171L128 172V173H129V176L131 175V174H130ZM140 171H141V170H140ZM154 171H155V170H154ZM154 171H152V172H154ZM182 171H183V170H182ZM186 171L188 172V168H187ZM186 171H185V172H186ZM198 171H199V170H198ZM202 171H201V172H202ZM14 172H15V173H14ZM19 172H18V174H16V175H19ZM33 172H34V171H33ZM55 172H56V171L54 170L53 173H55ZM67 172H68V171H67ZM73 172H74V171H73ZM91 172H92V171H91ZM122 172L124 173V171H122ZM147 172H148V171H147ZM150 172H151V171H150ZM152 172H151V173H152ZM187 172H186V173H187ZM190 172H191V170H190ZM194 172H195V171H193V173H194ZM201 172H199V173L201 174ZM12 173H11V174H12ZM43 173H44V172H43ZM45 173H46V172H45ZM45 173H44V174H45ZM56 173H57V172H56ZM63 173H64V172H63ZM68 173H69V172H68ZM75 173H76V172H75ZM88 173H89V172H88ZM104 173H106V172L104 171L103 174H104ZM114 173H116L115 176H116V175L119 176V173H121V171H120L118 174H117V172H114ZM114 173H113V174H114ZM141 173H142V171H141ZM151 173H150V174L147 173V174H148L149 176H152L153 173H152V174H151ZM183 173H184V171H183ZM183 173H182V174H183ZM205 173H206V172H205ZM205 173H204V171H203V174H205ZM8 174H9V176L11 175L10 173H8ZM8 174H7V175H8ZM13 174H12V176H13ZM22 174H21V175H22ZM31 174H32V173H31ZM65 174H66V173H65ZM83 174H84V173H83ZM121 174H122V173H121ZM143 174H144V173H143ZM147 174H146V176H147ZM163 174H164V172H163ZM163 174H161V176H163ZM175 174H177V173H175ZM182 174H180L181 176L179 175V176L181 177V179L183 178V177H182ZM189 174H190V173H189ZM209 174H211V173H209ZM209 174H206V176H205L206 179H207V177H208V179H209V176H210ZM21 175H19V176H21ZM24 175H25V177H24ZM24 175H22V178L24 177V179L26 178V180H27V178H28L27 176H28L29 174H28V175H27V174H24ZM39 175L37 176V180L40 179V180H38V181H40V183H38V184H41V183L44 181V180H43V181L41 182V180H42L43 178H45L46 175H45L44 177H42V178H38ZM41 175H42V174H41ZM47 175H48V174H47ZM63 175H64V174H63ZM70 175H73V174H70ZM76 175L73 176V177H75V179H76ZM80 175H82V174H80ZM88 175H89V174H88ZM107 175H108V174H107ZM109 175H111V174H109ZM109 175H108V176H105V175H104V176H105L106 178L108 177L107 179L110 180V178H112L113 176H109ZM122 175H123V174H122ZM124 175H125V174H124ZM132 175H133V174H132ZM132 175H131V176H132ZM165 175H166V174H165ZM198 175H199V174L197 173V176H196V175H195V176L199 178L200 175H199V176H198ZM208 175H209V176H208ZM4 176H6V175L4 174ZM4 176H3V177H4ZM12 176H10V178H9V179H11V181H12V178H13ZM34 176H35V175H32V178H31L32 180H34ZM66 176H67V174H66ZM66 176H65V177H66ZM102 176H103L102 173H101V176H100V175H99V176H95V177H96V180L101 179L100 177H102ZM117 176H116V177H117ZM126 176H128V175H125V176H124L125 179H126ZM133 176H134V175H133ZM142 176H143V178L145 177V175H142ZM158 176H160V175H158ZM166 176H167L168 179H170V178L168 177V175H166ZM173 176H174V174L172 175V177H173ZM175 176H176V175H175ZM177 176H178V175H177ZM211 176H212V174H211ZM211 176H210V177H211ZM0 177H1V176H0ZM6 177H7V176H6ZM6 177H5V178H2V181H0V184H1V182L3 183V180H4V181L7 180ZM11 177H12V178H11ZM16 177H18V176H15L13 179H15V180H16V179H17V180H20L19 177H18V178H16ZM65 177H64V178H65ZM77 177H78V176H77ZM92 177H93V176H92ZM97 177H98V179H97ZM105 177H103V178H105ZM116 177H115V179H116ZM119 177H121V176H119ZM147 177H148V176H147ZM192 177H193V176H192ZM201 177L204 179V176H202V174H201ZM47 178H49V177H47ZM47 178H45V179H47ZM52 178H54V179H53L54 181H56V180L58 181V180H59V179H57V178H59V176H58L57 178H56V176H55V177L52 176ZM55 178H56V179H55ZM87 178H88V177H87ZM87 178H86V179H87ZM103 178H102V181H105V180H103ZM129 178H130V177H129ZM132 178H133V177H132ZM134 178H135V176H134ZM140 178H141V177H140ZM177 178H178V177H177ZM185 178H186V177H185ZM185 178H184V179H185ZM188 178H189V177H188ZM211 178H212V177H211ZM211 178H210V179H211ZM5 179H6V180H5ZM9 179H8V181H9ZM50 179H51V178H50ZM89 179H90V178H89ZM123 179H124V178H123ZM123 179H119V180H123ZM130 179H131V178H130ZM138 179H139V178H138ZM144 179H145V178H144ZM159 179H163V178L160 177ZM159 179H157V180H159ZM184 179H182V180H184ZM189 179H190V178H189ZM193 179H195V177H193ZM200 179H201V178H200ZM210 179H209V180H203V182H204V181H210ZM15 180H14L13 183H17V180H16V182H15ZM28 180H29V178H28ZM32 180H29V181H32ZM51 180H52V179H51ZM51 180H49V181L51 182ZM53 180H52V181H53ZM140 180H141V179H140ZM145 180L147 181V179H145ZM145 180H144V181H145ZM150 180H151V179H150ZM178 180H180V178H178ZM190 180H191V179H190ZM190 180H189V181H190ZM201 180H202V179H201ZM23 181H25V180L22 179V181L20 180V182H18L23 188H22L21 186H20L21 188H20L19 186H17V187L14 186V185L11 186V184L7 182V184H9V186L7 185L6 188H4L3 190L7 189L8 187H9V188L12 187V189H13V191H14V188L16 189V188L19 187V188L21 189L20 194L22 193V194L25 196L27 193H25V194L23 193V192H26V191H23V192H22V190H26V189H25L26 187L24 188L23 183L25 184V186H27L29 181H27V185H26V182H23ZM49 181H48V183H49ZM54 181H53V183H56V182H54ZM60 181H61V179H60L58 182H60ZM86 181L89 182V180H86ZM117 181H118V178H117ZM117 181H116V182H117ZM124 181H125V180H124ZM124 181H123V182H124ZM132 181H133V180H132ZM137 181H138V180H137ZM137 181H136V182H137ZM141 181H142V180H141ZM146 181H145V182L142 181V182H143L142 184H144V183L146 184ZM159 181H160V180H159ZM161 181H163V183H165L164 180H161ZM161 181H160V182H161ZM170 181H171V179H170ZM170 181H169V183H170ZM63 182H64V181H63ZM95 182H97V181H93V184H94V185H93V186H94V189H93V190L97 189V187L95 188V185H97ZM98 182H99V181H98ZM116 182H115V183H116ZM147 182H148V181H147ZM171 182H172V181H171ZM173 182H174V181H173ZM173 182H172V183H173ZM187 182H188V180H186V183H187ZM5 183H6V182H5ZM11 183H12V182H11ZM13 183H12V184H13ZM18 183H17V184H18ZM21 183H22V184H21ZM100 183H101V181H100ZM106 183H107V182H106ZM106 183L103 184V182H102L100 185H105V188H106V185H108V184H106ZM115 183H114V184H115ZM121 183H122V181L120 182V184H121ZM124 183H126V181H125ZM124 183H122V184H123L122 186H125V187H126V184H124ZM174 183H175V182H174ZM189 183H191V182H189ZM32 184H34V183H32ZM36 184H37V183H36ZM38 184L36 185V187L33 185L35 188H34L31 184H29L31 187H30V186H27V190H28V187H29V190H30V188H31L30 191H32L31 194H33V197L36 196V194H35L36 191H38V189L41 188V187H40V188L37 187V186H39ZM111 184H112V183H111ZM114 184H113V185H114ZM136 184H138V183H136ZM145 184H144V185H145ZM159 184H160V186H161L162 183H159ZM159 184H158V187H159ZM182 184H183V183H182ZM192 184H193V183H192ZM196 184L198 185V183H195V185H196ZM2 185L5 186L6 184L3 183ZM42 185H43V183H42ZM42 185H40V186H42ZM46 185H47V182H46ZM52 185H53V184L51 183V185H49V187L52 186ZM56 185H57V184H56ZM58 185H59V183H58ZM84 185H85V184H84ZM113 185H111V186H113ZM117 185L119 186V184H117ZM134 185H135V184L133 183V186H134ZM144 185H142V187H143ZM162 185H163V184H162ZM167 185H168V184H167ZM173 185L176 187L177 183H176V185H175V184H173ZM178 185H179V183H178ZM4 186H3V187H4ZM114 186H115V185H114ZM120 186H121V185H120ZM138 186H139V185H138ZM138 186H137V187H138ZM198 186H199V185H198ZM212 186H213V185H212ZM32 187H33V190L35 189V190H34L35 193L33 192ZM43 187H44V186H43ZM43 187H42V188H43ZM47 187H48V185H47ZM47 187H46V188H47ZM55 187H56V186H55ZM55 187H50V188L53 189L54 192H52L51 189H46V188H44L45 190H47V191H45V192H47V193H45V192H44V193H45V194H48V191L50 190L49 193H53V194L55 193V194H56V193L58 192L57 190H58L59 188H58V189H57V188L55 189ZM57 187H58V186H57ZM87 187H88V186H87ZM115 187H116V186H115ZM142 187H141V191H142ZM151 187H152V186H151ZM156 187H157V185H156ZM164 187H167V186H164ZM172 187H173V186H172ZM180 187H181V186H180ZM180 187H179V188H180ZM182 187H184V184L182 185ZM200 187H201V186H200ZM36 188H37V190H36ZM42 188H41V189H42ZM100 188H101V186H100ZM109 188H110V187H109ZM109 188H107L106 190H108ZM113 188H114V187H111V190H112V191L115 190V189H113ZM122 188H123V187H121V189H122ZM138 188H139V187H138ZM146 188H147V187H146ZM146 188H145V189H146ZM148 188H149V187H148ZM162 188H163V187H162ZM173 188H174V187H173ZM203 188H204V187H203ZM10 189H11V188H10ZM83 189H85V186L83 187ZM116 189H118V187H116ZM124 189H125V188H124ZM145 189H144V190H145ZM164 189H165V188H164ZM167 189H169V188L167 187ZM175 189H176V188H175ZM187 189H188V188H187ZM187 189H186V190H187ZM1 190H2V188H1ZM3 190H2V191H3ZM17 190H18V189H17ZM17 190H16V192H17ZM29 190H28V191H29ZM59 190H60V189H59ZM78 190H79V189H78ZM80 190H81V187H80ZM97 190H98V189H97ZM97 190H96V192H97ZM111 190H110V191H111ZM148 190H149V189H148ZM177 190H178V189H176V191H175V190H173V191L177 192ZM188 190H189V189H188ZM2 191H0V193H1L0 195L2 196V194H3V196H5L4 193H6V191H5V192L3 191L4 193H2ZM8 191H9V189H8ZM42 191H43V189H42ZM87 191H88V189H86V195H87ZM116 191H117V190H116ZM120 191H121V190H120ZM135 191H136V190H135ZM145 191H146V190H145ZM160 191H162V189H161ZM163 191H164V190H163ZM163 191H162V193H165V192H163ZM166 191H168L169 193L172 192L171 194H169V193H168V194H169V195H173V191H172V189H171V191H170V190H166ZM182 191H183V190H182ZM182 191H181V192H182ZM40 192H41V190H40ZM40 192H39V193H40ZM71 192H72V191H71ZM106 192L109 193V191H106ZM117 192H118V191H117ZM123 192H124V190H123ZM142 192H143V191H142ZM184 192H185V191H184ZM186 192H187V191H186ZM9 193H12V192L9 191ZM9 193H8V194H9ZM17 193H19V191H18ZM60 193H61V192H60ZM72 193H73V192H72ZM72 193H71V195H73ZM80 193H81V192H79V195H78V193H77V195L81 197ZM119 193H120V192H119ZM121 193H122V192H121ZM126 193H127V192H126ZM126 193H125V194H126ZM138 193L141 194V192H138ZM147 193H148V192H147ZM147 193H146V194H147ZM159 193H160V192H159ZM162 193H160V194H162ZM178 193H179V192H178ZM178 193H175V195H177ZM205 193H206V192H205ZM8 194H7V195H8ZM15 194H16V193H15ZM20 194H19V195H20ZM34 194H35V196H34ZM37 194H38V193H37ZM55 194H54L53 196L50 195V194L47 195V196L51 199V197L54 198V197L56 196ZM58 194H59V193H58ZM115 194H116V193H115ZM168 194H167V195H168ZM181 194H182V193H181ZM203 194H204V193H203ZM10 195H11V194H10ZM17 195H18V194H17ZM17 195H15V196H16V199H18V201L20 200V201L22 202L23 195H22V199H21V196L18 195V197H17ZM86 195H85V196L83 195V198H86V201H88V199H87L88 195H87V197H86ZM89 195H92V194L89 193ZM121 195H122V194H121ZM127 195H128V194H127ZM130 195H131V194H130ZM142 195H143V193H142ZM199 195H201V194H199ZM28 196H29V195H28ZM28 196H26V197H28ZM39 196H41V197H39ZM39 196L37 195L36 197H38V198H42V192H41V194H39ZM50 196H51V197H50ZM59 196H60V195H59ZM117 196H118V195H117ZM139 196H140V195H137V197H139ZM144 196H145V194H144ZM148 196H149V195H147L146 197H148ZM183 196H184L183 198H188V195H187V197H185V195H183ZM204 196H205V195H204ZM11 197H12V196H11ZM19 197H20V198H19ZM29 197H30V196H29ZM36 197H35V198H36ZM71 197H73V196H71ZM75 197H76V195H75ZM75 197H73V198H75ZM80 197H78V199H80ZM99 197H100V196H99ZM102 197H103V196H102ZM107 197H108V196H107ZM107 197H106V198H107ZM126 197H127V196H126ZM140 197H141V196H140ZM140 197L138 198L139 202L142 201V199H140ZM160 197H162V198H160V200H159V197H158V201L161 202V199H164V198H163L164 195H163V196H160ZM167 197H168V196H167ZM170 197H171V196H170ZM181 197H182V196H180V197H178V198H181ZM198 197H199V196H198ZM200 197H201V196H200ZM202 197H203V196H202ZM6 198H7V196H6ZM9 198H10V197H9ZM31 198H32V196H31ZM35 198H33V199H35ZM38 198H36V199L38 200ZM45 198H46V197H45ZM57 198H58V197H57ZM66 198H67L66 200L69 199L68 197H66ZM76 198H77V197H76ZM81 198H82V197H81ZM83 198H82V199H83ZM93 198H94V197H93ZM141 198H142V197H141ZM143 198H144L143 200H146V199H147V198L145 199V197H143ZM207 198H208V197H207ZM42 199H44V198H42ZM46 199H47V198H46ZM82 199H80V202H81ZM107 199H109L108 201H110V202H109V206H110V205L112 204V202H111L110 198H107ZM113 199H114V198H113ZM116 199H118V197H117ZM120 199H122V198H120ZM126 199H127V198H126ZM149 199H150V198H149ZM149 199H148V200H149ZM156 199H157V197H156ZM219 199H220V198H219ZM75 200H76V199H75ZM84 200H85V199H84ZM89 200H92V199L89 198ZM94 200H95V199H94ZM136 200H137V199H136ZM138 200H137V203H138ZM140 200H141V201H140ZM165 200H166V198H165ZM171 200H172V199H171ZM171 200H170V201H171ZM173 200H174V201H177V199L175 200V198H173ZM183 200H185V199H180V201H183ZM195 200H196V202H197V198H196ZM222 200H223V198H222ZM20 201H19V202H20ZM82 201H83V200H82ZM86 201H85V202H86ZM103 201H104V200H103ZM115 201H116V200H115ZM126 201H128V199H127ZM130 201H131V200H130ZM130 201H129V202H130ZM133 201H135V200L133 199ZM158 201H157L156 203H158ZM162 201H163V200H162ZM168 201H169V199H168ZM168 201H166V202H168ZM191 201L193 202L194 199L191 200ZM199 201H200V200H199ZM199 201L197 202V204L195 203L196 206H195V204H193L194 202H193V203L191 202V203H192V204H191L192 207H193V205H194L196 208H199V207L201 208L203 205H205V204H203V203L201 202L203 205H200V206L197 207V205H199V204H198ZM204 201L207 202V201H209V200H207V201L204 200ZM11 202H13V205L15 204V201H14V200L11 201ZM19 202H18L17 204H19ZM23 202H27V201H23ZM40 202H42V201H40ZM67 202H68V201H67ZM75 202H77L76 206L78 207V204H79L78 202H79V201L77 200V201H75ZM83 202H84V201H83ZM91 202H92V201H91ZM97 202L100 203V201H97ZM97 202H96V200H95V204H96ZM104 202H105V201H104ZM142 202H144V203H143V206H145L144 204H145L146 202H145V201H142ZM147 202H148V201H147ZM166 202H165V203H166ZM171 202H172V201H171ZM178 202H179V201H178ZM178 202H177V203H178ZM187 202H188V203H187ZM187 202H186V203L189 204V206H191L190 203H189V201H187ZM51 203H52V201H51ZM53 203H54V201H53ZM81 203H82V202H81ZM87 203H88V202H87ZM98 203H97V205H100V204H98ZM110 203H111V204H110ZM133 203H134V202H133ZM137 203H136V205H137ZM169 203H170V202H169ZM184 203H185V202H184ZM186 203H185V204H186ZM11 204H12V203H11ZM27 204H28V203H27ZM42 204H43V203H42ZM47 204H48V202L45 203L46 207H47ZM70 204L74 205V203H72V202H70ZM88 204H89V203H88ZM95 204H93V205L95 206ZM103 204H105V203H102V201H101V206H100V208L103 207V210H104L106 207L104 208V205H103ZM113 204H115L114 206H116V207L119 206L117 202H116V203L113 202ZM116 204H117V205H116ZM126 204H127V203L125 202L124 206H125ZM138 204H139V203H138ZM140 204H141V203H140ZM147 204H149V203H146V205H147ZM163 204H164V202H163ZM163 204H162V205H163ZM181 204H182V203H181ZM13 205H11L10 208H8L9 211H11V212H12L13 210H15V209L11 208ZM19 205H20V207L22 206L21 204H19ZM35 205H36V204H35ZM35 205H31V206L34 207ZM48 205L50 206V208H51V206L53 207V205H51L50 203H49ZM54 205H56V204L54 203ZM81 205H82V204H81ZM81 205H79L80 208H81V212H79V210H78V212H75L77 216H79L77 213H79V214L82 213V209H83L82 207H85V206L88 207V205L85 204V203H84L83 206H81ZM97 205H96V206H97ZM102 205H103V206H102ZM106 205H107V204H105V206H106ZM122 205H123V204H122ZM130 205H131V202H130ZM133 205H134V204H133ZM156 205H157L156 207H158V204H156ZM159 205H160V204H159ZM162 205L160 206L161 209H163V208L166 207V206H164V205H165V204H164V205H163V208H162ZM167 205H168V204H167ZM177 205H178V204H177ZM182 205H184V204H182ZM207 205H208V203H207ZM222 205H223V204H222ZM14 206H15V205H14ZM112 206H113V205H112ZM126 206H127V205H126ZM168 206H169V205H168ZM168 206H167V207H168ZM220 206H221V205H220ZM26 207H28V206H25V207H22V208L26 209ZM36 207H38V206H36ZM57 207H58V206H57ZM97 207H98V206H97ZM107 207H108V206H107ZM132 207H134V206H132ZM139 207H141V206L138 205V206H137V209L140 210L141 208H139ZM150 207H151V206H150ZM167 207H166V208H167ZM171 207H172V206H171ZM186 207H187V205H185V209H186V210H187V208H188V209H190V208L192 209V207H190V208H189V207L186 208ZM203 207H204V206H203ZM205 207H208V206H205ZM205 207H204V208H205ZM65 208H66V207H65ZM74 208H76V207L74 206ZM80 208H79V209H80ZM114 208H115V207H114ZM114 208H113V209H114ZM130 208H131V207H130ZM143 208H144V207H143ZM146 208H147V206H146ZM148 208H149V207H148ZM148 208L146 209V211L148 210ZM153 208H154V207H153ZM158 208H159V207H158ZM168 208H170V206H169ZM172 208H174V207H172ZM172 208H170V211H171ZM178 208H179V206H178ZM180 208H183V207H180ZM193 208H194V207H193ZM200 208H199V209H200ZM208 208H210V207H208ZM8 209H7V210H8ZM34 209H35V208H34ZM51 209H52V208H51ZM53 209H55V207H54ZM57 209H58V208L55 209V212H56ZM95 209H96V208H95ZM101 209H102V208H101ZM120 209H121V208H120ZM126 209H127V208L122 207V209H121L119 212H122L123 210L125 211ZM128 209H129V208H128ZM151 209H152V208H151ZM159 209H160V208H159ZM159 209H158V210H159ZM191 209L188 210V211H191ZM194 209H195V208H194ZM32 210H33V209H32ZM65 210H67V208H66ZM76 210H77V209H76ZM76 210H75V211H76ZM85 210H86V209H84V211H85ZM107 210H108V209H107ZM110 210H111V207H110ZM117 210H118V209H117ZM129 210H130V209H129ZM156 210H157V208H156ZM158 210H157V212H158ZM164 210H165V209H164ZM166 210H167V209H166ZM27 211H28V210L26 209V212H27ZM57 211H58V212H57V215L59 214L60 211L63 212V214H64V212H66V211H64V210H60V211L57 210ZM70 211H71V210H70ZM90 211H91V210H90ZM94 211L96 212V210H94ZM94 211H92L91 214H92ZM98 211H99V210H98ZM98 211H97V212H98ZM105 211H106V210H105ZM112 211H113V210H112ZM114 211H115V209H114ZM124 211H123V213L126 214ZM126 211H127V210H126ZM130 211H133V210L131 209ZM130 211H129V212H130ZM153 211H154V210H153ZM161 211H163V210H161ZM170 211H165V213H166V212L168 213V212H170ZM179 211H180V209H179ZM193 211H194V210H192V212H193ZM14 212L18 213L16 210H15ZM14 212H13V214H14ZM29 212H30V211H29ZM38 212H39V211H38ZM52 212H53V211H52ZM68 212H69V211H67L66 213H68ZM73 212H74V210H73ZM85 212H86V211H85ZM100 212H102V211L100 210L98 213H100ZM108 212H109V211H107V216H108V214H109ZM110 212H111V211H110ZM115 212H116L117 215H118L119 212H117V211H115ZM138 212H143V211L140 210V211H137V213H134V214H137L138 217H140V215L138 214ZM144 212H145V211H144ZM174 212H176V209L174 210ZM174 212H173V213H174ZM183 212H184V211H183ZM205 212H206V211H205ZM209 212H210V211H209ZM16 213H15L14 215H17ZM19 213H20V212H19ZM69 213H70V212H69ZM87 213H88V210H87ZM87 213H86V214L84 213V214H85V219L90 215V212H89V214H87ZM102 213H103V212H102ZM146 213H148V214H147V217H148V216L150 215V214H149V211L146 212ZM151 213H152V212H151ZM154 213H155V212H154ZM161 213H162V212H161ZM165 213H164V215H165ZM167 213H166L165 216H164L163 214H160V213H156V214L158 215V217H160L161 215H163L164 217H166L168 214H171L172 212H171V213H168V214H167ZM176 213H177V212H176ZM176 213H175V214H176ZM178 213H179V212H178ZM221 213H222V212H221ZM11 214H12V213H11ZM21 214H22V213H21ZM25 214H27V213H25ZM112 214H113V212L111 213V215H112ZM114 214H115V213H114ZM119 214L121 215V217L118 215V217H116V219H115V217L113 216V217H114L113 219L115 220V222L121 221V219H123V217H122V213H119ZM144 214H145V213H144ZM180 214H182V216H183V214H185V213H182V212H181ZM188 214H189V213H188ZM191 214H192V213H191ZM191 214H189V215H191ZM194 214L197 215L196 211H195ZM194 214H193V216L196 217V215H194ZM202 214H204V213H202ZM202 214L200 213V215H202ZM209 214H210V213H209ZM27 215H28V214H27ZM38 215H39V214H38ZM40 215H41V217H42V214H41V213H40ZM55 215H56V214H55ZM55 215H54V218L57 219L58 217L55 216ZM60 215L63 217L62 213H60ZM87 215H88V216H87ZM115 215H116V214H115ZM126 215H127V214H126ZM126 215H125V216H126ZM132 215H133V214L131 213V216H129V213H128L129 218L127 219V217H124V218H126V219H123L124 221H122V222H125L126 224H128V223H127L128 220L131 219V217H132V218L135 217V216H132ZM189 215H187V216H189ZM211 215H212V213H211ZM22 216H23V214H22ZM22 216H21V217H22ZM24 216H25V215H24ZM24 216H23V217H24ZM44 216H45V214L43 215V218H45V219L42 218V219H43V222L46 220V222L48 223L47 217H44ZM46 216H47V215H46ZM70 216H71V215H70ZM81 216H82V214H81ZM86 216H87V217H86ZM91 216L93 217V218L91 217V218L93 219V223L95 222L94 224L96 225V223H98V222L96 221V219L98 218V216L95 215V214H94V216H93V215H91ZM96 216H97V218L94 219ZM123 216H124V215H123ZM142 216H143V215H141V217H142ZM170 216H171V215H170ZM172 216H173V214H172ZM172 216H171V217H172ZM198 216H199V214L197 215V217H198ZM209 216H210V215H209ZM209 216H208V217H209ZM219 216H220V215H219ZM2 217H3V216H2ZM2 217H1V218H2ZM23 217H22V218H23ZM56 217H57V218H56ZM73 217H74V216H72V218H73ZM99 217H100V219H101V217L103 218V216H99ZM144 217H146V215H145ZM147 217H146V218H147ZM161 217H162V216H161ZM197 217H196V218H197ZM202 217H203V218L206 217V219H208V218H207V215H204V216L202 215ZM7 218H8V217H7ZM24 218H25V217H24ZM64 218H65V217H64ZM68 218H70V217H68ZM74 218H75V217H74ZM107 218H108V217H107ZM107 218H105V219H107ZM119 218H121V219H120V220H117V219H119ZM135 218H136V217H135ZM146 218H142V219H146ZM174 218L177 219V217H175V215H174ZM184 218H185V217H184ZM8 219H11V218L9 217ZM12 219H13V218H12ZM55 219H54V220H55ZM65 219H66V218H65ZM75 219H76V221H77V218H75ZM75 219H73V220L71 221V218H70V222H73ZM81 219H82V218H81ZM81 219L79 218V220H81ZM87 219H88V218H87ZM87 219H86V221H85V224L87 223ZM92 219H90V217H89V221L92 220ZM103 219H104V218H103ZM109 219H111V216H110ZM109 219L106 220V223L104 222L105 220L102 222V223H105L104 226H106V225L108 226L109 223L111 224V221L107 224V221H108ZM113 219H112V221H113V223H114V220H113ZM133 219H134V218H133ZM137 219H138V218H137ZM137 219L134 220V223H136L135 221H137ZM155 219H156V218H155ZM158 219H159V218H158ZM185 219H186V218H185ZM198 219H199V217H198ZM13 220H14V219H13ZM26 220H27V219H26ZM51 220H52V219H51ZM51 220L49 219V223H48V224L51 223ZM61 220H62V219H61ZM61 220H60V221H61ZM97 220L99 221V218H98ZM147 220H148V219H147ZM147 220H143V225H144V222L146 223ZM162 220H163V219H162ZM162 220H161V221H162ZM166 220H167V219H166ZM168 220H169V219H168ZM171 220H173V219L171 218ZM171 220H170V222L168 221V223H171V224H172ZM202 220H203V219H202ZM68 221H69V219H68ZM76 221H74V222H75L76 224H78L79 228H80V226L82 225V226H84V229H82V230L87 229V228H85V225H83V224H79L80 221H78L79 223H77ZM81 221H82V220H81ZM126 221H127V222H126ZM139 221L141 222V218H139ZM139 221H138V223L140 224ZM153 221H155V220H153ZM161 221H160V222H161ZM175 221H177V220H175ZM185 221H187V220H185ZM209 221H210V220H209ZM2 222H3V221H2ZM43 222H42V225H43ZM74 222H73V227L77 226ZM100 222H101V221H100ZM100 222H99V224H101ZM129 222H131V220H129ZM157 222H158V220H157ZM157 222H156V223H157ZM166 222H167V221H166ZM188 222H189V221H188ZM190 222H192V221H190ZM225 222H226V221H225ZM230 222H231V221H230ZM0 223H1V222H0ZM5 223H6V222H5ZM62 223H63V222H62ZM62 223H60V224H62ZM118 223H120V222H118ZM118 223H117V224H118ZM138 223H137V228L140 227V225L138 226ZM153 223H154V222H153ZM153 223H151V224L153 225ZM161 223H163V222H161ZM164 223H165V222H164ZM181 223H182V222H181ZM26 224H27V223H26ZM45 224H46V223H44V225H45ZM48 224H46V226L43 225V226H44L43 228L46 229L47 226H48ZM56 224H58V222H57ZM60 224H59V225H60ZM74 224H75V225H74ZM89 224H92V223L89 222ZM94 224H93V225H94ZM99 224L96 225V226L98 227V229H99V226H98ZM110 224H109V225H110ZM114 224H116V223H114ZM120 224H121V223H120ZM148 224H149V223H148ZM151 224H150V225H151ZM158 224H159V223H158ZM187 224H188V223H187ZM190 224H191V223H190ZM190 224H189V225H190ZM221 224H222V223H221ZM51 225H52V223H51ZM141 225H142V224H141ZM150 225H149V226H150ZM161 225H162V224H161ZM169 225H170V224H169ZM179 225H180V224H179ZM185 225H186V224H185ZM233 225H235V224H233ZM8 226H9V225H8ZM22 226H23V225H21L20 229L22 228V230H24V229H23L24 227H22ZM49 226H50V225H49ZM49 226H48V228L50 229L51 227H49ZM57 226H58V225H57ZM78 226H77V227H78ZM117 226L119 227L120 225L118 224ZM121 226H122V225H121ZM121 226H120L121 229H123V228L125 229L124 226H122V227H121ZM128 226H129V225H127V227H128ZM130 226H131V225H130ZM133 226H134V225H133ZM144 226L146 227V225H144ZM144 226H143V227H144ZM176 226H177V225L175 224V228H176ZM227 226H228V225H227ZM4 227H5V225H4ZM18 227H19V226H18ZM53 227H54V226H52V228H53ZM64 227H65V226H64ZM64 227H63V228H64ZM88 227H89V225H88ZM97 227L94 228V226L92 227V225H91V228H92L91 231H92L93 228H94L93 232H94L96 235H97L101 230L103 231V226L100 225V227H102V228H100L101 230L99 229L100 231L98 230V231H97L98 233H96V232H95V229H97ZM134 227H135V226H134ZM143 227H142V228L140 227V228L143 229ZM151 227H152V226H151ZM153 227H155V226H153ZM179 227H183V225H181V226H179ZM5 228H7V224H6V227H5ZM48 228H47V229H48ZM57 228H59V226H58ZM68 228H69V227H68ZM108 228H112V225H110V227H108ZM129 228H130V227H129ZM135 228H136V227H135ZM135 228H134V229H135ZM140 228H139V230H140ZM165 228H166V227H165ZM183 228H184V227H183ZM183 228H181V230H180L179 228H178V229H179L180 231H182ZM224 228H225V227H224ZM27 229H28V228H27ZM70 229H71L70 232H73V231H74V230L72 231V228H70ZM112 229H113V228H112ZM117 229H118V228H117ZM124 229H123V230H124ZM146 229H147V228H146ZM146 229H145V231H146ZM150 229H151V228H150ZM178 229H177V231H179ZM235 229H237V231H239V230H240V227H239V229H238L237 227H236ZM1 230H2V229H1ZM1 230H0V232H1ZM51 230H52V229H51ZM53 230H55V229L53 228ZM56 230H57V229H56ZM65 230H66V229H65ZM82 230H80V229L78 230V232H79V236L77 235L78 237H80V232H81ZM113 230H114V229H113ZM132 230H133V229L129 230L130 233H132V232H131ZM136 230H137V229H135V230H133V231H134L135 233H137ZM143 230H144V229H143ZM151 230H152V229H151ZM187 230H188V229H187ZM187 230H186V232H187ZM218 230H219V228H218ZM87 231H88V230H87ZM91 231H90V234H91ZM102 231H101V232H102ZM107 231L109 232V230H107ZM107 231H106V234H107ZM114 231H115V233L111 232L110 234H113V235L116 236V229H115ZM118 231H120V229L117 230V233H119V237H120L121 239L124 238V237H126V236H125L126 234H125V235H122V234H123V231H122V230H121L122 233H120V232H118ZM125 231H126V233H128V232H127V231H128L127 229L124 230V233H125ZM148 231H149V230H148ZM167 231H168V230H167ZM167 231H164V233L167 232ZM169 231H170V230H169ZM174 231H175V230H174ZM174 231H173V232H174ZM184 231H185V229H184ZM213 231H214V230H213ZM237 231H236V233H237ZM250 231H251V230H250ZM250 231H249V232H250ZM65 232H67V231H65ZM65 232L63 233V232H61V230H60L59 234L62 233V235H64V237H65V234H66ZM93 232H92V233H93ZM138 232H139V231H138ZM152 232H153V231H152ZM234 232H235V231H234ZM55 233H56V231H55ZM83 233H86V232H83V231H82V234H83ZM130 233H128V236H129ZM135 233H134V235H133V234L130 235L129 240H128V238H124V239H125L126 241L128 240L129 242L134 241V238H133V237L135 236ZM145 233H146V232H145ZM145 233L142 232L141 235L143 236V234H145ZM175 233H176V232H175ZM217 233H218V232H217ZM236 233H234V234H236ZM59 234L57 233V235H59ZM82 234H81V235H82ZM88 234H89V232H88ZM90 234H89V235H90ZM95 234H94V235H95ZM110 234H108V239H109V235H110ZM139 234H140V232H139ZM146 234H147V233H146ZM167 234H168V233H166V235H167ZM170 234H171V233H170ZM173 234H174V233H173ZM186 234H187V233H186ZM231 234H233V233H231ZM234 234H233V235H230V237H231V236H232V237L236 236V235H234ZM52 235H53V234H52ZM62 235H59V236H62ZM66 235H67V234H66ZM98 235H100V233H99ZM120 235H121V236H120ZM137 235H138V234H137ZM141 235H140V236H141ZM149 235H150V234H148L147 237H149ZM161 235H162V234H161ZM161 235H160V236H161ZM168 235H169V234H168ZM194 235H195V234H194ZM206 235H207V234H206ZM206 235H205V236H206ZM217 235H218V234H217ZM68 236H69V235H68ZM77 236L75 235V237H77ZM84 236H85V235H84ZM84 236H83V237H84ZM100 236H102V235H100ZM105 236H106V235H105ZM123 236H124V237H123ZM132 236H133V237H132ZM138 236H139V235H138ZM144 236H145V235H144ZM155 236H156V235H155ZM160 236H159V237H160ZM162 236H163V235H162ZM162 236H161V238H162ZM237 236H238V234H237ZM241 236H242V235H241ZM3 237H5V236H3ZM64 237L62 238V240L65 242L66 239H64ZM70 237H71V236H70ZM70 237H69V239H72V238H70ZM72 237H73V236H72ZM87 237L89 238V236H87ZM92 237L94 238V236H92ZM92 237H90V239H92ZM103 237H104V236H103ZM110 237H112V235H111ZM116 237H117V236H116ZM131 237L133 238V240H132ZM145 237H146V236H145ZM145 237H144V239H145ZM147 237H146V238H147ZM164 237H167V236H164ZM164 237H163V239H164ZM168 237H169V236H168ZM176 237H177V236H176ZM239 237H240V235H239ZM0 238H1V235H0ZM6 238H8V236H7ZM65 238H66V237H65ZM81 238H82V236H81ZM88 238L85 237V239H86L85 241H87V242L89 243V241H88L89 239H88ZM96 238H97V237H96ZM120 238H119V240H120ZM130 238H131V239H130ZM137 238H138V237H137ZM140 238H141V237H140ZM171 238H173V235H172V237H170L169 239H171ZM174 238H175V237H174ZM174 238L172 239V244L178 242V241L176 240V238H175V242L173 243ZM185 238H186V237H185ZM207 238H208L209 240L211 239V237L209 238V235H208ZM234 238H238V237H234ZM234 238H233V240H234ZM2 239H3V241H2V243H3V242H4V238H2ZM44 239H45V238H44ZM44 239H43V242L45 241ZM47 239H49V238H47ZM59 239H60V237H59ZM77 239H78V238H76V240H77ZM79 239H80V238H79ZM79 239H78V240H79ZM82 239H83L82 241H84V238H82ZM87 239H88V240H87ZM98 239H99L98 241H100L101 238L98 237ZM110 239H111V238H110ZM114 239L116 240L115 237H114ZM147 239H149V238H147ZM147 239H145V240H147ZM169 239H168V240H169ZM177 239H179V238L177 237ZM190 239H191V238H190ZM190 239H187V238H186V239H183V241H184L183 244H184V245H183L182 247L180 246V248H183L184 246H188L185 242H187V243L190 242V244H191V241H189ZM204 239H205V238H204ZM213 239H214V238H213ZM241 239H242V238H241ZM5 240H6V239H5ZM9 240H11L10 237H9ZM49 240H50V239H49ZM60 240H61V239H60ZM72 240H73V239H72ZM103 240L105 241V239H103ZM106 240H107V239H106ZM112 240H113V237H112ZM122 240H123V239H122ZM125 240H124V242H126ZM130 240H131V241H130ZM135 240H136V237H135ZM159 240H160V239H159ZM165 240H166V239H165ZM179 240H180V239H179ZM186 240H188V241H186ZM197 240H198V239H197ZM236 240H237V239H236ZM236 240H235L234 242H236ZM7 241H8V240H6V241L4 242V245H5V243H6ZM11 241H12V240H11ZM15 241L18 242L16 239H15ZM41 241H42V240H41ZM90 241H94V242H96L95 238H94V240H90ZM104 241H103V243H104ZM128 241H127L126 243H124V244H126V245L129 244ZM210 241H211V240H210ZM210 241H209V243H210ZM9 242H10V241H9ZM16 242H15V243H16ZM38 242H39V241H38ZM43 242H41V243L39 242V243H40V247H44L43 249H45V246H47V245H45V246H44V245L41 246ZM45 242H47V241H45ZM49 242H52V241H49ZM71 242H72V243L74 242V244H76L75 241H70V242H69L68 240H66V243H71ZM87 242H85V243H87ZM94 242H93V243H94ZM112 242H113V243H112ZM112 242H110V243L112 244V246H113V248H114L113 251H111V250H112L111 245H110L111 248H109V246H108V244H106V242H105V244L101 243V244L98 245V247H100V245H107V246H105V247H108V248H107V249H108V250H107L108 252L106 253V254H107V258H108V256H110V255H108V253L110 254V251H111V253L114 254V251H115V249H116V247H114V246L120 244V243L117 244L118 241H117V243H116V241H115V242L112 241ZM120 242H121V240H120ZM134 242H135V241H134ZM137 242H138V241H137ZM137 242H136V244H138ZM150 242H151V238H150ZM150 242H149V243H150ZM159 242H160V241H159ZM159 242L157 241V243H159ZM161 242H162V240H161ZM161 242H160V243H161ZM179 242H181L180 244H182V241H181V240H180ZM179 242H178V243H179ZM196 242H197V241H196ZM196 242H192L193 244H195V245H194L195 248L192 246V247H193V250H194V249H195V250L197 249V248H196V247H197L196 244H198V243H196ZM216 242L219 243L218 239L216 240ZM216 242H215V244H216ZM221 242H222V241H221ZM231 242H232V241H231ZM231 242H230V243H231ZM246 242H247V240H246ZM7 243H8V242H7ZM10 243L13 244V242H10ZM15 243H14V245H13V248L16 247V246H15ZM35 243H36V242H35ZM88 243H87V244H88ZM93 243L91 244L90 247L93 246ZM99 243H100V242H99ZM115 243H116V245H113V244H115ZM131 243H132V242H131ZM151 243H152V242H151ZM157 243H156V244H157ZM163 243H164V242H163ZM165 243L168 244V241H167V242L165 241ZM169 243H170V242H169ZM178 243H177V244H178ZM205 243H208V242H205ZM205 243L203 244V246L206 247V244H205ZM209 243H208V244H209ZM239 243H241V242H239ZM11 244H10V245H11ZM89 244H90V243H89ZM89 244H88V245H89ZM94 244L96 245L97 243H94ZM132 244H133V243H132ZM134 244H135V243H134ZM136 244H135V246H136ZM139 244H140V243H139ZM152 244H153V243H152ZM170 244H171V243H170ZM177 244L175 245V249H174L173 247H171V248H172V249H171L172 252H173V250H174V251L176 250V253H175V254H177V255L174 256L176 261H178V259H180L179 256H178L180 252H179V253L177 252L178 249H179V248H178L179 245L177 246ZM188 244H189V243H188ZM208 244H207V246H208ZM245 244H248V243H245ZM6 245H7V244H6ZM6 245H5V246H6ZM10 245H9V246H10ZM62 245H63V244H62ZM62 245H61V246H62ZM72 245H73V244H72ZM120 245H121V244H120ZM129 245H130V244H129ZM129 245H127L126 247L128 248ZM140 245H141V247H142V244H140ZM157 245H158V244H157ZM161 245H162V244H161ZM161 245H160V249H161ZM163 245H166V244H163ZM163 245H162V246H163ZM209 245H210V244H209ZM219 245H220V244H219ZM222 245H223V244H222ZM226 245H228V244H226ZM251 245H252V244H251ZM251 245H247V246H251ZM23 246H24V245H23ZM23 246H22V247H23ZM38 246H39V245H38ZM63 246H64V245H63ZM63 246H62V247H63ZM96 246H97V245H96ZM122 246H123V245H122ZM133 246H134V245H133ZM135 246H134V247H135ZM138 246H139V245H138ZM171 246H172V245H171ZM203 246H202V248H203ZM240 246H242V244H241ZM245 246H246V245H245ZM20 247H21V246H20ZM24 247H25V246H24ZM40 247H37V248L39 249ZM48 247H49V246H48ZM48 247H47V248H48ZM59 247H60V246H59ZM69 247H70V244H69ZM75 247H78V245H76ZM93 247L95 248V250H96V249H97V250L99 249L98 247H95V246H93ZM103 247H104V246H103ZM118 247H119V246H118ZM118 247H117V251H115V254H117V253H118L119 251H121V250L124 252V249H125V251H129V250H130V252H132V251H131V248H130L129 250H128V249L126 250V248H122L121 246H120L121 249H119L120 247H119V248H118ZM139 247H140V246H139ZM141 247L138 248V250H141ZM145 247H146V246H145ZM147 247H148V246H147ZM153 247H154V246H153ZM163 247H164V246H163ZM188 247H191V246L189 245ZM192 247H191V249H192ZM198 247H200L199 244H198ZM222 247H223V246H222ZM243 247H244V246H243ZM11 248H12V247H11ZM47 248H46V249H47ZM94 248L92 249V251L94 250ZM100 248H101V247H100ZM132 248H133V247H132ZM151 248H152V247H151ZM164 248H165V247H164ZM176 248H177V249H176ZM216 248H217V246H216ZM229 248H230V247H229ZM233 248H234V247H233ZM247 248H248V247H247ZM41 249H42V248H41ZM43 249H42V250H43ZM53 249H54V248H53ZM60 249H61V248H60ZM62 249L64 250L65 247L62 248ZM109 249H110V251H109ZM118 249H119V250H118ZM133 249H134V248H133ZM133 249H132V250H133ZM135 249H136V252H137V248H135ZM142 249H143V248H142ZM144 249H145V248H144ZM148 249H149V248H148ZM162 249H163V248H162ZM169 249H170V246H169ZM169 249L167 248V251H165V254H166V255L169 253V251H170ZM183 249H184V250H185V249L187 250V247H186V248H183ZM183 249H182V250H183ZM188 249L191 251L190 248H188ZM205 249L208 250L209 248H208V249L205 248ZM205 249H204V250L201 249L202 251H204V254H205ZM217 249H218V248H217ZM220 249H221V248H220ZM234 249H236V248H234ZM234 249H233V250H234ZM250 249H251V248H250ZM47 250H48V249H47ZM57 250H58V249H57ZM78 250H80V249L78 248ZM84 250H85V249H84ZM95 250H94V251H95ZM146 250H147V249H146ZM146 250H145V252L147 253ZM186 250H185V252H186ZM195 250H194V251H191V252H192L191 254H193V252L195 253V252H196ZM197 250H198V249H197ZM201 250H199V251L202 253ZM222 250H223V249H222ZM236 250H238V248H237ZM236 250H234V251H236ZM59 251H61V250H58V252H59ZM64 251H65V250H64ZM64 251L59 252V253H60L59 255L62 256V254H65L66 251H65V252H64ZM76 251H77V250H76ZM102 251H103V250H102ZM122 251H121V252H122ZM142 251H144V250H142ZM142 251H140V252L138 251V252L140 253L139 259L137 258L138 260H140V259L142 260V259L144 258V255H143V257L141 256V254L143 253ZM153 251H154V250H153ZM55 252H56V251H55ZM62 252H63V253H62ZM67 252H68V251H67ZM96 252H97V251H96ZM121 252H119V259H118V257H117L116 255H115V257H114V255L112 254V255H113L112 258H114V260L111 259L110 261H112V262L114 261V263H116V262H115V261H116L115 259H116V257H117V260L120 261V259H121L122 262H123V259H122V257H121L122 255H120ZM133 252L135 253V251H133ZM141 252H142V253H141ZM148 252H149V251H148ZM170 252H171V251H170ZM200 252H198L199 255L201 254ZM239 252L241 253V251H239ZM243 252H245V251H243ZM19 253H20V250H19ZM26 253H27V252H26ZM26 253H25V254H26ZM56 253H57V252H56ZM61 253H62V254H61ZM88 253H89V252H88ZM94 253H95V252H94ZM94 253H93V256H94ZM100 253H101V251H100ZM125 253H126V252H125ZM127 253H128V252H127ZM127 253H126V255H127ZM139 253H138V254H139ZM146 253H145V254H146ZM188 253L190 254V252H188V251H187V253H185V254L187 255ZM245 253H246V252H245ZM20 254H23V250H22V249H21V253H20ZM28 254H29V253H28ZM28 254H27V255H28ZM66 254H67V253H66ZM89 254H90V253H89ZM91 254H92V252H91ZM97 254H99V253H97ZM138 254H137V255H138ZM160 254H161V253H160ZM160 254L158 253L159 256H160ZM165 254H164V255H165ZM172 254H173V253H172ZM175 254H173V255H175ZM182 254L184 255V252H183V251L180 253V257H181V258H182V256H181ZM189 254H188V255H189ZM196 254H197V253H196ZM208 254H210V252H208ZM223 254H224V252H223ZM237 254H239V253H237ZM59 255L56 256V255L54 254V256H56L55 258H57ZM95 255H96V254H95ZM99 255H100V254H99ZM117 255H118V254H117ZM126 255L124 254L123 257L126 256ZM130 255H131V254H130ZM133 255H134V254H133ZM137 255H136V257H137ZM164 255H163L162 258H165L164 261H166L167 264H171V263L174 261V259H172V260H173L172 262L170 261L171 258H174L173 255H170V254L167 255L168 258L170 257V260L168 259L169 261L166 260L167 258H166V256H164ZM197 255H198V254H197ZM199 255H198V257H199ZM201 255H202V258H204V257H203V254H201ZM240 255H241V254H240ZM240 255H239V256H240ZM243 255H244V254H242V256H243ZM247 255L250 256V255H252V254H247ZM247 255H246V257L248 258ZM63 256H64V255H63ZM84 256H85V255H84ZM146 256H147V255H146ZM151 256L153 257V255H151ZM177 256H178V257H177ZM184 256H185V255H184ZM184 256H183V259H184ZM204 256H205V255H204ZM236 256H237V255H236ZM23 257H24V261L26 260V261L28 262V259H29V258H26V255H23ZM27 257H29V256H27ZM36 257H38V256H36ZM46 257H47V256H46ZM64 257H65V256H64ZM67 257H68V256H67ZM67 257H65V258H67ZM96 257H97V256H96ZM126 257H127V256H126ZM154 257H155V256H154ZM176 257H177L178 259H176ZM186 257H187V256H186ZM198 257L196 256V259H197ZM208 257H209V256H208ZM208 257H207V258H208ZM244 257H245V256H244ZM246 257H245V258H246ZM39 258H40V256H39ZM58 258H60V257H58ZM97 258H98V257H97ZM100 258H101V257H100ZM107 258H106V260H107ZM124 258H125V257H124ZM147 258H148V257H147ZM150 258H151V257L149 256L148 259H143V260H144V261H145V260H148V261H149ZM199 258H201V257H199ZM199 258H198V259H199ZM202 258H201V259H202ZM211 258H212V257H211ZM253 258H254V257H253ZM262 258H263V257H262ZM14 259H15V258H14ZM60 259H61V258H60ZM68 259H69V257H68ZM93 259H94V258H93ZM108 259H110V257H109ZM126 259L130 260V259H129V256H128V258H126ZM132 259H133V258H132ZM132 259H131V260H132ZM137 259H136L135 263L137 262ZM157 259H158V257H157V258H154V259L151 258V261H152V260H154V261H152V262L149 261L150 264L156 262L155 260H157ZM183 259H182V260H183ZM198 259H197V260H198ZM201 259H199V260H201ZM242 259H243V258H242ZM263 259H264V258H263ZM57 260H58V259H57ZM62 260H63V259H62ZM106 260H105V262H106ZM141 260H140V261H141ZM182 260H181V261H182ZM187 260H188V259H187ZM192 260H194V259H192ZM219 260H221V259H219ZM233 260H234V259H233ZM250 260H251V259H250ZM253 260H254V259H253ZM253 260H252V261H253ZM34 261H36L35 263H37V260H34ZM63 261H66V260H63ZM67 261H68V260H67ZM67 261H66V262H67ZM72 261H73V260H72ZM110 261H109V264L112 263V262H110ZM119 261H118V264H119V263L123 264L121 261H120V262H119ZM133 261H134V260H133ZM148 261H145V262L148 263ZM159 261H160V260H158V262H159ZM202 261H203V259H202ZM208 261H209V260H208ZM236 261H240V258H239V260H236ZM2 262H3V261H2ZM17 262H18V261H17ZM105 262H104V263H105ZM129 262L131 263V261H129ZM168 262H170V263H168ZM185 262H186V261H185ZM190 262L192 263V261H190ZM190 262L188 261L189 264H191ZM205 262H207V261H205ZM205 262H204V263H205ZM217 262H218V261H217ZM243 262H244V261H243ZM21 263H22V262H21ZM21 263H20V264H21ZM57 263H59V261H57ZM104 263H103V264H104ZM132 263H133V262H132ZM138 263L140 264L139 261H138ZM141 263H142V262H141ZM160 263H162V262H160ZM173 263H175V261H174ZM178 263H179V261H178ZM188 263H183V264H188ZM214 263H216V262H214ZM221 263L225 264L224 262H221ZM22 264H23V263H22ZM59 264H60V263H59ZM101 264H102V263H101ZM105 264H106V263H105ZM112 264H113V263H112ZM116 264H117V263H116ZM128 264H129V263H128ZM142 264H144V262H143ZM148 264H149V263H148ZM155 264H157V263H155ZM162 264H163V263H162ZM164 264H165V263H164ZM176 264H177V262H176ZM180 264H181V263H180ZM193 264H194V263H193ZM210 264H211V263H210ZM218 264H220V263H218ZM239 264H241V262H240ZM243 264H244V263H243ZM250 264H251V263H250Z\"/></svg>",
    "mask_w": 264,
    "mask_h": 264
}]
</instances>
